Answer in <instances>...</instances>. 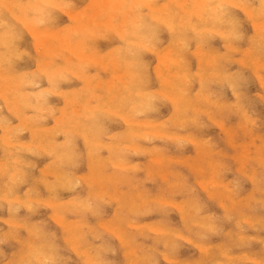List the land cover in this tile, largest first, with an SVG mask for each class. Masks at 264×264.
Returning <instances> with one entry per match:
<instances>
[{
    "label": "rangeland",
    "instance_id": "obj_1",
    "mask_svg": "<svg viewBox=\"0 0 264 264\" xmlns=\"http://www.w3.org/2000/svg\"><path fill=\"white\" fill-rule=\"evenodd\" d=\"M9 1V0H8ZM7 0L5 1V0H3L2 1V3L0 4V14H2L3 15V17H1L0 16V18H2V19H0V21L1 20H3V18H4V20L6 19V21L8 22V20H9V24H11V25H15L16 27L15 28H13L14 27V25L13 26H11L10 27V25L8 24L7 26H6V24H5V22L6 21H4L3 23L5 24V26L4 25H2L1 23V25H0V35L2 34V33H5L6 34V36L8 37V39L9 40H7V38L5 39L4 38V35H3V37H2V35H1V38H0V40L2 41L3 40V38L6 40V42L8 41H10V38H13V36H15V38L16 39H14L13 38V43H12V39H11V44H8V45H10V46H12V45H15V47H10L9 48V46H7V45H5L4 43H3V46H2V44H0L1 46H0V53H2V54H0V62L2 61L1 60V57L3 56V57H5L4 55H6V53L8 54V55H6V57L3 59V62L4 61H6L5 63H3V62H1L0 63V78H2V80L0 81V82H2V81H4V79L6 78V76H9L8 78H11V80L12 79H14L13 80V82H14V84H13V82H10V80L7 78V82H6V79H5V81H4V83H2V85H0V90H1V88L3 89L2 91H0V120H2V118H3V120L2 121H0V136L1 135H3V136H1L0 138H1V140L2 141H0V171L3 169L2 167H4L5 169L7 168L8 169V167H6L7 165L6 164H8V165H10V167H12L11 169L13 170H11V169H3L1 172H0V186L2 187V189L0 188V193L2 194H0V198H5V197H9L8 198V200H10L11 199V196L12 195H14V196H12V198L14 197V199H16V201H13L12 202V200H11V202L12 203H14L13 205H14V207H13V205H12V207H11V202H10V204H9V202H7V199H2L1 200V202H0V231L2 232V233H0V264H19L20 263V260H22L23 262H21L22 264L23 263H25V261H28V262H26V263H31V264H39L38 263V261L40 262V261H42L43 259H45V260H43L42 261V264H88V261H87V255L85 256V252H88V253H86V254H91V252H92V257H94L96 260H98V261H96V262H92V264H127V263H131L134 259H135V261L134 262H132L131 264H134V263H136V259H137V263L136 264H184V263H186V264H213V263H215L216 261H219V262H216V264H232V263H234L235 262V264H264V204H263V202L264 201H262V200H264V181H262V178H263V180H264V100L262 99V98H264V67L261 65V64H264V55H263V53H264V45H262V43H264V29L262 30H259L257 27H256V25H255V23L256 22H259L260 20V22H263L264 23V8H263V6H264V0H238V2H237V0H235V1H232V0H229V1H225V0H214V1H210V0H207V4L204 2V1H206V0H202V1H199V0H197V2H196V0H193V2H192V0H187V2H186V0L184 1V0H154V1H156L154 4L157 6L158 5V7H159V5L161 6V5H164L168 10H167V13H168V11H170V13H168L169 14V16H171L170 18H173V16H174V18L173 19H175L176 21H181V22H183V23H185L186 22V20H188V19H190V22H189V20L187 21V22H189L188 24L189 25H191L192 24V21H194L193 22V24L192 25H194V24H196V25H194V26H196V27H190V26H188V27H190V28H187L186 29V27H183V28H179L180 30H178V29H176V30H174L173 32H171L172 30L169 28V26H168V24H166L165 25V23H166V21H165V23H164V19L163 18H159V17H161L158 13H156V11L155 10H150V9H152L151 7H149V5L151 6V5H154L153 4V2L150 0L149 2L150 3H148V0H125V2H123L124 0H121L120 1V3H119V0H117V3H114L116 0H110V3L112 4H108V5H101V3H102V1L100 0V1H97V0H64L63 2L62 1H57L56 2V0H15V2H17V3H12V2H14V0H11L10 1V3L8 2ZM20 1V2H19ZM40 1L42 2V3H40ZM44 1V2H43ZM47 1H49V2H47ZM114 3V6H113V3ZM129 1V2H128ZM141 1H142V3H141ZM182 1H184V2H182ZM199 1V2H198ZM209 1H210V3H209ZM223 1V2H222ZM226 2V4H225V2ZM230 1H231V3L233 4V5H228V4H230ZM244 1V2H243ZM250 1V2H249ZM260 1H263V3L262 2H260ZM1 2V1H0ZM5 2V7H3L4 5H3V3ZM40 4H38V3ZM49 3L48 5H50L49 7H51L49 10L50 11H52L53 13H51L50 14V11L49 12H47L48 10H47V8H49V7H47V5H45L44 3ZM62 2V3H61ZM95 2V3H94ZM98 2V3H97ZM122 2V3H121ZM138 2H139V4H138ZM146 2H147V4H146ZM174 2H176L174 5H172ZM177 2H180V3H178L177 4ZM200 2H202L203 3V5H204V8H208V10L210 11H208L207 9H202V8H200V6H199V4H200ZM229 2V3H228ZM234 2H235V4H234ZM253 2V3H252ZM6 3H9V5L11 4V7H9V5L8 4H6ZM18 3H20V4H18ZM28 4V9H29V6H30V4H31V6H32V8H31V10H37V9H39V12L41 11L42 12V14H41V12L40 13H38L37 11H35V12H33V11H31L30 9H29V11H25L24 13H23V9H27V4ZM52 3V4H51ZM63 3L64 4H66V5H68V6H71L70 8L72 9L73 8V10H69V8L67 7V9L65 8L66 7V5H64V7H63ZM94 5V4H96V6L94 7L92 4ZM121 4V5H119V7H118V5L117 4ZM129 4V8H128V4ZM136 3L139 5H136ZM142 5H141V4ZM183 3H186V4H188V5H185V4H183ZM206 4V6H205V4ZM208 3H209V5H208ZM217 3H218V5H217ZM220 3V4H219ZM226 5V7L224 6V4ZM228 3V4H227ZM240 3V4H239ZM247 3H248V7H247ZM12 4H14L15 6H13ZM69 4H71V5H69ZM74 4L76 5L75 7H74ZM89 4V5H88ZM91 4V5H90ZM104 6V7H102L101 8V6ZM127 4V5H126ZM182 4V5H181ZM211 4V5H210ZM213 4H215V5H217V7L216 6H212ZM239 4V5H238ZM3 5V6H2ZM7 5V6H6ZM20 5V6H19ZM54 6V8H53V6ZM58 5H59V7H58ZM61 5H62V7H61ZM85 5H88L87 7L85 6ZM98 5V6H97ZM112 6V7H109V6ZM124 5V6H123ZM136 5V6H135ZM143 5H145L144 7H143ZM178 5V6H177ZM219 5H222V6H219ZM234 5H237L238 7H236V6H234ZM241 5V6H240ZM262 5V6H261ZM1 6H2V10L3 11H1ZM16 6H19L20 7V9H17L18 7H16ZM30 6V7H31ZM33 6H35V7H33ZM38 6V8H36ZM39 6H41V9H40V7ZM73 6V7H72ZM84 7V9H85V7H86V9H91V10H89V11H85L84 9H83V7ZM109 8H111V9H109V11L110 10H112L114 13H115V15H113L112 14V11L110 12V14H109V12H108V14H106V17H105V14H104V12L105 13H107V10H108V7ZM115 6H116V8H115ZM123 6V8H121ZM126 6V7H125ZM132 6V7H131ZM138 7V8H140V7H142V9L140 10H138V8L136 9V12H135V14L136 13H138V14H142V15H138V17H137V15H135L134 14V16H135V18H137L138 20H141L142 21V19H139L141 16H145L144 18H143V21L145 20V22H142V23H144V24H142L145 28H146V24H147V27H148V29L146 28H144V27H140V29L142 30V31H144V32H142L141 30L139 31V30H137V26L135 25V24H133V21L131 22V20L132 19H129V21L127 22V23H125V17L127 16V17H129V16H131L130 15V12H131V10L134 8V7ZM169 6V7H168ZM184 6H186V8L188 9V10H185L186 8L184 7ZM188 6V7H187ZM194 6V7H193ZM199 6V7H198ZM246 6V7H245ZM255 7L254 9H255V11H256V9H257V11H256V13L254 12V9L253 10H251L252 8L251 7ZM259 6L260 7H262V8H259ZM6 7H8V8H10V9H8V8H6ZM13 7V8H12ZM14 7H16V8H14ZM44 7L46 8V9H44ZM61 8L60 9V11H58V10H56V11H53L52 9H56V8ZM89 7V8H88ZM91 7H93V8H91ZM101 9H100V8ZM106 7V8H105ZM130 7L132 8L131 10H130ZM181 7H182V10H181ZM214 7H215V9H217L218 7H220V8H222V10H224L225 11V15L226 14H228V15H226V17L227 16H229V17H231V20H232V23H235V22H238V23H235L236 25H234V24H232L231 23V20H230V18L228 17V18H226L225 17V15H224V11L222 12V10H220V8H219V10L217 9V10H215L214 9ZM224 7V8H223ZM245 7V8H244ZM250 7V8H249ZM22 8V9H21ZM94 8H95V10H94ZM165 8V9H166ZM185 8V9H184ZM196 10H195V9ZM213 8V9H212ZM4 9L6 10V11H4ZM16 9V10H15ZM43 9H44V11H46V15H45V12L43 11ZM63 9H65V10H63ZM78 9V10H77ZM83 11V13L81 14V10ZM98 9H100V10H102L103 11V9H104V12L102 13L101 11V13H102V15H103V17H102V19H101V17H100V15H101V13L99 12V10ZM107 9V10H106ZM115 11H114V10ZM119 9V10H118ZM122 9H124L123 11H122ZM173 9V10H172ZM184 9V10H183ZM193 9V10H192ZM211 9V10H210ZM225 9H227V10H229V11H226ZM244 9H245V11H250L251 13H250V16H249V18H248V16L246 15L247 14V12L245 13V11H244ZM246 9H250V10H246ZM261 9V10H260ZM7 10H8V12H7ZM13 10L14 11H16V12H18L17 14H16V12H15V14H13L14 12H13ZM17 10H19V11H17ZM22 10V11H21ZM77 12H76V11ZM98 10V11H97ZM116 10H117V12H121V13H117L116 12ZM128 10V11H127ZM134 10V9H133ZM132 10V11H133ZM172 10V11H171ZM177 10H179V11H177ZM189 10H190V12H189ZM200 10H203V13L205 12L206 14L204 15L203 14V16H204V18L208 15V17L207 18H205V19H199L200 18V16H198L196 13L197 12H200ZM205 10V11H204ZM213 10V11H212ZM215 10V11H214ZM31 11V12H30ZM58 11V12H57ZM74 11V12H73ZM78 11H79V13H78ZM94 11V12H93ZM130 11V12H129ZM155 11V12H154ZM259 11H263L261 14H260V12ZM3 12V13H2ZM10 12V13H9ZM13 12V13H12ZM68 12L69 14H70V16H68V14H66V13ZM73 14V16H75V14H76V17L79 15V16H81V15H83L84 14V17L85 18H90V19H84V17L82 16V18H81V20L80 21H82V22H78L77 21V19H76V17H74V19H73V17H72V14ZM89 13V15L91 16V15H93L94 13V16H93V18L95 19H92L89 15H87L88 13ZM97 12H99V13H97ZM122 12H123V14H124V16H125V14H127V12H129L128 14L129 15H126L125 17L122 15ZM125 12V13H124ZM172 12V13H171ZM183 12L185 13V14H183ZM186 12H188V13H186ZM195 12V13H194ZM208 12H209V14H208ZM212 12V14L210 15V13ZM214 12H217V13H215L214 14ZM254 12V13H253ZM20 13V14H19ZM27 13V14H26ZM29 13V14H28ZM43 13H44V15H43ZM50 15H49V14ZM87 13V14H86ZM92 13V14H91ZM116 13H117V16H116ZM133 13V12H132ZM144 13H146V14H144ZM178 15H177V14ZM191 13V14H190ZM201 13V12H200ZM221 13V14H220ZM222 13H223V15L224 16H222ZM19 14V15H18ZM25 14V16H23ZM53 14V15H52ZM85 14H86V16H85ZM96 14H99V18H95V16H96ZM112 14V15H111ZM119 14V15H118ZM153 14H155L154 16H153ZM218 14H220V15H218ZM257 14V15H256ZM6 15V16H5ZM17 15V17H15ZM27 15V16H26ZM39 15V16H38ZM42 15V20H43V17L45 18L43 21L41 20H39L40 18V16ZM47 15H49V19L50 18H52L53 20H51L50 19V21H49V19H47L48 18V16ZM56 17H55V16ZM65 15V16H64ZM112 16V18L114 17V19H111L110 20V18H109V16ZM122 15V16H121ZM159 15V16H158ZM176 15V16H175ZM187 16V17H184V16ZM216 15H218L216 18H215V16ZM248 15H249V13H248ZM256 15V16H255ZM259 15H260V17H259ZM5 16V17H4ZM21 16V17H20ZM53 16H54V18H53ZM108 16V17H107ZM110 16V17H111ZM116 16V17H115ZM118 16H120V17H118ZM140 16V17H139ZM198 18H197V17ZM202 16V15H201ZM203 16L201 17V18H203ZM222 16V17H221ZM17 18V19H14V18ZM29 18V17H31V18H36V19H38V21L40 22H37V20H36V22L38 23H33L34 25L32 26V24H30L31 22H34L35 20L34 19H30L29 18V20H31V22L29 23L28 22V24L30 25V27H29V25L28 24H26V22H27V18ZM123 17V18H122ZM126 17V18H127ZM151 17H152V19H157L159 22H157V20L155 21H153L152 22V20H151ZM190 17V18H189ZM212 17V18H211ZM228 19L227 21H226V19ZM261 17H262V19H261ZM25 18V19H24ZM55 18H56V20H55ZM69 18H72V19H69ZM103 18H106V19H103ZM130 18V17H129ZM142 18V17H141ZM160 20H159V19ZM178 18V19H177ZM211 19L212 20V22H211V20L209 21V20H207V19ZM221 18L224 20H221ZM236 18V19H235ZM251 18L253 19V21L251 20ZM260 18V19H259ZM21 19H23V20H25V22L23 21H21V23H25L26 25H28L27 27H29V28H27V27H25V24L24 25H22L21 23V25L18 23V22H20V21H18V20H21ZM47 19V22H49V23H51V24H47V23H45V24H43L42 23V25H41V22H44L45 20ZM107 19H109V22H108V20ZM123 19V20H122ZM125 19V20H124ZM128 19V18H127ZM163 19V20H162ZM216 19L217 20H220V21H216ZM235 21H234V20ZM248 19H250V20H248ZM259 21H258V20ZM55 20V21H54ZM74 22H72V21ZM75 20V21H74ZM87 21V22H85V21ZM91 20V21H90ZM97 20H99V22L97 23L96 21ZM102 20H105V21H102ZM119 20V21H118ZM122 20V21H121ZM237 20V21H236ZM238 20H240V21H238ZM16 21H18L17 23L20 25H18L17 23H16ZM77 21V22H76ZM93 21V22H92ZM107 21V22H106ZM111 21H113V22H111ZM114 21H116V22H114ZM137 21V20H136ZM160 21H163V24L162 23H160ZM201 23H200V22ZM203 21V22H202ZM208 21V23H210V24H208V23H206ZM222 21V23H219V22H221ZM89 22V24H91L90 26H95V27H93V29L89 26V24H87ZM91 22V23H90ZM95 22H96V24H95ZM102 22H106L105 24H103ZM119 23V25H118V23ZM125 23V24H123V25H125V26H123V25H121L122 23ZM150 22V23H149ZM186 22V23H187ZM228 22V23H227ZM230 22V23H229ZM251 22V23H250ZM253 22V23H252ZM78 23H80V25L78 24V26H77V24ZM85 23V24H84ZM94 23V24H93ZM100 23H102V24H100ZM111 23H113V25L111 24ZM128 23H130V24H128ZM200 24V27H199V25H197V24ZM225 23H227V24H225ZM38 25V27H37V25ZM52 24H53V26L54 27H52ZM99 24V25H98ZM107 24H110V26L112 25V26H114L115 27V29L116 30H118V31H120V33L118 32V31H116L115 29H114V27L112 28V27H110L109 25L107 26ZM149 24V25H148ZM154 24V25H153ZM160 24V25H159ZM209 26H208V25ZM219 24H220V27L222 28V31H221V28L219 27ZM224 24V25H223ZM231 24V25H230ZM238 24H240L241 25V27H239L238 28V26H240V25H238ZM252 24L253 25H255V28H257V29H254V26H252ZM49 25V26H48ZM51 25V26H50ZM73 25V26H72ZM76 25V26H75ZM82 25V26H81ZM85 25V26H84ZM88 25V26H87ZM96 25H97V27H96ZM103 26L104 28L103 29H105V26H107V27H109V28H107L106 27V29H108V30H106V34H102V32L103 31H105V30H100V29H102V27L100 28V26ZM118 25V26H117ZM128 25H132V27H128ZM152 25H153V27H154V29L156 30H154L153 28H150V27H152ZM165 25V26H164ZM201 25H202V27H201ZM207 27V29L208 30H210L211 32L213 31V32H215V33H218V34H213V32L211 33L210 31H207V29H206V27ZM67 28H66V27ZM72 28H71V27ZM99 26V27H98ZM120 26H121V28H120ZM123 26V27H122ZM133 26H135L136 27V30H135V33H137L138 32V34H142L143 36H145L144 37V41H146V42H143V37H141V35H140V38H138V37H136V38H138V41H137V39L134 37V36H136V35H134V34H132L133 32H134V30L132 29V28H134ZM150 26V27H149ZM156 26V27H155ZM215 26H217V27H215ZM231 26H233V27H231ZM237 27L239 30H240V34L242 35V33H243V35H242V39H240L239 37H238V35L239 34H237L236 35V33H239V30H237V32H236V30H234L233 31V29H235V27ZM2 27V28H1ZM8 27L9 28H12L11 30H14V31H11V30H9L8 32H7V30L6 29H8ZM32 27L35 29H37V30H39V31H47L48 32V37H50V38H48L47 37V39H46V44H53L52 45V47H53V49H56V50H54L53 51V49H52V47L50 48L51 50V53H50V51H48L49 52V54L47 55V53H45L44 55H46L48 58L47 59H45L44 57L45 56H43V55H41V54H43L44 52L43 51H41V49H39L38 47H39V43L38 44H36V42L38 41V39L36 38L35 39V34L33 33V30L34 29H32ZM47 29V28H49V29H45V28ZM63 27H65V28H63ZM77 27V28H76ZM83 27V28H82ZM88 27H89V29H88ZM118 29H117V28ZM124 27H128L127 28V31H128V29L130 28V30H129V32L127 33L126 32V28H124ZM159 29H158V28ZM205 27V28H204ZM209 27H210V29H209ZM213 27H215V28H212ZM220 28V31H219V28ZM39 28V29H38ZM42 28H44V29H42ZM52 28V29H51ZM54 28V29H53ZM59 29V31H58V29ZM75 28V29H74ZM79 28V29H78ZM88 29V31L86 30V33L85 34H87V35H85L84 36V38H83V36H81V34H83L84 33V30L85 29ZM94 28H97L96 29V32L94 31ZM111 28H112V30L114 29V31H112L111 32ZM149 28L151 29V30H149ZM195 28H196V30L198 29V31H196L195 30ZM199 28H200V30H199ZM201 28H202V30H201ZM217 28H218V30H217ZM224 28V29H223ZM226 28V29H225ZM236 28V29H237ZM254 30H253V29ZM32 29V30H31ZM42 29V30H41ZM64 29H67V30H65V32H68V34H69V32L71 33V29H72V33L74 34V35H76V37H77V39H76V37H72V36H74L72 33L71 34H69V36H68V34L67 33H65L64 32ZM70 29V30H69ZM99 29V30H98ZM119 29H122V32H123V30H124V32L122 33L121 32V30H119ZM139 29V28H138ZM189 29L191 30V31H189ZM193 29V30H192ZM204 29V30H203ZM212 29V30H211ZM217 31H215V30ZM232 29V30H231ZM15 30H17L16 32H15ZM20 30H22L21 32H19ZM60 30L62 31L63 30V32L61 33V34H63V35H60ZM74 30V31H73ZM77 30V33L75 32ZM133 30V32H131ZM146 30V31H145ZM152 30H154V32L151 34L150 32H152ZM195 30V31H194ZM227 33L228 32V34H225L224 33V31ZM30 31H32V33L30 32ZM56 31H58L57 33H59V35L56 33ZM80 31V34L78 33ZM82 31V32H81ZM89 31L92 33V35L94 34V33H97L96 34V39L94 38V37H92L91 36V34L89 33ZM99 31H101V34L104 36V38H103V36H100V37H97V36H99V35H101V34H99L98 32ZM159 31V32H158ZM165 31V32H164ZM189 31V32H188ZM205 32V31H207V32H205V33H207L206 35H208V36H204V34L205 33H202L203 34V36H201L200 34H198L197 32ZM222 32L223 34H221V33H219V32ZM10 32H12V33H15V34H17L18 35V37H16V35L14 34L12 37H10L9 38V35L10 34H12V33H10ZM51 32V33H50ZM55 32V33H54ZM116 32V33H115ZM130 32H131V34H130ZM142 32V33H141ZM148 34H147V33ZM157 32V33H156ZM180 32L182 33V35H183V37H188L189 39H191L190 40V42H189V44H188V41H189V39L187 38V39H185V46H183V47H177V45L175 44V41H176V38L178 37V35L180 34ZM234 32V33H233ZM242 32V33H241ZM256 32H257V34H256ZM263 32V33H262ZM9 33V34H8ZM121 33L124 35V34H128L127 35V39H129L128 37H130V42L126 39V37H125V35H124V41H123V38H122V36H121ZM154 33H156V34H154ZM164 33V34H163ZM173 33V34H172ZM51 34H55V35H58L59 37H63L64 38V34H66L65 36L66 37H70V39H71V37H72V39H74V43H76L75 42V40L76 41H78V42H80V44L78 43V45L77 44H74L73 43V40L72 41H70L68 38H66V39H68V40H66V41H68V42H70V44L72 43L73 45H77V46H80L81 45V47L84 45V39H86L87 38V36H88V34L91 36V38H89V40L88 41H85L86 42V44H85V46H83L82 48H83V50H84V47H86L87 48V46H89L87 49L88 50H93V52L94 53H91L92 51L90 50V52L89 51H85L86 50V48H85V52H89V53H85L86 55H85V58H86V56H87V58L89 57V59L90 60H92V61H90L89 59H88V61L87 62H85V66H83V67H86V66H88V68L89 69H87L86 70V68L85 69H81V68H83L82 67V65H83V62H81V64L78 62V64H80L79 65V67H78V64L77 63H75L76 65H74L75 67H77V68H74L75 70H72L73 69V66L72 65H70V64H74V63H71V61L72 60H70L71 59V57L70 56H72V58H73V62H74V57L76 56L75 55V53H73V55H74V57H73V55L70 53V51L69 52H66V50H64L66 53H64V56H62L63 54V50H61L62 48H60L59 46L61 45L60 44V42H59V40H57L56 41V39L55 40H53V42L55 43V42H58V43H52V41H49L48 39H50V40H52L53 39V37L54 36H50ZM77 34H78V36H80L79 38H78V36H77ZM132 35V36H130V35ZM145 34V35H144ZM149 34H151V37L152 38H150L149 40L150 41H153L152 43V45L154 46V48H153V46H151V45H149V42H147V41H149L148 40V37H149ZM185 34V35H184ZM198 34V35H197ZM34 35V36H33ZM72 35V36H71ZM95 35V34H94ZM153 35V36H152ZM165 35V36H164ZM172 35V36H171ZM189 35V36H188ZM197 35V36H196ZM211 35H212V37H211ZM227 35H229L228 37H227ZM241 35H239V36H241ZM260 35V36H259ZM121 38H120V37ZM167 36V37H166ZM175 36V37H174ZM200 36V37H199ZM215 38H214V37ZM233 36V37H232ZM239 38H237V37ZM253 36V37H252ZM255 36V37H254ZM257 36V37H256ZM51 37H52V39H51ZM83 38L82 40V43H81V39L80 38ZM89 37V36H88ZM153 37H155V38H153ZM158 37V39L157 40H153V39H156ZM175 39H174V38ZM194 37V38H193ZM199 39H198V38ZM202 37H203V39H202ZM234 38L233 40H232V38ZM18 38V39H17ZM64 38V39H65ZM106 38H110V39H106ZM169 38V39H168ZM208 38V39H207ZM231 38V40H229V39ZM238 40H237V39ZM252 38V39H251ZM256 39V40H254V39ZM88 39V38H87ZM131 39L134 41V39H136V41H137V43H140V44H138V45H134V44H131L132 43V41H131ZM213 39V40H212ZM223 39V40H222ZM229 40V41H231V42H229L228 40L227 41H225V40ZM262 39V40H261ZM4 40V41H5ZM48 40V41H47ZM109 40V41H108ZM111 40V41H110ZM167 40V41H166ZM203 40H204V43L205 42H207L208 40H209V42L207 43V44H205L204 45V43H203ZM207 40V41H206ZM254 40V44H252V41ZM0 41V42H1ZM4 41H2V42H4ZM34 41V42H33ZM126 41V42H125ZM128 41V42H127ZM165 41V42H164ZM174 41V42H173ZM187 41V42H186ZM256 41V42H255ZM1 42V43H2ZM5 42V43H6ZM9 42V43H10ZM89 44H88V43ZM126 43V45L124 46V44ZM172 42H173V44H172ZM197 42H202L200 45H202V47H203V50H204V48L206 49L205 50V52H209L210 54H213V52H214V54H213V56H215L216 58L215 59H217L218 61H219V63L217 62V60H215V63L218 65V67L217 66H215V67H217V68H213V67H209L208 65H203V63H201V61L199 60L200 59V57L197 55L198 53H197V50H199V49H201L202 47H200V45L197 43ZM261 42V43H260ZM15 43V44H14ZM34 43L38 46L37 48L38 49H36V48H34ZM130 43V44H129ZM141 43H143V44H146L148 47L147 48H149L150 46L153 48V50H152V52H151V49H147L144 45V48L142 47V45H141ZM148 43V44H147ZM256 43H258V45L256 44ZM7 44V43H6ZM17 44V45H16ZM56 44H58V46L56 45ZM83 44V45H82ZM92 44L95 46V44H96V50L98 51V56H96L95 54L97 53V52H95V50L93 49L94 48V46L92 47ZM102 44V45H101ZM150 44H151V42H150ZM175 44V45H174ZM18 45H20L19 46V48H18ZM45 45V44H44ZM87 45V46H86ZM130 45V46H129ZM169 45H173V48L171 47L170 48V46ZM226 45H228V46H226ZM234 45H236V46H234ZM253 45V48L251 49V46ZM58 47V49L56 48V47ZM113 46V47H112ZM124 46L125 47V50L124 49H122V47ZM135 46H138L139 48H136L135 49V51H133V48ZM142 48H141V47ZM166 46H168V47H166ZM189 46V48H187ZM207 46V47H206ZM212 46H214L213 48H211ZM233 48V49H235V51H237L236 53L235 52H233L234 50L233 49H231V47ZM239 46V47H238ZM258 46V47H257ZM262 46V47H261ZM113 49H112V48ZM119 47H121V50H120V52H118L119 51ZM123 47V48H124ZM129 47H132L131 49L129 48ZM174 47H176V48H174ZM199 47V48H198ZM208 47H209V49H208ZM241 47V48H240ZM97 48H99V50L97 49ZM114 48H118V50L116 51V49L114 50ZM126 48H128V50L126 49ZM165 48V49H164ZM181 48V49H180ZM183 48V49H182ZM193 48H195L194 50H196V51H194L193 50ZM230 50H229V49ZM236 48H237V50H236ZM261 50H260V49ZM19 51H18V50ZM34 49H36V50H34ZM109 49V50H108ZM138 49H140V50H138ZM167 49H172V52H173V55L174 56H179L180 58H181V60H182V63H181V67H184L185 69H187L189 72H190V78H189V80H185L184 81V85L182 84V81L183 80H181L180 81V79L179 78H176V79H173V76L172 75H169L168 74V72L169 71H171V72H176L177 73V70H178V67L177 66H175V65H172L171 67V69L169 70V71H167L168 69H166L164 66H163V63H161L160 64V62L161 61H159L160 60V58H159V55H157V53L158 54H160V53H163L164 51H166ZM214 49V50H213ZM215 49H217L216 51H215ZM242 49V51H240ZM255 49V50H254ZM39 50V51H38ZM59 50H61V51H59ZM129 50H132V52L133 53H135V54H130L129 56H128V54L131 52V51H129ZM147 50H149L148 52H147ZM154 50H160V52H156V51H154ZM188 50V51H187ZM191 50L193 51V52H191ZM211 50V51H210ZM213 50V51H212ZM251 52H250V51ZM259 51V52H257V51ZM2 51V52H1ZM14 51V52H13ZM17 51V52H16ZM23 51V52H22ZM27 51H28V54H26L27 53ZM52 51L55 53V52H57L56 53V55H58V58H56V55L55 54H53L52 53ZM62 54H60L59 52ZM103 51V52H102ZM112 53H111V52ZM116 51V53H115V55H113L114 54V52ZM127 51H129V53L127 52ZM136 51H137V53H136ZM139 51H140V54L143 56H140L139 55ZM154 51V52H153ZM187 51V52H186ZM219 51V52H218ZM230 51V52H229ZM246 52V53H243V52ZM263 51V52H262ZM12 52V53H11ZM109 52H110V55H109ZM122 52V53H121ZM124 52H125V54H124ZM146 52V53H145ZM216 52H218L217 54H216ZM242 52V53H241ZM69 53V54H68ZM99 53H102L101 55H103V53H107L106 55H103V58H106V59H103V58H101L100 56V54ZM118 53H121L120 55H122L123 57H119L118 58V60H117V58L116 57H118L119 55H118ZM145 53V54H144ZM175 53H176V55H175ZM219 53H221L222 55H223V58H219V57H222ZM224 53V54H223ZM229 53H231V54H229ZM249 53V54H248ZM254 55H252V54ZM255 53V54H254ZM256 53H258L257 55H256ZM4 54V55H3ZM17 54V55H16ZM51 54H52V56H51ZM191 54H193V55H191ZM228 56H227V55ZM244 54V55H243ZM10 55V56H9ZM39 55H41V57L39 58ZM55 55V56H54ZM61 55V56H60ZM98 58V59H96V57ZM109 55V56H108ZM136 55H138V56H136ZM196 55V56H195ZM219 55V56H218ZM246 55H248L249 57H250V59H249V57L247 58L246 57ZM252 55V56H251ZM12 56V57H11ZM42 56H43V59H42ZM51 56V57H50ZM68 56V57H67ZM105 56V57H104ZM132 56L134 57L135 56V58H132ZM140 56V57H139ZM157 56H158V58H157ZM19 57H22V58H19ZM49 57H50V60H49ZM52 57H55L54 58V60L56 61H54V60H52L51 58ZM60 57V58H59ZM70 57V58H69ZM77 57V56H76ZM92 57V58H91ZM108 57L110 58V59H108ZM127 57H128V61L129 62H125V63H123L124 61H126L127 60ZM136 57H139V59H140V61H138L139 59L138 58H136ZM141 57H142V59H141ZM227 59H226V58ZM232 59H231V58ZM234 57V58H233ZM7 58V59H6ZM41 59V60H39V59ZM78 58L79 57H77L76 58V60H78ZM84 58V59H85ZM95 58V59H94ZM99 58H101V63L102 64H106L105 66L104 65H102L101 63H98V61L100 62V60H99ZM112 58V59H111ZM113 58H114V60H113ZM199 58V59H198ZM226 60H225V59ZM230 58V59H229ZM8 59H10V60H8ZM37 59L39 60L38 61V63H41L40 65H41V68L43 69V65H45V66H48V67H45L44 66V69L43 70H40L41 68H40V66L38 67V64H37V66H36V63H37ZM66 59V60H65ZM69 59V61H70V64H69V61H68V63H67V60ZM83 58H79V60L78 61H80V60H82ZM83 59V60H84ZM94 59V60H93ZM103 59V60H102ZM108 59V61H105V60H107ZM116 59V60H115ZM121 59H123V60H121V63H122V66H119V65H121V64H118V62L120 61ZM130 59H131V62H130ZM136 60V59H138L137 61H138V63L139 62H141V60H142V62L141 63H137V65L136 64H134V62L136 63V61H134V60ZM157 59H158V61H157ZM188 61H187V60ZM224 59V60H223ZM234 59L235 60H238V61H234ZM240 59H241V61H240ZM249 59V60H248ZM263 59V60H262ZM9 61V64H8V61ZM42 60H43V62L45 63H43L42 64ZM64 60V61H63ZM75 60V61H76ZM86 60V59H85ZM111 61V63H109L110 61ZM112 60H113V62H112ZM132 60H133V62H132ZM145 62H144V61ZM198 60H199V62H198ZM229 60V61H228ZM232 60H233V62H232ZM243 60L245 61V62H243ZM247 60V61H246ZM262 60V61H261ZM49 61H52V64H51V62H50V68H52L51 70L52 71H50L49 70V64H46V62L47 63H49ZM53 61L55 62V63H53ZM92 62V63H90V62ZM96 61V62H95ZM103 61V62H102ZM118 61V62H117ZM213 61V60H212ZM225 61H227V62H225ZM242 62V63H240V62ZM256 61H258V66H257V64L255 63ZM10 62H11V64H10ZM89 62V64H90V66H89V64H86V63H88ZM116 62V63H115ZM156 62V63H155ZM158 62V63H157ZM237 62V63H236ZM254 62V63H253ZM263 62V63H262ZM13 63V64H12ZM57 63V64H56ZM96 63V64H95ZM113 63V64H112ZM120 63V62H119ZM129 63H131V64H129ZM132 63L134 64V66L135 67H133V65H132ZM143 63V64H142ZM212 63V62H211ZM214 63V64H215ZM222 64V66H223V70L221 71V68H222V66H220L221 64ZM229 63V64H228ZM3 64H6V65H3ZM7 64L8 65H10L11 66V68H9L8 69V67H7ZM58 64H60V66L58 65ZM111 66L112 65V67H110L109 65ZM151 64V65H150ZM154 64V65H153ZM255 64V65H254ZM3 65V66H2ZM63 65V66H62ZM64 65H65V67H66V69H64L65 67H64ZM92 65V66H91ZM93 65H94V67H93ZM97 65H99V67L102 65V66H104V67H100V68H98V66ZM108 65V66H107ZM113 65H118V67H119V69H118V67L117 66H113ZM132 65V67H133V69L134 68H136V66H137V68H136V70H135V73L133 72V70L131 71V69L130 68H132V67H130ZM139 65V66H138ZM141 65H142V67L144 68H140L141 67ZM144 65H146V66H144ZM150 65V66H149ZM155 65H157V66H155ZM162 68H160L159 66ZM203 65V67H202V69L200 68V66H202ZM4 66H6V67H4ZM9 66V67H10ZM57 67V68H55V67ZM59 66V67H58ZM62 66V67H61ZM69 66H72V67H69ZM97 66V67H96ZM126 68H125V67ZM204 66L205 67H207L206 69L204 68ZM229 66V67H228ZM243 66V67H242ZM246 66V67H245ZM247 66H249V68L247 67ZM252 66V67H251ZM262 66V67H261ZM4 67V68H3ZM37 67V68H36ZM81 67V68H80ZM106 67H107V69H108V67H110V72H109V70H105L106 69ZM114 67H115V69H114ZM121 67H124V69L122 68L121 70H120V68ZM128 67H129V71L127 70L128 69ZM154 67V68H153ZM157 67H158V69H160L161 70V73L163 74H160L161 75V77L159 76V74L158 73H160V72H158L157 73ZM164 67V68H163ZM209 67V68H208ZM221 67V68H220ZM224 67H227V68H224ZM14 68V69H13ZM47 68H48V70H49V72L50 73H48V71H46V73L44 72L45 70H47ZM53 68H55L58 72L60 71V73H62V76L63 77H61V76H59L60 75V73L58 74L57 73V71L55 70L54 71V69ZM69 68H70V70H69ZM79 68V69H78ZM101 68H102V70H101ZM113 68V69H112ZM116 68H117V70H116ZM140 68V69H139ZM145 68H147V69H145ZM153 68V69H152ZM176 68V69H175ZM213 68V69H212ZM253 68V69H252ZM254 68H255V70H254ZM260 68V69H259ZM28 69H30L28 72L26 71V70H28ZM38 69H39V71H38ZM59 69V70H58ZM62 69H63V72H62ZM78 69V71H76ZM81 69V70H80ZM96 69V70H95ZM100 69V70H99ZM111 69L113 70L112 72H111ZM200 69V70H199ZM209 69H211V70H209ZM216 69V70H215ZM218 69V70H217ZM220 69V70H219ZM225 69V70H224ZM250 69V70H249ZM84 70H86L87 71V73L84 71ZM105 70V71H104ZM119 70V71H118ZM124 70V71H123ZM125 70H127V71H125ZM144 70V71H143ZM150 70V71H149ZM155 70V71H154ZM203 70H205V71H203ZM14 71H15V73H17V72H20V73H18V74H14ZM17 71V72H16ZM40 71H41V73H40ZM53 71H54V73H53ZM65 71H66V73H68L69 74V76L73 73V72H75V74H77L78 75V78H77V75H75L74 76V73L70 76V78H68V77H65L64 78V76H66V75H64L65 74ZM67 71H71V72H67ZM80 71V72H79ZM81 71H82V73H81ZM120 71H123L122 73L124 74H122ZM136 71H138L139 73H136ZM163 71V72H162ZM164 71L166 72L167 71V73H164ZM201 71V73L203 72V74H201L200 73V75H202V77H204V79H201V76L199 75V72ZM217 71V72H216ZM219 71V72H218ZM221 71V72H220ZM225 71V73L223 74V72ZM227 71H229V72H227ZM24 72H26V73H24ZM31 72H33L34 74H39V75H37L40 79H37L38 77H36V75L34 76ZM79 72V73H78ZM84 72V73H83ZM96 72H99L98 73V75L99 76H97L96 78L95 77H93L94 76V74L96 73ZM118 72V73H117ZM125 72L128 74V75H130L129 73H131V78L133 77V78H135V81H133L134 79L132 78H130V76H128V77H123V76H127V74H125ZM144 72V75H145V72H147V74L145 75V77H144V75L142 76L141 75V73H143ZM155 72H156V74H155ZM209 72H211V73H209ZM213 72H216V74L214 73L213 74ZM241 72V73H240ZM21 73H22V75L23 76H27V75H29L30 76V74H32L33 75V77H32V75H31V77H26L25 76V78H26V80H30V78L32 79V81L30 80V81H28V82H31V84H36V83H39V85L37 84V85H34L35 87H32L28 82V84H26V83H23L22 84V81L20 82L19 80H22L23 79V81L24 82H26V80H25V78H23V76L21 75ZM28 73V74H27ZM42 73H44L43 75H42ZM52 73L53 74H57L58 75V77H55V78H59V77H61V78H64V80L62 79L61 81H60V79H58L59 80V82H61V83H55L56 85H52V84H54V79L55 78H53L52 79V77L53 76H51L52 75ZM88 73H90V77H88ZM110 73V74H109ZM117 74V78H116V74ZM119 73H121V74H119ZM209 74H211L212 76H214V77H212V76H210V79L208 78V75ZM223 75H222V74ZM238 73H239V75H238ZM2 74H4V75H2ZM13 74V75H12ZM40 74H41V76H40ZM45 74H51L50 76L49 75H45ZM80 74H82L83 76H84V78L82 77V75H80ZM109 74V75H108ZM132 74L134 75V74H140L139 76L140 77H143V79H140V77H139V79H140V81L141 80H143V81H145V79H147L148 77V79H149V81H147V84L146 85H148V86H146V85H144L145 83H146V81H145V83L143 84V82H140L139 80H136V78L138 79V75L135 77V76H132ZM167 74L169 75L168 77H167ZM227 74H229V76H227L226 77V75ZM232 74H234L233 76H232ZM255 74H257V75H255ZM16 75H18V76H16ZM86 75H87V77H88V79L86 80L87 82H88V80H90L92 77L94 78V81L92 82V81H90L91 83H92V85H91V83L90 82H86L85 81V78H86ZM96 75H97V73H96ZM95 75V76H96ZM112 75H113V77H112ZM120 75V76H119ZM158 77H160V78H158ZM193 75V78L191 79V76ZM195 75H199L198 77L197 76H195ZM222 75V76H221ZM225 75V76H224ZM245 76V78H244V76ZM3 76L5 77L4 79H3ZM13 76H15V78L13 77ZM48 76L50 77V79L48 78ZM81 76V77H80ZM165 76H166V78H165ZM224 76V77H223ZM237 76V77H236ZM241 76H243V77H241ZM258 76V77H257ZM79 77L80 78H82L81 80L79 79ZM120 77H121V80L122 79H125L124 81L126 82H128V80L130 81V83L129 84H122L121 85V83H123V80H122V82H121V80L120 81H117V79H120ZM151 77H153V78H151ZM163 77V78H162ZM218 77V78H217ZM220 77H222V78H220ZM19 78V79H18ZM22 78V79H21ZM35 79V82H34V79ZM151 78V79H150ZM168 78V79H167ZM170 78H172V80H169ZM175 78V77H174ZM199 78H200V80H199ZM213 78H214V80H213ZM218 80H220V81H218V83L219 84H217V79ZM226 78V79H225ZM230 78V79H229ZM236 78V79H235ZM238 78V79H237ZM241 78H243V79H245L243 82H241L242 80H240ZM15 79H17V81L15 80ZM57 79L55 80V82L57 81ZM84 79V80H83ZM99 79H101L102 80V83L100 82V80ZM161 80L162 79V81L160 82L159 80ZM167 79V80H166ZM195 79V80H194ZM227 79H229V80H231V79H234V80H231L232 82H230L229 80H227ZM261 79H262V81H261ZM39 80V81H38ZM68 80V81H67ZM69 80H71V81H69ZM92 80V79H91ZM103 80H104V83H103ZM111 80V81H110ZM174 80V81H173ZM213 80V81H212ZM216 80V81H215ZM222 80H224V81H222ZM236 80V81H235ZM237 80H238V82H237ZM9 81V82H8ZM50 81H52V82H50ZM84 81L87 83V84H85L84 83ZM112 81H117V82H115V85H117L118 83L120 84V85H117L115 88L117 89V91H118V89H121L120 90V92H122L121 94H123V97H122V95L120 96L119 95V91L117 92V91H115L116 93H118V94H116L115 92H111L112 90L114 91V90H116L113 86H111V85H114V84H112V83H114V82H112ZM137 81V82H136ZM165 81H168V82H170V83H172V81H173V83L174 82H176L177 81V84L176 83H174V86L176 87H172V89H171V86H173V85H170L168 82H166V84H169L168 86H166V89H165V87H163L164 86V82ZM181 83H180V82ZM202 81L205 83V85H204V83H202ZM211 81V82H210ZM215 81V82H214ZM222 81V82H221ZM18 82H20V83H18ZM58 82V81H57ZM109 82H111V83H109ZM124 82V83H125ZM132 82H134V83H132ZM141 84H140V83ZM179 82V83H178ZM185 82H187V84L185 83ZM194 82V83H193ZM210 82V83H209ZM214 82V83H213ZM226 84H225V83ZM227 82L230 84V86H229V84H227ZM9 83H12L13 84V86L14 85H16V84H19V85H16L15 87H17V86H19L21 89H19L18 88V90L17 91H15V90H13L12 91V89L13 88H11L10 87V89H9V85H7L6 86V84H9ZM93 83H94V85H95V87H96V85L99 83V87H98V89L97 88H95L94 86H93ZM96 83V84H95ZM101 83V84H100ZM117 83V84H116ZM152 84V86H151V84ZM192 83V84H191ZM202 83V84H201ZM217 85H216V84ZM233 83V84H232ZM234 83H235V85H234ZM236 83H238V85L236 84ZM12 84H10L11 86H12ZM20 84H22V85H20ZM108 84H111L110 85V87L108 86ZM130 84H131V87H130ZM133 84H135V86H136V84H138L139 86H141V87H135V86H133L134 88H132V85ZM186 84V85H185ZM244 84V85H243ZM59 85V86H58ZM82 85H83V87H82ZM87 85V86H86ZM89 85H90V88H89ZM100 85H105V89L102 87V86H100ZM123 85H124V87L125 88H119V87H123ZM143 85H144V87H143ZM183 85V86H182ZM191 85H192V87H191ZM205 86V88H204V86ZM4 86H6V88H7V91L5 92V94L6 93H8L9 95H7V96H9L10 98H8V99H10V100H8L7 99V96L5 97L4 96V94L2 95V93H4V91H5V89H4ZM12 86V87H13ZM129 86V87H128ZM149 86H151V87H149ZM241 86V87H240ZM15 87H14V89H15ZM40 87H42V88H45L46 87V89H43V91H41V89L42 88H40ZM55 87H56V89H55ZM58 87V88H57ZM91 87H93V89H91ZM100 87H102V89L100 88ZM107 87H109V89L110 88H112V89H110L111 91H108L109 89L107 88ZM147 87V88H146ZM163 87V88H162ZM186 87H187V89H186ZM215 87V88H214ZM227 87V88H226ZM85 88H87V89H85ZM99 88H100V90H99ZM135 89L136 88V92H135V90H132V89ZM155 88V89H154ZM156 88H158V89H156ZM162 88V89H161ZM174 88H175V90H176V92H177V90L180 92V93H182V92H186L184 95H186V96H188V98L190 99L189 101L191 102V105H192V107H193V109H192V107L191 108H187L186 110H184V109H181L180 110V112L179 111H177L176 110V107H175V105L176 104H173V103H175V102H173L174 101V99H172V94L175 92L174 91ZM49 91H48V90ZM52 89H54V90H52ZM69 89V90H68ZM73 89H75V91L73 90ZM80 89V90H79ZM86 91H85V90ZM92 90L91 92H90V90ZM97 89V90H96ZM104 89V90H103ZM108 89V90H107ZM128 89V90H127ZM131 89V90H130ZM164 89L165 90H167V92L166 91H164ZM185 89V90H184ZM190 89V90H189ZM216 89V90H215ZM222 89V90H221ZM26 91L24 94H26V95H21L22 93L20 92V91ZM50 90H52V93H50L51 91ZM61 92H59V91ZM64 90H66L65 91V94L63 93V91ZM68 90V91H67ZM82 90H84V91H82ZM125 92H123V91ZM146 90V91H148L149 90V92L151 93V91H152V93L154 92L155 94H156V96H155V99L154 98H152V96L154 97V94L152 95V94H150L149 92V94L150 95H148L147 94V92H144V91ZM155 90H160L159 92H155ZM161 90H162V92L163 93H165V95L162 93V95H161ZM168 90H169V92H168ZM171 90V91H170ZM27 91H30V93H28ZM33 91V92H32ZM37 92V94H36V96H34L35 94V92ZM47 91H48V93L49 94H47ZM58 93H57V92ZM75 93H74V92ZM80 91H82V93L80 92ZM128 91H130V92H132L131 94H130V92H128ZM190 91V92H189ZM191 91H192V93H191ZM203 91V92H202ZM227 91V92H226ZM2 92V93H1ZM19 93V95H17L18 93ZM40 92H41V94H40ZM44 94H43V93ZM53 92H56V94H54ZM70 92H73V93H71V95L70 94H68V93H70ZM86 92V93H85ZM128 92V93H127ZM171 92V93H170ZM178 92V94H180ZM240 92H242V93H240ZM17 93V94H16ZM27 93H28V95H27ZM64 95H67L66 96V98L67 97H69V96H72V95H77V93H78V95H79V93H81V96H76V98L74 99L73 98V96H72V98H67L68 100H69V103H70V101L71 100H73V102H74V105L72 104V103H70V105L72 104L74 107L76 106V107H78L77 109H76V107L74 108L73 106H70V108H69V106L67 107V105L69 104V103H67V105H66V102H68V100L67 99H65V97L64 96H62L63 94ZM109 93H111V94H109ZM126 93H127V95H126ZM136 93V94H135ZM140 93V94H139ZM142 93H143V95H145L146 97H147V95H148V97L150 98V99H148V98H145V96H143L142 95ZM146 93V94H145ZM168 93H170V94H168ZM228 93V94H227ZM236 93V94H235ZM11 94H12V96H11ZM43 94V95H42ZM59 94H60V96H59ZM93 94V95H92ZM95 94V95H94ZM129 94V95H128ZM139 94V95H138ZM157 94H159L158 96H157ZM166 94H167V97H168V95H170L169 97H171V99L173 100V101H171L170 100V98L168 97V99L166 98ZM191 94V95H190ZM202 94V95H201ZM205 94H207V95H205ZM230 94V95H229ZM242 94H245V95H242ZM30 95V96H29ZM43 97H42V96ZM48 95V96H47ZM111 95V97H107V96H110ZM124 95H126L125 97H124ZM143 96V98H142V96ZM163 95H164V98H163ZM193 95H194V97H193ZM198 95V96H197ZM210 95V96H209ZM225 95V96H224ZM240 95V96H239ZM15 96V97H14ZM20 96V98H19V100L21 99V101H19L18 100V97ZM21 96L23 97L24 96V99L23 98H21ZM27 96H29L30 98L32 97V100L30 99V101H29V104L31 103V105H33L32 107H35L36 105L38 106V107H36V109L34 110V108H32V109H30L29 108V106L31 107V105H29L28 106V108H27V106L26 105H28V104H26L25 105V103H28V98L26 99V97ZM46 96V98L48 99L47 101H45L46 103H45V105H44V103H41L42 101H44V100H42V99H44V97ZM114 96H116V97H114ZM131 96V97H130ZM135 96V97H134ZM138 96V97H137ZM159 96H162L161 98L159 97ZM200 96H202L201 98H200ZM203 96H204V98H203ZM232 96V97H231ZM234 96V97H233ZM244 96V97H243ZM246 96V97H245ZM261 96V97H260ZM263 96V97H262ZM39 97H41L40 99H39ZM75 97V96H74ZM81 97V98H80ZM119 97V98H118ZM160 98V99H156V98ZM191 97V98H190ZM206 97V98H205ZM240 99H239V98ZM241 97H243V98H241ZM46 98H45V100H46ZM80 99V101L82 100V102H78V100ZM83 98V99H82ZM84 98H85V100H84ZM104 98V99H103ZM122 98V99H121ZM132 98V99H131ZM137 98V99H136ZM163 98V99H162ZM204 100L203 102L200 100ZM203 98V99H202ZM229 98V99H228ZM237 98V99H236ZM6 99L9 101H6ZM66 101H65V100ZM103 99V100H102ZM114 99V100H113ZM117 99V100H116ZM118 99L121 101L120 102V104L118 103L119 101H118ZM146 99V100H145ZM161 99H162V102H161ZM197 99V100H196ZM213 99H216V100H212ZM11 100H13V101H11ZM14 100H17V101H14ZM24 100H25V102H24ZM42 100V101H41ZM84 100V101H83ZM105 100V101H104ZM111 100V101H110ZM129 102H128V101ZM148 100H151L150 102H151V104H153V105H151V104H149V101ZM153 100V101H152ZM196 100V101H195ZM212 101V103H211V101ZM76 101H77V103H80V104H77L76 103ZM107 101V102H106ZM110 101V102H109ZM118 101V102H117ZM124 101H126V104H125V102ZM148 102L147 104H149L150 105V107L148 106V105H146L147 107H149L148 109L146 108L145 109V107H143L142 105H144L145 106V103L144 102ZM164 101V102H163ZM201 101V102H200ZM216 101V103H215V105H214V102ZM222 101V102H221ZM242 101L243 103V105L240 103V102ZM7 102H8V105H7ZM14 103V102H16L15 103V105H18V103L19 102H21V104L20 105H22V106H17V107H21L22 109H18V110H20L21 112H22V110H23V112H22V114L21 113H19V116L18 117H16V114L17 113H15V111L17 110L16 109V107H15V105L13 104V105H11V104H9V103ZM23 102V103H22ZM104 102V103H103ZM115 102H117V103H115ZM123 102V103H122ZM128 102V103H127ZM141 102H142V104H141ZM167 102V103H166ZM192 102H193V104H192ZM38 103V104H37ZM106 103V104H105ZM110 103L112 104V108H111V106H109L110 105ZM130 103V105H128ZM166 103V104H165ZM171 103V104H170ZM195 103V104H194ZM228 103V104H227ZM236 103H238V104H236ZM40 104H42L41 106L43 107H39L40 106ZM77 104V105H76ZM109 104V105H108ZM115 104V105H114ZM118 104V107L116 106ZM137 104H139L138 106H137ZM9 105H11V106H9ZM56 105V106H55ZM60 105V106H59ZM79 105V106H78ZM93 106V107H91V106ZM120 105V106H119ZM157 105V106H156ZM171 105V106H170ZM194 105H195V108H194ZM198 105V106H197ZM201 105V106H200ZM235 105H236V107H235ZM237 105H239V107L237 106ZM14 107V108H11V107ZM47 106V107H46ZM57 106H59V107H57ZM81 106V108H79ZM83 106V107H82ZM100 107V108H98L99 110H101V111H99V110H97V108L96 107ZM115 106V107H114ZM122 106V107H121ZM139 106H141L142 108H140ZM152 106H154V107H152ZM155 106H156V108H158V109H156L155 108ZM206 106V107H205ZM27 109H26V108ZM53 107V108H52ZM62 107V108H61ZM65 107H67L70 111H68V112H66V110L67 109H65ZM94 107H95V109L97 110V111H95L94 113H97V114H95V116H94V114L92 113L93 111H92V109H94ZM101 107H103V108H101ZM105 107V108H104ZM107 107V108H106ZM126 107V108H125ZM135 107H136V110H135ZM137 107L138 108H140V109H137ZM151 107L152 108H155V110H152L151 109ZM160 107V108H159ZM197 107V108H196ZM244 107V108H243ZM25 108V109H24ZM37 108H39V110L37 109ZM40 108H42V109H40ZM46 108H47V110H46ZM50 110H52L53 111V113L55 114H51V112L52 111H50ZM52 108V109H51ZM71 108H73L72 110H71ZM86 108V109H85ZM123 108V109H122ZM144 108V109H143ZM209 108V109H208ZM12 109V110H11ZM46 110L45 112H44V110ZM65 109V110H64ZM74 109H75V111H79V113L78 112H75L74 111ZM84 109V110H83ZM104 109V111H105V109H107V111H108V114H112L113 113V111L114 112H116L117 113V115L114 113V115H111V116H109V117H107V111H105V112H103L102 110ZM109 109V110H108ZM112 110V113H111V110ZM118 109H120L121 111H117ZM125 109V110H124ZM132 109V111H130ZM141 109H143V110H145V111H140L141 112V114L139 115L138 114V116L136 115H134L133 113H134V111H135V114H137L136 113V111L137 110H141ZM195 109H196V111H195ZM203 109V110H202ZM11 110V111H10ZM14 110V113L12 112ZM16 111V112H19V111ZM37 110V111H36ZM43 110V111H42ZM62 110V111H61ZM89 110V113H88V115H87V111ZM129 110V111H128ZM134 110V111H133ZM146 110H147V112H146ZM152 112H151V111ZM157 110V111H156ZM193 110V111H192ZM201 110V111H200ZM206 111L207 110V112H203V111ZM243 110H245L244 112H243ZM72 111V112H71ZM82 111H83V113H82ZM90 111H91V113H90ZM123 111H124V113H129V112H131L132 114H133V118L131 117V116H127L126 117V115L123 117V115H124V113H123ZM126 111H128V112H126ZM175 111V112H174ZM182 111V112H181ZM242 111V112H241ZM12 112V113H11ZM42 112H44V113H42ZM47 112V113H46ZM63 112H64V114H63ZM75 114H74V113ZM81 112V113H80ZM86 113V116L89 118V119H87V118H85L84 116H82L83 114H85ZM138 112V111H137ZM146 112V113H145ZM174 112V113H173ZM242 114H241V113ZM247 112V113H246ZM47 114V116L45 117L44 116V118L42 117L43 116V114ZM50 113V114H49ZM69 113V114H68ZM71 113L72 114H74V115H76V116H71ZM76 113H78V115L80 114V116H78L77 117V114ZM99 113V114H98ZM107 114L106 116H103V118H101L102 116H101V114ZM130 113V114H131ZM139 113V112H138ZM142 113H143V115H142ZM169 113V114H168ZM175 113H176V117H175ZM187 113H190V114H188L187 115ZM249 113V114H248ZM41 115V117L42 118H40L39 117V115ZM82 114V115H81ZM92 114V115H91ZM121 114V116L123 117H119V115ZM130 114H128V115H130ZM131 114V115H132ZM197 114H198V116H197ZM209 116H208V115ZM246 114H248V115H246ZM6 117H5V116ZM18 115V114H17ZM22 115H25L26 116V118H25V116H22ZM32 115H33V117H34V115L37 117L38 116V119L39 120H37L36 119V117H34L37 121H40V122H37V124H36V120L32 117ZM64 115H66V117L68 118L69 117V121H67V122H64V121H66V117L64 116ZM68 115V116H67ZM89 115H90V117H91V119H90V117H89ZM155 115H157V116H155ZM178 115H180L181 117L182 116H186V117H182V121H181V123L179 122L180 121V119H181V117L180 116H178ZM194 115V116H193ZM240 115V116H239ZM23 117V118H21V117ZM58 116H59V118H58ZM64 116V117H63ZM113 116V117H112ZM154 116H155V118H154ZM192 116V117H191ZM207 116V117H206ZM211 116V117H210ZM245 116V117H244ZM250 116V117H249ZM4 117H5V119H4ZM22 119H20V118ZM65 118V120L64 121H62V119L61 118ZM75 117H77V118H75ZM137 118L136 119V121L138 120H141L142 119V123H144V121L146 122V124L148 123V124H151V126L150 127H152L155 131L154 132H152L151 131V133H147V137L148 138H146V135L144 134V132L145 131H147V130H145L144 131V129H142L143 130V132H142V130H139V127L137 126L138 124V122L136 123V122H134L133 120H134V118ZM165 117V118H164ZM174 117V118H173ZM196 117V118H195ZM212 117L215 119V121H217L218 123H217V125H216V123H215V121H214V119H212ZM25 118V119H24ZM31 118H32V120H31ZM72 118V119H71ZM85 118V119H84ZM95 118V119H94ZM96 118H97V120H96ZM124 118H125V120L127 121V122H125L124 121ZM128 118V119H127ZM130 118H132V119H130ZM172 118V119H171ZM176 118V120H174ZM188 118H189V120H188ZM204 118H205V120H206V122H204ZM211 119V120H209V119ZM220 118V119H219ZM255 118H256V120H255ZM58 119H60V120H58ZM71 119V120H70ZM146 119H148V120H150V121H148V120H146ZM151 119H152V122H151ZM163 120V122H162V120ZM222 119V120H221ZM237 119V120H236ZM5 120V121H4ZM25 120V121H24ZM28 120L30 121V122H28ZM100 120V121H99ZM115 120V121H114ZM131 120L133 123H131V121H130V124H129V121ZM159 120H161V121H159ZM165 120V121H164ZM178 120V121H177ZM213 120V121H212ZM219 120V121H218ZM234 120H236V121H234ZM241 120V121H240ZM255 122H254V121ZM25 122L26 124H24V123H22V124H20V127H21V129L18 127L19 126V123H21V122ZM33 121H35L34 122V124H32L33 123ZM57 121H59V122H57ZM62 121V122H61ZM74 121L76 122L77 121V123H79V121H80V123H82V125H80V123L79 124H75L74 123ZM98 121V122H97ZM119 121V122H118ZM174 121V122H173ZM177 121V122H176ZM208 121V122H207ZM250 121V122H249ZM4 122V123H3ZM8 122H9V126H8ZM17 122H18V125H17ZM76 125V129L78 130V132H77V130L75 129V125L73 124V123ZM84 122L86 123V124H84ZM92 122V123H91ZM95 122H97V125H96V123ZM114 122H116V123H114ZM121 122V123H120ZM141 122H139V124L141 123ZM160 122H162V123H160ZM167 122V123H166ZM195 122V123H194ZM225 122V123H224ZM243 124H241V123ZM252 122H253V124H252ZM11 123H14V125H17V126H14L13 124H11ZM33 126H31L30 124ZM54 123V124H53ZM61 123H62V126H61ZM90 123H91V126H90ZM163 123H165V124H163ZM174 123V124H173ZM203 124V126H202V124ZM66 124H68V125H66ZM83 124L85 125V126H83ZM147 124V125H148ZM158 124V125H157ZM167 124V125H166ZM210 124H212V125H210ZM214 124V125H213ZM228 124V125H227ZM233 124V125H232ZM258 124V125H257ZM1 125H4L5 127L4 128H2L3 126H1ZM12 125V126H11ZM21 125H23V126H21ZM26 125V126H25ZM37 125V126H36ZM54 125L56 126V125H60L59 127H60V129L57 127H55L54 128ZM94 125L97 127V128H99V130H96L97 128L96 127H94ZM105 125V126H104ZM192 125H196V129H195V127L194 126H192ZM232 125V126H231ZM240 125V126H239ZM242 125V126H241ZM246 125V126H245ZM15 127V129H14V127ZM29 126H30V128H29ZM41 127V129L39 128V127ZM43 126H50L49 128L47 127V128H44ZM51 126L53 127V129H54V131H52L51 133H53V135L51 134V133H49V131L48 130H50V129H52L51 128ZM66 126V127H65ZM77 126H78V128H77ZM80 126V127H79ZM85 127L84 129H86L85 131L84 130H82L83 129V127ZM93 129H91L90 127ZM94 128H93V127ZM104 126V127H103ZM131 126V127H130ZM181 126H183V127H181ZM211 128H210V127ZM219 126H221V127H219ZM223 126L224 127H226V129L227 128H229V129H231L232 131H233V135H234V137H232V136H230L231 134H232V132H229L228 131V129L225 131V129L223 128ZM229 126V127H228ZM249 126V127H248ZM8 127V128H7ZM12 127H13V129L15 130V132L16 133H18L17 135L15 134L14 135V130L12 129ZM17 127V128H16ZM22 127L23 128H25L26 129V127H28L29 129H22ZM32 127V128H31ZM39 128V130H38V128ZM43 127V128H42ZM62 127H65L64 128V130L62 131ZM68 127V128H67ZM72 127V132L70 131V128ZM73 127H74V129H73ZM81 127H82V129H81ZM87 127V128H86ZM109 127V128H108ZM130 127V128H129ZM134 127H135V129H134ZM189 127V128H188ZM241 127V128H240ZM37 128V129H36ZM89 128V129H88ZM103 128V129H102ZM133 129V130H135V132L136 131H141L140 133H139V135L136 133L135 135H132L131 134V132H129L130 131V129ZM164 128H165V130H164ZM209 129V130H207V129ZM219 128H221V129H219ZM236 128V129H235ZM240 128V129H239ZM253 130H252V129ZM32 129H33V131H32ZM46 129L47 130V132L49 133V135H50V138H49V136H48V134H47V132H46V130H45V132H44V130ZM52 129V130H53ZM56 129V130H55ZM81 129V130H80ZM93 131V133H92V131ZM151 129V128H150ZM152 129V130H153ZM162 129V131H165L166 132V134H165V132H164V134L162 133V131H160ZM176 129H178L177 131H176ZM185 129V130H184ZM202 129V130H201ZM234 129H235V131H234ZM245 129V130H244ZM8 132H7V131ZM10 130H12V131H10ZM36 130H37V133H41V135L39 134V136H37V137H35V139L33 138L34 136H36V134H34V131H35V133H36ZM57 130H58V132H57ZM65 130L67 131L66 133H65ZM74 130V131H73ZM76 130V131H75ZM88 130H89V132H88ZM94 130H95V132L96 131H98V132H100V133H98V132H94ZM101 130H103V131H101ZM124 130H125V132L127 133V134H125V132H124ZM158 130V131H157ZM180 130V131H179ZM181 130H183V131H181ZM199 130H201V131H199ZM220 130V131H219ZM20 131L22 132L21 134H20ZM160 131V132H159ZM168 131V132H167ZM179 131V132H178ZM6 132V133H5ZM12 132V133H11ZM77 132V133H76ZM83 132H87L88 134H85V135H83ZM170 132H171V134L172 133H174V134H178L177 136L176 135H171L170 134ZM193 132V133H192ZM195 132H197V133H195ZM228 132V133H227ZM9 133H11L10 135H9ZM55 133V134H54ZM73 134V136H72V134ZM79 133V134H78ZM81 133V134H80ZM95 133V134H94ZM98 133V134H97ZM128 133L129 134H131L130 136L132 137H129V135H128ZM142 133V134H141ZM155 133H156V135H155ZM170 135H169V134ZM192 133V134H191ZM219 133V134H218ZM247 133V134H246ZM45 134H47V135H45ZM90 134V136L89 137H87L88 135ZM92 134H94L95 135V139H94V141H93V139H92V136L94 137V135H92ZM110 134V136H108ZM114 134V135H113ZM115 134H116V136H115ZM141 134V135H140ZM144 134V135H143ZM161 134V135H160ZM179 134L181 135V134H184V137H186V135H187V137H190L189 139L191 140H194L195 138L197 139V140H199V141H203V142H205V145H206V148L210 151V156L209 157H203V156H200V154H199V150L197 149L198 147H197V145L194 143V145H193V142L194 141H190V140H187V137H186V139H184L183 140V135H182V138H181V136H179ZM191 134V135H190ZM197 134V135H196ZM215 136V138H214V136ZM38 135V134H37ZM57 135V136H56ZM70 135V136H69ZM80 135L81 136H83V137H80ZM87 135V136H86ZM92 135V136H91ZM158 135V136H157ZM167 135H169V136H171V138H169V136H166ZM189 135V136H188ZM219 135V136H218ZM224 135V136H223ZM254 135V136H253ZM32 136V137H31ZM56 136V137H55ZM79 136V137H78ZM112 136H114V137H112ZM140 136H142V137H140ZM172 136L174 137V138H172ZM193 136V137H192ZM229 136V137H228ZM253 136V137H252ZM45 137V138H44ZM90 137H91V139L92 140H90ZM121 137V138H120ZM175 137H177V138H181L180 140L179 139H175ZM200 137V138H199ZM217 137H219V138H217ZM222 139H221V138ZM5 138V139H4ZM32 138H33V140H32ZM38 138H39V140H38ZM70 138H73L74 140H75V142H74V140L72 139V140H70V141H73V144H72V142L71 143H69L70 141H69V139ZM88 138V139H87ZM159 138H161V140H158ZM164 138V139H163ZM194 138V139H193ZM202 138V139H201ZM203 138H205V139H203ZM253 138H254V141L252 142V140H253ZM15 139H17V141H18V139H19V141L17 142V141H14ZM64 139V140H63ZM85 139H87L88 140V142L86 143V141L87 140H85ZM97 139H99L100 141H98ZM195 139V140H196ZM212 139V140H211ZM218 139V140H217ZM46 140V141H45ZM48 140V141H47ZM49 140H50V142H49ZM52 140V141H51ZM104 141V143L106 144V146H105V144L102 146V145H99L98 143H103V141ZM167 140V141H166ZM229 140V141H228ZM30 141L32 142V144H30V147H29V143H30ZM42 141V142H41ZM54 141V142H53ZM67 142V144L69 143V147L67 146V144L66 145H64L63 143H61V142ZM69 141V142H68ZM120 141V142H119ZM169 141V142H168ZM180 141V142H179ZM183 141V142H182ZM185 141V142H184ZM2 142H4V145L2 144ZM35 142V143H34ZM47 142H48V144H47ZM51 142H53V144H55V145H53ZM60 142V143H59ZM89 142H91V145H92V147H94V148H92V149H96L95 151L96 152H94V151H92V149L90 150L89 149V147H91V146H86V144H88ZM96 142V143H95ZM112 142V143H111ZM117 142H119V143H117ZM190 142H192V143H190ZM248 143V142H250L251 143V145H250V148H249V151H250V154H251V157H250V160H248V162H247V164H245L244 166L241 164V161L239 160V159H237L238 158V156H239V152H240V146H242V145H244L245 143ZM17 143V144H16ZM36 143H37V145L39 144H41L40 145V149L38 148V147H36ZM43 143H45V144H43ZM77 143V144H76ZM100 143V144H101ZM109 143V144H108ZM184 144L185 146H182V144ZM186 143V144H185ZM209 143V144H208ZM233 143V144H232ZM3 146H2V145ZM6 144H8V145H10V146H7ZM12 144V145H11ZM13 144H16V145H14L13 146ZM25 144H26V147H25ZM27 144H28V146H27ZM50 144H52L51 146H50ZM95 144V145H94ZM96 144H98L97 146H96ZM118 144V145H117ZM120 144V145H119ZM127 144H129V145H127ZM146 145V146H144V148H143V145ZM152 144V145H151ZM22 145V146H21ZM63 145V147H61ZM71 145H73V148H72V146ZM75 145V146H74ZM90 145V144H89ZM116 145V146H115ZM135 145V150H134V147L133 146ZM139 145H141V146H139ZM48 146V148L49 147H51V148H53V149H47L46 150V147ZM65 146H67L66 148L67 149H65L64 147ZM96 146V147H95ZM106 148H105V147ZM109 148H108V147ZM113 146V147H112ZM122 146V147H121ZM126 146V147H125ZM176 146H178V147H176ZM221 146V147H220ZM16 147H17V149H16ZM75 147V148H74ZM80 147V148H79ZM120 147V148H119ZM131 147V148H130ZM141 147H142V149H141ZM158 147V148H157ZM163 147V148H162ZM165 147V148H164ZM180 147V148H179ZM10 148V149H9ZM19 148V149H18ZM27 148V149H26ZM32 148V149H31ZM35 148H37V150L35 149ZM42 148H44V149H42ZM62 148H64V149H62ZM115 148V149H114ZM133 148V149H132ZM137 148H139L138 150H137ZM149 148V149H148ZM151 148V149H150ZM154 149V151H152L153 149ZM184 148V149H183ZM260 148V149H259ZM25 149H26V151H25ZM70 151H69V150ZM74 150V152H71L72 150ZM107 149V150H106ZM111 149V150H110ZM130 149V150H129ZM148 149V150H147ZM162 149V150H161ZM15 150V151H14ZM19 150V151H18ZM21 150V151H20ZM28 150V151H27ZM30 150H32V151H30ZM35 150V151H34ZM64 151V150H67L68 152H71L70 153V155H68V152H67V154H66V152H61V151ZM81 150H83V151H81ZM108 150H110V151H108ZM133 150V151H132ZM161 150V151H160ZM167 150V151H166ZM169 150V151H168ZM182 150V151H181ZM195 150V151H194ZM216 150V151H215ZM13 151V152H12ZM58 151V154L60 155L61 154V156H58V154H56L57 156L56 157H54L55 156V153ZM90 151H92L93 152V155L96 153H99V152H103L102 153V155H101V153H99V156L98 155H96V156H98L97 158L95 157V156H93L91 153L92 152H90ZM150 151V152H149ZM165 151V152H164ZM178 151H180V154H178L179 152ZM12 152V154H10ZM32 152H34V154L32 153ZM45 152V153H44ZM55 152V153H54ZM86 152V153H85ZM88 152H90V154L88 153ZM104 152H105V155H104ZM126 152V153H125ZM155 154H154V153ZM156 152H159V154L162 156L163 155V157H164V160H158V161H160V162H158V161H155V155H156ZM195 152V153H194ZM8 153V154H7ZM50 153V154H49ZM65 155H64V154ZM112 153V154H111ZM162 153H165V154H162ZM185 153V154H184ZM35 154H37V155H35ZM86 154V155H85ZM111 154V155H110ZM127 154V155H126ZM169 154V155H168ZM172 154V155H171ZM175 154V155H174ZM15 155V156H14ZM45 155V156H44ZM84 155V156H83ZM92 156V158L91 157H89V156ZM103 155H104V157L106 158V159H104V157H103ZM108 155L110 156V159H111V161L109 160V157H108ZM166 155H167V157H166ZM190 155V156H189ZM195 155V156H194ZM253 155V156H252ZM6 156H7V158L8 159H6ZM49 156V157H48ZM51 156V157H50ZM63 156H65L64 158H62ZM70 156V157H69ZM83 156V157H82ZM88 156V157H87ZM102 158H101V157ZM169 156V157H168ZM185 157V161L183 160L182 161V159H184V158H182V157ZM194 156V157H193ZM58 157V158H57ZM85 157H87V158H85ZM101 159H103V160H101ZM171 157V159H169ZM172 157H173V159H172ZM175 157H177V158H175ZM187 157H188V160H190V161H188L187 160ZM200 157V158H199ZM237 157V158H236ZM18 158L21 160L22 159V162L20 161V160H18ZM60 158H62V159H60ZM72 158V159H71ZM75 158V159H74ZM89 158V159H88ZM92 160H91V159ZM107 158H108V160H107ZM112 158H114L113 160H112ZM154 158V159H153ZM166 158V159H165ZM179 158H181V160L180 161H178L179 160ZM5 159L6 160H11V162L10 161H5ZM15 159V160H14ZM17 159V160H16ZM83 159H85V160H83ZM96 159H99L98 161L96 160V162H95V160ZM121 159V160H120ZM174 159H175V161H176V159H177V162H175L174 161ZM252 159V160H251ZM53 160V161H52ZM68 160V161H67ZM105 160V161H104ZM114 160H115V162H117L116 164L114 163ZM118 160V161H117ZM171 160V161H170ZM217 160V161H216ZM253 160H255V161H253ZM2 161L3 162H6V163H2ZM14 161H16V162H14ZM17 161H19V162H17ZM27 161V162H26ZM29 161V162H28ZM33 161V162H32ZM57 161V162H56ZM70 161H72V163H70ZM79 161V162H78ZM90 161V162H89ZM93 163H92V162ZM102 161H103V163H102ZM123 161V162H122ZM143 161V162H142ZM195 161V162H194ZM198 161V162H197ZM209 161H213L214 163H215V165H216V168H217V171H218V178L222 181V182H224V184H226V185H228V188H230L229 190H226L224 187H216V188H214V187H209L208 189H210V190H207L206 191V188L204 187V186H202L203 184H201L202 182H201V180H202V178H201V176H203V175H201L199 172H198V170H196L195 169V165L194 164H196V165H198V164H202L203 165V167L205 168V171L207 172V175L209 174V172H210V167H209ZM252 162V164L254 165L255 163V165L253 166V165H251V163L250 162ZM21 162V164H19ZM32 162V163H31ZM39 162V163H38ZM55 162V164H57L58 166H57V170L54 168L55 167V164H54V166H51L53 163ZM61 162V163H60ZM64 162V163H63ZM87 162H89V163H87ZM128 162V163H127ZM137 162V163H136ZM180 162V163H179ZM185 162H187L186 164H184ZM190 162V163H189ZM238 162V163H237ZM13 163V164H12ZM28 163V164H27ZM81 163V164H80ZM93 165H92V164ZM95 163H96V165H95ZM111 163V164H110ZM121 163H122V165H126V163L128 164L127 166H126V168H125V166L123 167V166H119V165H121ZM132 163V166H130V164ZM134 163H136V164H134ZM158 165H157V164ZM171 163V164H170ZM174 163V164H173ZM19 164V165H18ZM32 164V165H31ZM49 164V165H48ZM51 164V165H50ZM119 164V165H118ZM134 164V165H133ZM189 164V165H188ZM191 164H193V165H191ZM221 166H220V165ZM240 166H243V168L245 169V172H244V170H243V168H241L240 167V171L238 170L239 169V165ZM249 164V165H248ZM258 164V165H257ZM3 165V166H2ZM12 165V166H11ZM65 165H67V166H65ZM116 165H118V166H116ZM185 165H187L188 167V170H187V168H186V166ZM2 166V167H1ZM37 166V167H36ZM46 166H48V167H46ZM70 166V168L68 169V167ZM78 166V167H77ZM92 166V167H91ZM96 166V168L94 169L93 167H95ZM114 166V167H113ZM134 166L136 167V168H134ZM170 166V167H169ZM179 166V167H178ZM238 166V167H237ZM249 166H250V168H249ZM258 166V167H257ZM20 167V168H19ZM41 167V168H40ZM45 167H46V169H45ZM51 167V168H50ZM131 167V168H130ZM159 167H160V169H159ZM172 167V168H171ZM176 167V168H175ZM22 168V170H23V174H19V169H21ZM31 168V169H30ZM35 170H34V169ZM61 169L60 171H59V169ZM63 168H66L67 170H68V172H67V170L66 169H63ZM92 168H93V171H92ZM249 168V169H248ZM17 169V171H18V174H19V176H20V179H18V177H15V178H17V179H14V176H18V174H17V171H15ZM30 169V170H29ZM45 169V172L47 171V169H50L49 171H47L46 173L48 174H46L45 172H43V170ZM52 169V170H51ZM86 169H88L89 171H90V173H88L89 171H87ZM100 169V170H99ZM110 169H112V170H110ZM170 169V170H169ZM192 169H194L193 171H192ZM229 169H232V170H229ZM247 169V170H246ZM11 170V171H10ZM21 170V171H22ZM41 170V171H40ZM63 170V171H62ZM66 170V172H64ZM69 170H71V171H69ZM98 170V171H97ZM149 172H148V171ZM156 170V171H155ZM168 170H169V173H168ZM196 170V171H195ZM228 170V171H227ZM3 171H5L4 173H2ZM15 171V172H14ZM34 171V172H33ZM58 171H59V173H58ZM64 172V173H62V172ZM74 171V172H73ZM96 172V175H94L95 174V172ZM110 171V172H109ZM167 171V172H166ZM172 171V172H171ZM184 172V174H185V176L184 175H182L183 174V172ZM242 171H243V173H244V176H243V173H242ZM255 171V172H254ZM12 172H14V173H16V175L13 173V175H12ZM26 172V173H25ZM42 172V173H41ZM62 174H61V173ZM70 172V173H69ZM94 172V173H93ZM97 172H98V176H97ZM106 172H108V173H106ZM122 172H124V173H122ZM158 172H160L159 174H157ZM163 172H165V174H162ZM239 172V173H238ZM257 172H259V173H257ZM2 173V174H1ZM56 174V175H52V176H50L51 174ZM58 173V174H57ZM65 173H67L66 175H63V174H65ZM93 174L94 175V177H98V180H97V177H96V179L94 180V181H92L94 178H90V176L88 175V174ZM111 173H112V175H111ZM136 173V174H135ZM149 173V174H148ZM191 173V174H190ZM245 173H246V175H245ZM255 173H257V174H255ZM7 174V175H6ZM25 174V175H24ZM34 174V175H33ZM42 174V175H41ZM44 174V175H43ZM68 174H70L69 176H71V175H73L72 177H75V178H73L74 180H75V182L77 183L76 184V186L74 185V181H73V179L71 178V177H69L68 176ZM76 176H75V175ZM78 174V175H77ZM81 174H84V175H81ZM86 174H87V176H86ZM106 174L108 175L107 177H106ZM189 174V175H188ZM238 174H242V175H238ZM12 177H11V176ZM22 175H23V177H22ZM32 177H31V176ZM47 175V176H46ZM59 175H61V178H59ZM103 175V176H102ZM111 175V176H110ZM114 175V176H113ZM139 175V176H138ZM142 175V176H141ZM148 175V176H147ZM150 175V176H149ZM179 175V176H178ZM187 175V176H186ZM193 175V176H192ZM235 175H236V177H235ZM248 175V176H247ZM250 175V176H249ZM253 175H256V176H258V177H256V176H254V178H253ZM24 176H25V178H24ZM49 176V177H48ZM65 176V178L62 180L63 182H60V179H62L63 177ZM67 176V177H66ZM78 176V177H77ZM82 176V177H81ZM84 176H85V178H84ZM89 176V177H88ZM146 176H147V178H146ZM182 176V177H181ZM9 177H11L12 178V180L13 181H15L16 182V180H17V182L16 183H20V184H17L18 186H12L13 185V183H15V182H13L12 180H11V178H9ZM54 177V178H53ZM55 177L57 178H59V180H58V178L57 179H55ZM71 178V180L69 179V178ZM100 177H101V179H100ZM106 177V178H105ZM117 177V178H116ZM161 177H166L165 179H163V178H161ZM229 178V179H227V178ZM243 177V178H242ZM250 177H252L253 179H251ZM23 178V179H22ZM32 178V179H31ZM34 178V179H33ZM46 178V179H45ZM82 178L84 179V180H82ZM92 179V180H90V179ZM109 178L111 179V180H109ZM159 178V179H158ZM179 178V179H178ZM195 178H196V180H195ZM201 178V179H200ZM232 178V179H231ZM5 179V180H4ZM8 180V183H9V181L11 182L12 181V184L11 183H9V184H6L7 183V180ZM22 179V180H21ZM42 179H43V181H42ZM48 179H49V181H51L52 182V180H55V182H52V183H54V190L52 191V187H53V184L52 183H49V181H48ZM50 179H52V180H50ZM66 179H68L69 180V184L68 185H70V188H69V186H63V185H61V184H64V183H66L67 184V182H68V180L67 181H65ZM79 181H78V180ZM162 179V180H161ZM238 180V181H236V180ZM256 179V180H255ZM2 180H3V183H2ZM19 180V181H18ZM21 180V181H20ZM38 182H37V181ZM56 180H58L57 182H56ZM86 180H87V182H86ZM97 180V181H96ZM199 182H198V181ZM226 180V181H225ZM252 180V181H251ZM42 181V182H41ZM229 183H228V182ZM232 181H233V183H232ZM256 181V182H255ZM33 182V183H32ZM43 182H44V184H43ZM71 182H73V184H70ZM84 182V183H83ZM88 182H89V185H88ZM135 182V183H134ZM152 182V183H151ZM169 182H171V183H169ZM193 182V183H192ZM199 184H198V183ZM252 182V183H251ZM254 182V183H253ZM98 183H100V184H98ZM136 183H138L137 185H135ZM176 183V184H175ZM261 183H263V185L261 184ZM47 184V185H46ZM49 184H52L51 186L52 187H50L49 186ZM58 184V185H57ZM65 184V185H66ZM101 184H103V185H101ZM145 184V185H144ZM170 184H172V185H170ZM240 186H239V185ZM242 184V185H241ZM253 184H255V186L253 185ZM7 185L8 186H10L11 188V190H12V193L13 192H16V190H17V192L15 193V194H12L11 193V190H9V189H7L8 187H7ZM14 185H16V184H14ZM37 185V186H36ZM57 187H56V186ZM73 185V186H72ZM100 185V186H99ZM116 187H115V186ZM135 185V186H134ZM147 185V186H146ZM174 185H176V186H174ZM235 185V186H234ZM3 186H4V188H3ZM5 186L7 187L6 189H7V191H5ZM32 186V187H31ZM36 186V187H35ZM71 186H72V188H74V189H72L71 188ZM197 186V187H196ZM203 188H202V187ZM254 186V187H253ZM20 187V188H19ZM38 187V188H37ZM92 189H91V188ZM121 187V188H120ZM127 187H129V188H127ZM148 187V188H147ZM151 187V188H150ZM193 187V188H192ZM19 188V189H18ZM36 188V189H35ZM89 188H90V190H89ZM241 188H243V189H241ZM39 189H40V191H42V194H40V191H39ZM68 189H69V191H68ZM93 189H95V190H93ZM106 189V190H105ZM114 189V191H112ZM115 189H117V190H115ZM126 189V190H125ZM194 189V190H193ZM199 189V190H198ZM213 189V190H212ZM237 189V190H236ZM253 190V192H252V190ZM255 189H257V190H255ZM261 189V190H260ZM1 190H2V192H1ZM60 192H59V191ZM64 190V191H63ZM104 190V191H103ZM138 190V191H137ZM140 190V191H139ZM202 190V191H201ZM215 190V191H214ZM221 190V191H220ZM241 190V191H240ZM246 190V191H245ZM57 191V192H56ZM93 193H92V192ZM96 191H98L97 192V194L95 193ZM99 191H101V192H99ZM104 193H103V192ZM108 191V192H107ZM137 191V192H136ZM200 191V192H199ZM209 191H211V192H209ZM213 191V192H212ZM223 191V192H222ZM226 191H228L229 193H227L226 194ZM239 191H240V193H239ZM6 192V193H5ZM29 192V193H28ZM71 192H74V193H72L71 194ZM85 192V193H84ZM110 192V193H109ZM113 192V193H112ZM120 192H122V193H120ZM142 192V193H141ZM200 194H199V193ZM249 192L251 193V194H249ZM9 195H8V194ZM11 193V194H10ZM22 193H23V195H22ZM28 193V194H27ZM31 193V194H30ZM53 193V194H52ZM54 193H55V195H54ZM99 193H101V194H99ZM109 194V195H106V194ZM138 193V194H137ZM212 195H211V194ZM19 194V195H18ZM33 194V195H32ZM92 195V196H90L91 198H89L88 197V195ZM94 194V195H93ZM96 194V195H95ZM103 194H105V195H103ZM113 194V196L111 197V195ZM135 196H134V195ZM142 194V195H141ZM161 194V195H160ZM249 194V196H247ZM254 194V195H253ZM7 195V196H6ZM27 195H28V198H29V200L28 199H26L27 198ZM31 195H32V197H31ZM41 195V196H40ZM51 195H53V198L55 199V201H54V199H52L51 200V198H52V196ZM100 195V196H99ZM103 195V196H102ZM176 195V196H175ZM184 195V196H183ZM209 195H211L210 196V198H209ZM230 195V196H229ZM244 195V196H243ZM16 196V197H15ZM18 196V197H17ZM19 196L21 197L20 198V202H22V200L21 199H23V197H24V199H23V202L25 201V200H28V201H26V203L27 202H29V201H31V199H33V197H34V199L31 201V202H29L28 204H30L29 205V207L31 206V208L29 209V210H27V208H28V205L24 202V204L26 205H24L23 203L21 204V203H19L18 201V198H19ZM23 196V197H22ZM35 196H36V200H35ZM44 196V197H43ZM59 196H61V197H59ZM81 196V197H80ZM101 196H102V198H101ZM108 196H110V197H108ZM116 197V196H119L118 198L116 197L115 199H113V197ZM142 196V197H141ZM154 196H156V197H154ZM160 197V198H158V197ZM177 196L179 197V198H177ZM229 196V197H228ZM240 196V197H239ZM241 196H243V197H241ZM247 196V197H246ZM31 197V198H30ZM37 197H38V199H39V203H38V199H37ZM141 197V198H140ZM152 198V199H148V198ZM164 197V198H163ZM168 197H169V199H172V200H169L168 199ZM192 197V198H191ZM40 198H43V199H41V200H45V204H44V201L43 202H40L41 200H40ZM75 198V199H74ZM127 198V199H126ZM130 198V199H129ZM134 198V199H133ZM154 198H156V200H157V198L158 199H162V200H155ZM189 198H191V199H189ZM219 198V199H218ZM236 198H238V199H236ZM251 198H252V200H251ZM13 199V200H14ZM71 200V199H73V200H71V201H69V200ZM144 199V200H143ZM165 199H166V201H169L170 203H172L173 204V202H176L177 200L178 201H180V203L178 204L177 202H176V205H175V203H174V205H171L170 203H168V202H163V201H165ZM168 199V200H167ZM176 199V200H175ZM218 199V200H217ZM221 199V200H220ZM18 200V201H17ZM35 200V201H34ZM47 200H48V202H47ZM50 200V201H49ZM61 200H62V203H61ZM65 200H66V202H67V200H68V202H71L72 204H70V203H66L65 205H64V203H65ZM135 200V201H134ZM155 200V201H154ZM174 200V201H173ZM183 200V202H181ZM233 200V201H232ZM239 200V201H238ZM37 201V202H36ZM51 201H54L53 203H55V205H52V204H50V205H48V203L49 202H51ZM57 201H60V203L59 202H57ZM76 201H77V203H76ZM81 201V203H79ZM129 201V202H128ZM137 201H138V203H139V205H137L138 203H137ZM162 201V203H159V202H161ZM219 201V202H218ZM249 201V202H248ZM256 201V202H255ZM262 201V202H261ZM83 202V203H82ZM89 202V203H88ZM114 202V203H113ZM120 202V203H119ZM126 202H127V204H126ZM142 202V203H141ZM212 202V203H211ZM223 202V203H222ZM32 203V204H31ZM42 203V204H41ZM57 203V204H56ZM74 203H76L75 205H74ZM132 203H134L135 205H133ZM141 203V204H140ZM144 203V204H143ZM146 203V204H145ZM167 203V204H166ZM221 203V204H220ZM9 204V205H8ZM37 204V205H36ZM68 204V205H67ZM90 205V206H88V205ZM112 204V205H111ZM143 204V205H142ZM178 204V205H177ZM214 204V205H213ZM224 206H223V205ZM262 204H263V207H262ZM53 207H52V206ZM72 205V206H71ZM133 205V206H132ZM147 207H146V206ZM211 207H210V206ZM232 205V206H231ZM8 206H9V208H11L12 209V211H11V209H9L8 208ZM46 206V207H45ZM51 206V207H50ZM55 206V207H54ZM59 206V207H58ZM75 206V207H74ZM129 206L130 207H132L130 210H129ZM136 206H138V207H136ZM143 206V207H142ZM168 206V207H167ZM175 206H176V208H175ZM177 206H178V208H177ZM189 206H191L190 208H189ZM196 206V207H195ZM17 207V208H16ZM27 207V208H26ZM41 207V208H40ZM63 207V208H62ZM80 207V208H79ZM83 207V208H82ZM93 209H92V208ZM127 207V208H126ZM136 207V208H135ZM180 207V208H179ZM182 207V208H181ZM210 207V208H209ZM230 207V208H229ZM35 208V209H34ZM40 208V209H39ZM53 208V209H52ZM61 208V209H60ZM90 208V209H89ZM109 208V209H108ZM122 208V209H121ZM171 210H169V209ZM3 209V210H2ZM20 209V210H19ZM39 209V210H38ZM125 209V210H124ZM133 209V210H132ZM139 209V210H138ZM167 209H168V211H167ZM180 211H179V210ZM182 209V210H181ZM209 209V210H208ZM16 210V211H15ZM36 210V212H34ZM61 210V211H60ZM62 210H64V211H62ZM114 210V211H113ZM117 210V211H116ZM178 210V211H177ZM184 210L186 211V212H184ZM4 211H6V212H4ZM19 211V212H18ZM27 211L29 212V213H27ZM66 211H67V213H66ZM109 211V212H108ZM117 212V214H115ZM143 212V213H142ZM182 212V213H181ZM188 212H190V213H188ZM208 212V213H207ZM215 214H214V213ZM217 212V213H216ZM223 212V213H222ZM92 213V214H91ZM151 213V214H150ZM169 213V214H168ZM184 213V214H183ZM188 213V214H187ZM204 213H207V214H205V216H204ZM183 216H182V215ZM202 214V215H201ZM209 214H211V215H209ZM224 214V215H223ZM2 215V216H1ZM9 215V216H8ZM10 215H12L13 216V218L12 217H10ZM24 215V216H23ZM28 215V216H27ZM29 215H30V217H29ZM132 215V216H131ZM162 217H161V216ZM17 216V220L18 221H20V223L19 222H17V220H16V217ZM20 216V217H19ZM50 216V217H49ZM54 216V218L55 219H53L52 217ZM56 216H58L57 217V219H56ZM68 216V217H67ZM123 216V217H122ZM134 216V217H133ZM139 216V217H138ZM142 216V217H141ZM181 216V217H180ZM199 216V217H198ZM219 216V217H218ZM7 217V218H6ZM12 218V219H10V218ZM61 217H62V219H61ZM63 217H65L67 220H65V218H63ZM158 217V218H157ZM184 219H183V218ZM197 217V218H196ZM202 217V218H201ZM205 217H206V219H205ZM247 217V218H246ZM15 218V220L16 221H14L13 219ZM81 218V219H80ZM111 218V219H110ZM137 218V219H136ZM242 218H246V219H248V220H244V219H242ZM7 219V220H6ZM8 219H10V220H8ZM61 219V222L63 223L64 222V220H65V222L62 224L61 222V224L59 223V220ZM80 219V220H79ZM104 221H103V220ZM109 219V220H108ZM132 219V220H131ZM134 219V220H133ZM139 219H141V220H139ZM183 219V220H182ZM196 219H197V221H196ZM204 219V220H203ZM11 220H13V222L11 221ZM76 220V221H75ZM81 220L82 221H84V222H81ZM94 220V221H93ZM108 220V221H107ZM115 220V221H114ZM125 220L127 221V222H125ZM132 222H131V221ZM139 220V221H138ZM181 220V221H180ZM190 220H192L191 222H190ZM201 220V221H200ZM237 220L240 222H237ZM7 221H11V225L9 224L8 225V222ZM43 221V222H42ZM45 221V222H44ZM47 221V222H46ZM66 221H68V222H66ZM75 221V222H74ZM81 223H80V222ZM111 221V222H110ZM130 223H129V222ZM148 221V222H147ZM173 221H174V223H173ZM193 221H195V222H193ZM235 221V222H234ZM246 221H248V222H246ZM252 221V222H251ZM6 222V223H5ZM17 222V223H16ZM31 222V223H30ZM58 222V223H57ZM72 222V223H71ZM73 222H74V224L77 226V224H82L81 226L80 225H78L77 227L75 226V227H73L74 225H73ZM103 222V223H102ZM105 222H106V224H105ZM113 222V223H112ZM141 222H144L145 224H146V226H144L143 225V223H141ZM149 222H151L152 223V225L149 223ZM214 222V223H213ZM224 222V223H223ZM16 223V226L14 225ZM19 223V224H18ZM21 223H23V224H21ZM33 223V224H32ZM36 223H38V224H36ZM68 223H70V225L72 224V227L70 226V225H67ZM87 223V224H86ZM92 223V224H91ZM110 225H109V224ZM111 223H112V225H111ZM115 223H117V224H115ZM127 223H128V225H127ZM131 223H133L134 225L132 226V224ZM135 223H139L140 224V226L142 225V227H140L139 225H138V227H136V224ZM150 224L149 225V227H147V225L148 224ZM154 223V224H153ZM184 223V224H183ZM198 223H199V225H198ZM202 223V224H201ZM204 223H206V225L204 224ZM208 223V224H207ZM212 223V224H211ZM223 223V224H222ZM234 223H236V224H234ZM14 226H13V225ZM17 224H18V226H17ZM21 224V225H20ZM32 224V225H31ZM34 224H36L35 226H34V228L35 229H37L36 231H38V233L35 231V233H37L38 234V237L36 236L35 237V234H31V232H34V229H33V225ZM60 224V225H59ZM64 224H66L67 226H65ZM100 224V225H99ZM103 224V225H102ZM107 224H108V226L110 227V229H109V227L107 228ZM119 224V225H118ZM131 224V225H130ZM177 226H176V225ZM214 224V225H213ZM4 225V226H3ZM23 225H25V226H23ZM28 225V226H27ZM31 225V226H30ZM87 225V226H86ZM92 225V226H91ZM104 225H106V227L104 226ZM125 225V226H124ZM182 225V226H181ZM212 225H213V228L211 229L210 227H212ZM217 225V226H216ZM237 225H239V226H237ZM12 226V227H11ZM30 226V227H29ZM65 226V227H64ZM83 226V227H82ZM100 226H102V227H100ZM111 226H115V228H119V226L122 228H120L121 230H119V229H115V228H113V229H115V231L111 228ZM131 226V227H130ZM152 226H154V227H157V226H159L160 228H162L163 229V231H165V230H168V232L166 231V233H164L163 231L162 232H159V231H157L156 232V230H154V232H153V230L151 229V230H149L150 228H154V227H152ZM208 226V227H207ZM228 226H230V227H228ZM3 227V228H2ZM13 227H16V228H14L13 229ZM25 227V228H24ZM26 227H27V229H26ZM28 227L31 229V231H30V229L28 230ZM37 227V228H36ZM47 227V228H46ZM60 227V228H59ZM64 227V228H63ZM69 227V228H68ZM92 227V228H91ZM104 227V228H103ZM135 227H136V229H135ZM144 227V228H143ZM165 227V228H164ZM187 227V228H186ZM12 228V229H11ZM52 229V231H50L51 229ZM55 228V229H54ZM71 228H76V230H74L73 232L71 231V230H73V229H71ZM94 228V229H93ZM132 228V229H131ZM149 228V229H148ZM168 228V229H167ZM47 229V230H46ZM65 229V230H64ZM71 229V230H70ZM228 229V230H227ZM44 230H46L45 231V233H44ZM63 230V231H62ZM66 230L67 231H69L68 233L69 234H67V236H66V234L65 233H67L66 232ZM79 230V231H78ZM96 230V231H95ZM111 230V231H110ZM4 231V232H3ZM25 231H26V233H25ZM29 231V232H28ZM77 231V232H76ZM88 231V232H87ZM110 231V232H109ZM114 231V232H113ZM119 231L121 232V233H124V234H119ZM123 231V232H122ZM127 231V232H126ZM180 231V233L182 234V236L184 235H186L184 238H186V239H184L183 237H181V234H179L178 232ZM182 231V232H181ZM227 231V232H226ZM7 232H13L12 233V235H9ZM41 232L43 233V235L41 234ZM56 232V233H55ZM78 232H80L79 234H81V232H82V235L81 236H79V235H77L78 234ZM85 232V233H84ZM94 232H95V234H94ZM129 232V233H128ZM173 232H177L176 234L174 233L173 234ZM186 232V233H185ZM5 233H7L8 235V237L7 236H5L6 234ZM31 235H30V234ZM62 233V234H61ZM71 233V234H70ZM84 233V234H83ZM91 233V234H90ZM115 233V234H114ZM116 233H118L117 235H116ZM158 233V234H157ZM164 233V234H163ZM185 233V234H184ZM3 234H5L4 236V238H3ZM46 234V235H45ZM126 234V235H125ZM155 234V235H154ZM177 234H179L180 235V237L179 236H177ZM240 234L242 235L241 237H240ZM261 234V235H260ZM26 235H28V237L26 236ZM30 235V236H29ZM72 237V238H70V236ZM77 237V239H79V241H80V244L82 243V241H83V243H82V245H80L79 247H77L78 245H79V241L75 244V241H77L76 240V237ZM91 235H92V237H91ZM95 235H97V236H95ZM117 236V238H116V236ZM121 236L122 238H123V240H125L124 241V243H126L127 241H130L129 243L127 242L126 244H124L123 242H121L120 243V241H122V238H120L119 236ZM123 235V236H122ZM190 235V236H189ZM192 235V236H191ZM195 235V236H194ZM217 235V236H216ZM32 236H34L33 238L34 239H32V238H30V237H32ZM46 236V237H45ZM63 236V237H62ZM88 236V237H87ZM95 236V237H94ZM115 236V237H114ZM188 236L190 237V238H188ZM14 237V238H13ZM17 237V238H16ZM20 238V240H19V238ZM26 237V238H25ZM65 237V238H64ZM75 237V238H74ZM106 237H108V238H106ZM112 239H111V238ZM118 237H119V239H118ZM128 237V238H127ZM165 237V238H164ZM169 237V238H168ZM192 237V238H191ZM195 237V238H194ZM210 237H211V241L209 240L210 239ZM60 238V239H59ZM70 238V239H69ZM125 238V239H124ZM167 238H168V240H167ZM222 238V239H221ZM242 238V239H241ZM64 239H66V240H64ZM67 239H69V240H67ZM73 239V244H75V246L72 244V242H71V240ZM80 239H82V240H80ZM117 239H118V241H117ZM128 239V240H127ZM143 239V240H142ZM145 239V240H144ZM163 239H165V240H163ZM187 239H189V240H187ZM191 239V240H190ZM221 239V240H220ZM25 240V241H24ZM30 240V242L28 243V241ZM32 240H34V243H33V241ZM41 240H43V242L41 241ZM141 240V241H140ZM183 242H182V241ZM184 240H185V242H184ZM39 242V244L37 245L38 247H40V248H37V246H36V244ZM61 241V242H60ZM64 241V242H63ZM101 241V242H100ZM113 241V242H112ZM138 241L140 242V243H138ZM152 241H153V243H152ZM165 241V242H164ZM168 241V242H167ZM188 241V242H187ZM190 241V242H189ZM219 241V242H218ZM257 241V242H256ZM23 242V243H22ZM24 242H25V244H24ZM42 242V243H41ZM68 244H67V243ZM96 242V243H95ZM136 242V243H135ZM193 242V243H192ZM197 242V244H194V243H196ZM210 242V243H209ZM2 243H3V245H2ZM33 243V244H32ZM45 243H46V248H45ZM51 243H52V245H51ZM65 243V244H64ZM115 245H114V244ZM198 243H200V244H198ZM218 243V244H217ZM253 243V244H252ZM24 244V245H23ZM30 244H32V246L30 245ZM64 244V245H63ZM78 244V245H77ZM90 244V245H89ZM93 244V245H92ZM98 244V245H97ZM102 244H104V245H102ZM165 244V245H164ZM190 244V245H189ZM194 244V245H193ZM201 244H205V248L203 247L204 245H201ZM258 244V245H257ZM262 246H261V245ZM44 247H43V246ZM60 245V246H59ZM74 246V248H75V250H79L80 252H82V254L79 252V251H75L76 253L78 252L79 253V256H78V253L77 254H74L75 252L73 251V246ZM85 245V246H84ZM97 245V246H96ZM110 245H111V248H110ZM134 245V246H133ZM154 245V247H152ZM161 245V246H160ZM183 245L185 246V247H183ZM199 245V246H198ZM201 245V246H200ZM209 245V246H208ZM210 245H212V246H210ZM252 245V246H251ZM4 246H6V247H4ZM30 246V247H29ZM35 246H36V248H37V250H35L36 248H35ZM48 246V247H47ZM84 246V248H81V247H83ZM95 246V247H94ZM100 246V247H99ZM101 246L103 247L102 249H101ZM132 246V247H131ZM136 246V247H135ZM149 246V247H148ZM192 246V247H191ZM230 246V247H229ZM250 246H251V248H250ZM15 247V248H14ZM66 247V248H65ZM89 247H90V249H89ZM92 247V248H91ZM99 247V248H98ZM125 247V248H124ZM130 247V251H129V248ZM134 247V248H133ZM148 247V248H147ZM160 247V248H159ZM188 247V248H187ZM194 247H196V248H194ZM201 247V248H200ZM202 247L204 248V249H206L207 248V250H203L202 249ZM209 247V248H208ZM249 249H248V248ZM253 247V248H252ZM258 247V248H257ZM5 248V249H4ZM35 248V249H34ZM43 248V249H42ZM52 248H53V250H52ZM58 248H60V249H58ZM68 248V249H67ZM76 248H78V249H76ZM95 248V249H94ZM123 248V249H122ZM126 248H127V250H128V253H127V250H126ZM131 248L133 249V251H134V249H135V251L133 252V254H132V250H131ZM180 248V249H179ZM198 248H200V249H198ZM236 248V249H235ZM262 248V249H261ZM34 249V250H33ZM39 249V250H38ZM41 249V250H40ZM83 249H84V251H83ZM85 249H89V250H85ZM120 249V250H119ZM165 249V250H164ZM203 251H202V250ZM231 249V250H230ZM6 252H5V251ZM32 250H33V252H32ZM43 250V251H42ZM44 250H46V252H44ZM52 250V251H51ZM68 250V251H67ZM82 250V251H81ZM197 252H196V251ZM200 250H201V253H200ZM209 250V251H208ZM229 250V251H228ZM254 250V251H253ZM34 251L36 252V251H38V252H36V253H34ZM42 251V253L40 254V252ZM49 251H51V252H48ZM53 251H54V254H52L53 253ZM91 251V252H90ZM160 251V252H159ZM162 251L164 252V251H166V252H164L165 254L167 253V256H168V258L166 257L165 258V254L164 255H162ZM188 251L190 252V253H188ZM193 251V252H192ZM206 251V252H205ZM221 252V254H220V252ZM9 252V253H8ZM23 252V253H22ZM44 252V253H43ZM60 254H59V253ZM90 252V253H89ZM111 252V253H110ZM118 252V253H117ZM130 252H131V254H130ZM138 252H140L139 253V255H138ZM179 252V253H178ZM203 252V253H202ZM208 252V253H207ZM223 252H226V253H228L229 255H232V256H235V258L233 259V262H232V260H231V262L229 261V260H227V258L224 256V255H222L223 254ZM244 252H245V254H244ZM248 252V253H247ZM6 253H8V254H6ZM16 253V254H15ZM20 253V254H19ZM31 253H34V256L31 254ZM46 253V254H45ZM48 253V254H47ZM51 253V254H50ZM109 255H108V254ZM127 253V254H126ZM135 253H137L135 256H136V258H135V256H134V254ZM146 257H142L141 255L142 254ZM188 253V254H187ZM196 253V254H195ZM258 253V254H257ZM31 254V256H29ZM39 254V255H38ZM44 254V255H43ZM58 254V255H57ZM95 254V255H94ZM194 254V255H193ZM235 254V255H234ZM252 254H254V255H252ZM5 255L7 256V257H5ZM26 255V256H25ZM40 255H42V256H40ZM46 255H51L50 257H47L46 258ZM63 255H66V256H63ZM68 255V256H67ZM84 255V256H83ZM126 255V256H125ZM131 256V257H129V256ZM153 255H154V257H153ZM185 255H187V256H185ZM196 255V256H195ZM27 256H29V260H27ZM32 256L33 257H38L37 259H34V258H32ZM43 256H44V258H43ZM53 256H55V257H53ZM128 256V257H127ZM134 257V259H133V257ZM140 257V258H138V257ZM179 256H180V258H179ZM184 256V257H183ZM240 256H241V258L242 259H239L240 258ZM243 256V257H242ZM251 256L254 258V256H256L254 259L253 258H251ZM23 257H24V260H23ZM30 257H31V259H30ZM39 257L41 258V260L39 259ZM67 257V258H66ZM86 259V261H85V259ZM164 259H163V258ZM250 257V258H249ZM4 258V259H3ZM12 258H13V260H12ZM43 258V259H42ZM49 258V259H48ZM51 258L53 259V260H51ZM71 258V259H70ZM83 258V259H82ZM98 258V259H97ZM145 258V259H144ZM238 258V259H237ZM248 258V259H247ZM259 258L262 260V261H259ZM9 259V260H8ZM47 259V260H46ZM79 259V260H78ZM83 261H82V260ZM117 261H116V260ZM130 259H132V261L130 260ZM170 259V260H169ZM177 259V260H176ZM253 259V260H252ZM257 259H258V261H257ZM8 260V261H7ZM12 260V261H11ZM51 260V261H50ZM69 260V261H68ZM99 260H100V262H99ZM125 260H126V262H125ZM128 260H130V262H128ZM163 260V261H162ZM167 260V261H166ZM176 260V261H175ZM196 260V261H195ZM200 260V261H199ZM221 260V261H220ZM235 260V261H234ZM252 260V261H251ZM5 261H7V262H5ZM11 261V262H10ZM33 261V262H32ZM67 261H68V263H67ZM78 261V262H77ZM85 261V262H84ZM125 263H124V262ZM186 261V262H185ZM191 261V262H190ZM227 261V262H226ZM254 261H256V262H254ZM60 262V263H59ZM63 262V263H62ZM87 262V263H86ZM184 262V263H183ZM197 262V263H196ZM222 262V263H221ZM258 262V263H257ZM263 262V263H262ZM20 263V264H21ZM89 264H91L90 262H89Z\"/></svg>",
    "mask_w": 264,
    "mask_h": 264
},
{
    "label": "bare ground",
    "instance_id": "obj_2",
    "mask_svg": "<svg viewBox=\"0 0 264 264\" xmlns=\"http://www.w3.org/2000/svg\"><path fill=\"white\" fill-rule=\"evenodd\" d=\"M0 1H1V2H0V4H1L3 0H0ZM5 1H6V0H5ZM7 1H8V0H7ZM10 1H11V0H9L8 2L10 3ZM20 1H21V0H20ZM20 1H19V2H20ZM28 1H29V0H28ZM30 1H31V0H30ZM57 1H58V0H56V2H57ZM59 1H62V2H63L64 0H59ZM97 1H100V0H97ZM101 1H102L101 5H103V4H104V5H108V4L110 3V0H101ZM120 1H121V0H119V3H120ZM126 1H127V0H126ZM138 1H139V0H138ZM142 1H143V0H142ZM142 1H141V3H142ZM149 1H150V0H148V3H150ZM151 1H152L153 4H154L157 0H156V1L151 0ZM176 1H177V0H176ZM184 1H185V0H184ZM184 1H182V2H184ZM199 1H202V0H199ZM199 1H198V2H199ZM210 1H211V0H210ZM210 1H209V3H210ZM212 1H214V0H212ZM219 1H220V0H219ZM225 1H226V0H225ZM225 1H224V2H225ZM227 1H229V0H227ZM232 1H235V0H232ZM43 2H44V1H43ZM47 2H49V1H47ZM62 2H61V3H62ZM111 2H112V1H111ZM123 2H125V0H124ZM128 2H129V1H128ZM186 2H187V0H186ZM192 2H193V0H192ZM196 2H197V0H196ZM204 2L206 3L207 0L204 1ZM220 2H221V1H220ZM222 2H223V1H222ZM235 2H236V1H235ZM235 2H234V4H235ZM237 2H238V0H237ZM243 2H244V1H243ZM249 2H250V1H249ZM260 2L263 3V1H260ZM9 3H6V4L9 5ZM12 3L15 4V3H17V2H15V0H14V2H12ZM37 3H38V2H37ZM40 3H42V2L40 1ZM94 3H95V2H94ZM97 3H98V2H97ZM97 3H96V4H97ZM112 3H113V2H112ZM114 3H117V0H116ZM114 3H113V6H114ZM119 3L117 4L118 7H119V5H121V4H119ZM121 3H122V2H121ZM141 3H140V4H141ZM175 3H176V2H174L172 5H174ZM178 3H180V2H177V4H178ZM205 3H204V4H205ZM209 3H208V5H209ZM228 3H229V2H228ZM228 3H227V4H228ZM252 3H253V2H252ZM4 4H5V2L3 3V5H4ZM14 4H12V5L15 6ZM18 4H20V3H18ZM26 4H27V3H26ZM38 4H39V3H38ZM44 4L47 5V7L50 6V5H48L49 3L47 4V3L45 2ZM51 4H52V3H51ZM91 4H92V3H91ZM91 4H90V5H91ZM96 4H94V5L92 4V5L95 7ZM110 4H111V3H110ZM127 4H128V3H127ZM127 4H126V5H127ZM129 4H130V3H129ZM129 4H128V8H129ZM138 4H139V2H138ZM138 4L136 3V5H138ZM142 4H143V3H142ZM142 4H141V5H142ZM146 4H147V2H146ZM183 4L188 5V4H186V3H183ZM206 4H207V3H206ZM206 4H205V6H206ZM219 4H220V3H219ZM223 4H224V3H223ZM225 4H226V2H225ZM225 4H224V6L226 7ZM239 4H240V3H239ZM239 4H238V5H239ZM3 5H2V6H3ZM39 5H40V4H39ZM64 5H66V4L63 3V7H64ZM69 5H71V4H69ZM88 5H89V4H88ZM88 5H85V6L87 7ZM99 5H100V4H99ZM101 5H100V6H101ZM111 5H112V4H111ZM111 5H110L109 7H112ZM136 5H135V6H136ZM181 5H182V4H181ZM210 5H211V4H210ZM217 5H218V3H217ZM217 5L213 4L212 6H216V7H217ZM228 5H233V4H232L231 1H230V4H228ZM2 6H1V11H3V10H2V9H3ZM6 6H7V5H6ZM19 6H20V5H19ZM19 6H16V7H18L17 9H20ZM30 6H31V4H30ZM30 6H29V9L31 10L32 6H31V7H30ZM52 6H53V5H52ZM75 6H76V5L74 4V7H75ZM97 6H98V5H97ZM123 6H124V5H123ZM123 6H122L121 8H123ZM138 6H139V5H138ZM144 6H145V5H143V7H144ZM177 6H178V5H177ZM199 6H200V8H202V9L204 8V5H203L202 2H200ZM199 6H198V7H199ZM219 6H222V5H219ZM234 6L238 7L237 5H234ZM240 6H241V5H240ZM261 6H262V5H261ZM3 7H5V5H4ZM9 7H11V4L9 5ZM16 7H14V8H16ZM26 7H27V9H23V10H24L23 13H24L25 11H29V9H28V4H27ZM33 7H35V6H33ZM39 7H40V9H41V6H39ZM58 7H59V5H58ZM61 7H62V5H61ZM63 7H62V8H63ZM67 7L69 8V10H73V8H72V9L70 8L71 6L66 5L65 8L67 9ZM72 7H73V6H72ZM82 7H83V6H82ZM86 7H85V9H84V7H83V9H84L85 11H86V10H87V11L91 10V9H89V10L86 9ZM102 7H104V6H101V8H102ZM107 7H108V6H107ZM109 7H108V10L106 9V10H107V13H105L106 11L104 12V9H103V11L100 10V9H101L100 7H99L100 9H98V10H99V12H100V11H101L102 13L104 12L105 17H106V14H108V12H109V14H110V12L112 11V10L109 11V9H111V8H109ZM125 7H126V6H125ZM131 7H132V6H131ZM131 7H130V10L132 9ZM133 7H134V6H133ZM149 7L152 8V9H150V10H155L156 13H158V14L161 16V17H159V18H163V19H164V20L162 19V20L164 21V23H165V21H166L165 25L168 24L169 28L172 30L171 32H173V31L176 30V29L180 30L179 28L186 27L187 25L190 26V27H192V28H193V27H196V26H194V25H196V24L192 25L194 21H192V24H191V25L188 24V23L190 22V19H188L189 22H187L188 20H186L187 23H186V22L183 23V22H181V21H176L175 19H173L174 16H173V18H170L172 15L169 16L168 13H170V11H168V13H167V10H168V9H167L164 5H161V6L159 5V7H158V5L156 6V5L154 4V5H151V6L149 5ZM168 7H169V6H168ZM184 7L186 8V6H184ZM187 7H188V6H187ZM193 7H194V6H193ZM245 7H246V6H245ZM245 7H244V8H245ZM247 7H248V3H247ZM255 7H256V6H255ZM255 7L252 6V7H251V8H252L251 10H253ZM6 8H8V7H6ZM12 8H13V7H12ZM36 8H38V6H37ZM50 8H51V7L47 8L48 11H47V10H46V11L49 12V11L51 10ZM53 8H54V6H53ZM55 8H56V7H55ZM88 8H89V7H88ZM91 8H93V7H91ZM105 8H106V7H105ZM115 8H116V6H115ZM135 8H136V7L133 8L134 10L132 9L133 11H132V10H131V12L129 11V12H130V15H131V16H129L130 18L126 16V15H129V14H128L129 12H127V14H125V16H126L128 19L124 16L123 12H122V15H123V16L125 17V19H126V20L124 19V20H125V23H127V22L129 21V19H132L131 22L133 21V24H135L136 26L138 25V26H137V30L140 31V30H141L140 27H144V26L142 25V24H144V23H142V22H145L146 19L143 21V18H144L145 16H144V17L141 16L142 18L139 16V17H140L139 19H142V21H141V20H138L137 18H135L134 14H135L136 9H137L138 7H137L136 9H135ZM165 8H166V9H165ZM185 8H184V9H185ZM219 8H220V7H218L217 9L219 10ZM223 8H224V7H223ZM249 8H250V7H249ZM259 8H262V7L259 6ZM263 8H264V6H263ZM263 8H262V9H263ZM8 9H10V8H8ZM21 9H22V8H21ZM44 9H46V8L44 7ZM44 9H43V11H44ZM49 9H50V10H49ZM60 9H61V8H56L55 10H54V9H52V10H53V11H56V10L60 11ZM139 9L141 10L142 7L138 8V10H139ZM184 9H183V10H184ZM194 9H195V8H194ZM204 9H207V10H208V8H204ZM212 9H213V8H212ZM214 9H215V7H214ZM217 9H215V10H217ZM15 10H16V9H15ZM63 10H65V9H63ZM77 10H78V9H77ZM80 10H81V9H80ZM84 10H83V11H84ZM94 10H95V8H94ZM98 10H97V11H98ZM113 10H114V9H113ZM118 10H119V9H118ZM123 10H124V9H122V11H123ZM172 10H173V9H172ZM172 10H171V11H172ZM181 10H182V7H181ZM185 10H188V9L186 8ZM192 10H193V9H192ZM195 10H196V9H195ZM210 10H211V9H210ZM215 10H214V11H215ZM220 10H222V8H220ZM220 10H219V11H220ZM225 10H226V11H229V10H227V9H225ZM246 10H250V9H246ZM260 10H261V9H260ZM4 11H6V10L4 9ZM17 11H19V10H17ZM21 11H22V10H21ZM31 11H33V10H31ZM31 11H30V12H31ZM35 11H37L38 13L41 12V11L39 12V9H37V10L35 9L33 12H35ZM46 11H44V12H45V15H46ZM58 11H57V12H58ZM65 11H66V10H65ZM75 11H76V10H75ZM83 11L81 10V14L83 13ZM91 11H92V10H91ZM114 11H115V10H114ZM124 11H125V10H124ZM127 11H128V10H127ZM134 11H135V12H134ZM155 11H154V12H155ZM177 11H179V10H177ZM204 11H205V10H204ZM208 11H209V10H208ZM212 11H213V10H212ZM223 11H224V10H222V12H223ZM244 11H245V9H244ZM256 11H257V9H256ZM256 11H255V9H254V12H255V13H256ZM7 12H8V10H7ZM13 12H14V13H13ZM13 12H12V13L15 14L16 11L13 10ZM73 12H74V11H73ZM76 12H77V11H76ZM93 12H94V11H93ZM99 12H97V13H99ZM101 12H100V13H101ZM116 12H117V10H116ZM132 12H133V13H132ZM189 12H190V10H189ZM200 12H201V13H200ZM200 12H197V13H196L198 16H200L199 19H205V18L208 17V15H207V16L204 18L203 14L205 15L206 13H205V12L203 13V10H200ZM209 12H210V11H209ZM209 12H208V14H209ZM229 12H230V11H229ZM246 12H247V11H245V13H246ZM254 12H253V13H254ZM259 12H260V14H261L263 11H262V12L259 11ZM2 13H3V12H2ZM9 13H10V12H9ZM17 13H18V12H16V14H17ZM51 13H53V12L50 11V14H51ZM65 13H66V12H65ZM70 13H71V12H70ZM78 13H79V11H78ZM87 13H88V12H87ZM87 13H86V14H87ZM100 13H99V14H100ZM102 13H101L100 17H101V16L103 17ZM113 13H114V12L112 11V14H113ZM117 13H121V12L119 11V12H117ZM117 13H116V16H117ZM124 13H125V12H124ZM171 13H172V12H171ZM186 13H188V12H186ZM194 13H195V12H194ZM215 13H217V12H214V14H215ZM248 13H249V15H248ZM250 13H251V12L248 11L247 14H246V15L248 16V18H249V16H250ZM263 13H264V12H263ZM19 14H20V13H19ZM19 14H18V15H19ZM26 14H27V13H26ZM28 14H29V13H28ZM41 14H42V12H41ZM48 14H49V13H48ZM50 14H49V15H50ZM53 14H54V13H53ZM53 14H52V15H53ZM66 14H68V16H70V14H69L68 12H67ZM71 14H72V13H71ZM79 14H80V13H79ZM86 14H85V16H86ZM91 14H92V13H91ZM94 14H95V13H94ZM94 14L91 15L92 17L89 15V13H88L87 15H89L92 19H94V18H93ZM99 14H96L95 18H99V17H98ZM112 14H111V15H112ZM137 14H138V13H136L135 15H137ZM142 14H143V13H142ZM142 14H138V15H142ZM144 14H146V13H144ZM176 14H177V13H176ZM183 14H185V13L183 12ZM188 14H189V13H188ZM190 14H191V13H190ZM211 14H212V12L210 13V15H211ZM220 14H221V13H220ZM220 14H218V15H220ZM43 15H44V13H43ZM45 15H44V16H45ZM49 15H47V16H48L47 19H49ZM97 15H98V16H97ZM111 15H110V16H111ZM113 15H115V13H114ZM118 15H119V14H118ZM122 15H121V16H122ZM138 15H137V17H138ZM154 15H155V14H153V16H154ZM159 15H158V16H159ZM177 15H178V14H177ZM201 15L203 16V18H201V17H202ZM218 15H216L215 18H216ZM224 15H225V11H224ZM224 15H223V13H222V16H224ZM226 15H228V14H226ZM226 15H225V17H226ZM256 15H257V14H256ZM256 15H255V16H256ZM261 15H262V14H261ZM0 16L3 17L2 14H0ZM5 16H6V15H5ZM5 16H4V17H5ZM23 16H25V14H24ZM26 16H27V15H26ZM38 16H39V15H38ZM54 16H55V15H54ZM54 16H53V18H54ZM64 16H65V15H64ZM82 16L84 17V14L81 15V16L78 15L77 17H76V14H75V16H73V14H72L73 19H74V17H76V19H77L78 22L81 20ZM110 16H109L110 20H111V19H114V17L112 18V16H111V17H110ZM116 16H115V17H116ZM155 16H156V15H155ZM155 16H154V17H155ZM175 16H176V15H175ZM187 16H188V15H187ZM187 16L185 15L184 17H187ZM222 16H221V17H222ZM15 17H17V15H16ZM20 17H21V16H20ZM55 17H56V16H55ZM86 17H87V16H86ZM102 17H101V19H102ZM107 17H108V16H107ZM118 17H120V16H118ZM196 17H197V16H196ZM225 17H224V18H225ZM228 17H229V16H227L226 18H228ZM259 17H260V15H259ZM13 18H14V17H13ZM26 18H27V17H26ZM29 18H30L31 20L34 19V18H31V17H29ZM29 18H27V22H26V24H28V22H29V23L31 22V20H29ZM39 18H40L39 20L41 21V20H42V19H41V18H42V15H41ZM87 18H88V17H87ZM87 18L84 17V19H87ZM122 18H123V17H122ZM159 18H158V19H159ZM189 18H190V17H189ZM197 18H198V17H197ZM211 18H212V17H211ZM226 18H225V19H226ZM229 18H230V20H231V17H229ZM0 19H2V18H0ZM14 19H17V18H14ZM24 19H25V18H24ZM35 19H36V18H35ZM35 19H34V20H35ZM44 19H45V18L43 17V20H44ZM47 19H46L44 22H41V25H42V23H43V24H45V23L48 24L49 22H47ZM50 19L53 20L52 18H50ZM50 19H49V21H50ZM69 19H72V18H69ZM73 19H72V20H73ZM88 19H90V18H88ZM103 19H106V18H103ZM177 19H178V18H177ZM225 19H224V20H225ZM235 19H236V18H235ZM259 19H260V18H259ZM261 19H262V17H261ZM3 20H4V18H3ZM3 20L0 21L1 24H2L4 21H6V19H5L4 21H3ZM36 20H37V22H39L38 19H36ZM36 20H35L34 22H31L30 24H32V26H33V25H34L33 23H35ZM43 20H42V21H43ZM55 20H56V18H55ZM55 20H54V21H55ZM72 20H71V21H72ZM94 20H95V19H94ZM107 20H108V22H109V19H107ZM122 20H123V19H122ZM122 20H121V21H122ZM127 20H128V21H127ZM136 20H137V21H136ZM151 20H152V22H153L154 20L156 21L157 19H152V17H151ZM159 20H160V19H159ZM205 20H206V19H205ZM207 20L210 21L211 19L209 18V19H207ZM221 20H223V19L221 18ZM224 20H223V21H224ZM227 20H228V19H226V21H227ZM233 20H234V19H233ZM248 20H250V19H248ZM251 20L253 21L252 18H251ZM251 20H250V21H251ZM257 20H258V19H257ZM263 20H264V19H263ZM18 21H20V22H18ZM18 21H16V23L18 22L19 24L21 23V21H22V22H23V21L25 22V20H23V19L18 20ZM74 21H75V20H74ZM77 21H76V22H77ZM84 21H85V20H84ZM87 21H88V20H87ZM87 21H85V22H87ZM90 21H91V20H90ZM102 21H105V20H102ZM118 21H119V20H118ZM126 21H127V22H126ZM163 21H160V23L163 24ZM216 21L218 22V21H220V20H217V19H216ZM228 21H229V20H228ZM234 21H235V20H234ZM236 21H237V20H236ZM238 21H240V20H238ZM258 21H259V20H258ZM260 21H261V20H260ZM260 21H259V22H256L255 25H256V27H257L259 30H261V29L263 30V29H264V23H263V22H260ZM8 22H9V20H8ZM8 22H7V21L5 22L6 26L9 24ZM37 22H36V23H37ZM72 22H73V21H72ZM80 22H82V21H80ZM92 22H93V21H92ZM96 22L98 23L99 20H97ZM96 22H95V24H96ZM106 22H107V21H106ZM106 22H105V23H106ZM111 22H113V21H111ZM114 22H116V21H114ZM157 22H159V21L157 20ZM199 22H200V21H199ZM202 22H203V21H202ZM211 22H212V20H211ZM211 22H210V23H211ZM7 23H8V24H7ZM18 23H17V24H18ZM39 23H40V22H39ZM73 23H74V22H73ZM90 23H91V22H90ZM102 23L105 24L104 22H102ZM102 23H100V24H102ZM117 23H118V22H117ZM125 23L123 22L121 25H123V24H125ZM149 23H150V22H149ZM200 23H201V22H200ZM206 23H208V21H207ZM210 23H208V24H210ZM219 23H222V21L219 22ZM227 23H228V22H227ZM227 23H225V24H227ZM229 23H230V22H229ZM231 23H232V20H231ZM235 23H238V22H235ZM235 23H232V24L236 25ZM250 23H251V22H250ZM252 23H253V22H252ZM1 24H0V25H1ZM5 24L3 23L2 25L5 26ZM19 24H18V25H19ZM21 24L24 25L25 23H24V24L21 23ZM21 24H20V25H21ZM26 24H25V27H27V26L29 25V24H28V25H26ZM37 24H38V23H37ZM37 24H36V25H37ZM49 24H51V23H49ZM76 24H77V23H76ZM78 24L80 25V23H78ZM78 24H77V26H78ZM84 24H85V23H84ZM87 24H89V22H88ZM93 24H94V23H93ZM111 24L113 25V23H111ZM128 24H130V23H128ZM208 24H207V25H208ZM9 25H10V27H11V26H13L14 24H13V25L9 24ZM20 25H19V26H20ZM45 25H46V24H45ZM90 25H91V24H89V26H90ZM98 25H99V24H98ZM108 25L110 26V24H107V26H108ZM112 25H111L110 27L113 28L115 25H114V26H112ZM118 25H119V23H118ZM118 25H117V26H118ZM125 25H126V24H125ZM125 25H123V26H125ZM144 25H145V24H144ZM148 25H149V24H148ZM153 25H154V24H153ZM153 25H152V27H150V26H149V27L154 29ZM159 25H160V24H159ZM165 25H164V26H165ZM197 25H199V27H200V24H199V23H198ZM223 25H224V24H223ZM230 25H231V24H230ZM238 25H240V24H238ZM255 25L252 24V26H254V29H257V28H255ZM6 26H5V27H6ZM48 26H49V25H48ZM50 26H51V25H50ZM72 26H73V25H72ZM75 26H76V25H75ZM81 26H82V25H81ZM84 26H85V25H84ZM87 26H88V25H87ZM107 26H105V29H103L104 27H103L102 25L100 26V28L102 27V29H100V30H102V31L105 30V31L102 32V34H103V33H104V34L107 33V32H106V30H108V29H106ZM123 26H122V27H123ZM129 26L132 27V25H128V27H129ZM188 26L186 27V29H187V28H190V27H188ZM204 26H205V25H204ZM208 26H209V25H208ZM15 27H16V26L14 25L13 28H15ZM29 27H30V25H29ZM29 27H27V28H29ZM37 27H38V25H37ZM52 27H54L53 24H52ZM65 27H66V26H65ZM65 27H63V28H65ZM70 27H71V26H70ZM90 27L93 29V27H95V26L92 25V26H90ZM96 27H97V25H96ZM98 27H99V26H98ZM128 27H127V28H128ZM133 27H134V28H132V29L134 30V32H133V30H132V31H131V32H133L132 34H134V33H135V30H136V27H135V26H133ZM155 27H156V26H155ZM201 27H202V25H201ZM205 27H206V26H205ZM205 27H204V28H205ZM215 27H217V26H215ZM215 27H213V28H215ZM219 27H220V24H219ZM219 27H218V28H219ZM231 27H233V26H231ZM234 27H235V26H234ZM239 27H241V25L238 26V28H239ZM1 28H2V27H1ZM44 28H45V27H44ZM44 28H42V29H44ZM49 28H50V27H49ZM49 28H47V29H49ZM66 28H67V27H66ZM71 28H72V27H71ZM76 28H77V27H76ZM82 28H83V27H82ZM107 28H109V27H107ZM112 28H111V32L114 31L115 27H114L113 30H112ZM116 28H117V27H116ZM118 28H119V27H118ZM118 28H117V29H118ZM120 28H121V26H120ZM124 28H126V27H124ZM127 28H126L125 30H126V32L128 33L129 30H130V28L128 29V31H127ZM138 28H139V29H138ZM144 28H145V27H144ZM146 28L148 29L147 24H146ZM146 28H145V29H146ZM150 28H149V30H151ZM157 28H158V27H157ZM196 28H197V27H196ZM196 28H195V30H196ZM202 28H203V27H202ZM202 28H201V30H202ZM211 28H212V27H211ZM213 28H212V29H213ZM218 28H217V30H218ZM220 28H221V27H220ZM220 28H219V31H220ZM236 28H237V27H235V29H233V31L236 30V32H237V30H239L238 28H237V29H236ZM11 29H12V28H9V27H8V29H6V30H7V32H8V31L11 30ZM32 29H34V28L32 27ZM32 29H31V30H32ZM38 29H39V28H38ZM42 29H41V30H42ZM45 29H46V28H45ZM47 29H46V30H47ZM51 29H52V28H51ZM53 29H54V28H53ZM57 29H58V28H57ZM59 29H60V28H59ZM59 29H58V31H59ZM74 29H75V28H74ZM78 29H79V28H78ZM88 29H89V27H88ZM88 29L86 28V29L84 30V33L81 34V36H83V38H84L85 35H87V34H85V33H86V30L88 31ZM96 29H97V28H94V31H95V32H96ZM158 29H159V28H158ZM190 29H191V28H190ZM190 29H189V31H191ZM206 29H207V27H206ZM209 29H210V27H209ZM212 29H211V30H212ZM223 29H224V28H223ZM225 29H226V28H225ZM252 29H253V28H252ZM254 29H253V30H254ZM65 30H67V29H64V32H65ZM69 30H70V29H69ZM89 30H90V29H89ZM98 30H99V29H98ZM115 30H116V29H115ZM119 30H121V32H122V29H119ZM154 30H155V29H154ZM154 30H152V32H150V33L152 34V33L154 32ZM192 30H193V29H192ZM195 30H194V31H195ZM199 30H200V28H199ZM203 30H204V29H203ZM214 30H215V29H214ZM231 30H232V29H231ZM11 31H14V30H11ZM16 31H17V30H15V32H16ZM21 31H22V30H20L19 32H21ZM47 31H48V30H47ZM47 31H42V32H41V31L37 30L36 28L33 30V33L35 34V39H36V38L38 39V41L36 42V44L39 43V44H38L39 47L34 43V48H36V49H38V48L41 49V51L44 52V53L41 54V55L45 56V57H44L45 59H47L48 57H47L46 55H44V54L47 53L48 51H50V50H51L50 48H51L52 45H53V44H49V43L46 44V43H45V42H46V39H47V37H48V32H47ZM58 31H56V33H57ZM70 31H71V33H72V29H71ZM73 31H74V30H73ZM116 31H118V30H116ZM141 31H142V30H141ZM145 31H146V30H145ZM155 31H156V30H155ZM176 31H177V30H176ZM189 31H188V32H189ZM196 31H198V29H197ZM207 31H210V30L207 29ZM207 31H205V32H207ZM215 31H216V30H215ZM219 31H218V32H219ZM221 31H222V28H221ZM223 31H224V30H223ZM30 32L32 33V31H30ZM62 32H63V30H62V31L60 30V35H63V34H61ZM75 32L77 33V30H76ZM81 32H82V31H81ZM91 32H92V31H91ZM91 32L89 31V33L91 34V36L95 38L97 33H94L95 35H94V34L92 35ZM118 32L120 33V31H118ZM123 32H124V30H123ZM123 32H122V33H123ZM131 32H130V34H131ZM142 32H144V31H142ZM142 32H141V33H142ZM158 32H159V31H158ZM164 32H165V31H164ZM205 32L202 31V32H200V33H199V32H197V33L200 34L201 36H203L202 33H205ZM210 32H211V31H210ZM212 32H213V31H212ZM212 32H211V33H212ZM216 32H217V31H216ZM263 32H264V31H263ZM263 32H262V33H263ZM10 33H12V32H10ZM50 33H51V32H50ZM54 33H55V32H54ZM65 33L68 34V32H65ZM71 33L69 32V34H71ZM78 33L80 34V31H79ZM98 33L101 34V31H99ZM115 33H116V32H115ZM122 33H121V36H122L123 41H124V35H125V37H126V39H127V35H128V34L126 33V34L123 35ZM146 33H147V32H146ZM156 33H157V32H156ZM156 33H154V34H156ZM214 33H215V32H213V34H214ZM219 33L223 34L222 32H219ZM224 33H225V34H228V32L226 33L225 31H224ZM233 33H234V32H233ZM241 33H242V32H241ZM4 34H5V33H2V34H1L2 37H3ZM8 34H9V33H8ZM14 34H15V33L10 34V35H9V38L12 37ZM57 34L59 35V33H57ZM69 34H68V36H69ZM72 34H73V33H72ZM74 34H75V33H74ZM74 34H73V35H74ZM84 34H85V35H84ZM102 34L99 35V36H97V37L103 36ZM130 34H129V35H130ZM147 34H148V33H147ZM151 34H149L148 40H149L150 38H152V37H151ZM163 34H164V33H163ZM172 34H173V33H172ZM198 34H197V35H198ZM206 34H207V33H205L204 36H205ZM215 34H218V33H215ZM215 34H214V35H215ZM237 34L241 35V34H240V30H239V33H236V35H237ZM256 34H257V32H256ZM1 35H0V38H1ZM15 35H16V37H18L17 34H15ZM49 35H50V34H49ZM58 35H55V34L53 35V34H51L50 36H54V37H53V39H52V37H51L52 40H50V39H48V40H49V41H52V43H54L53 40H55V39H56V41L59 40V42H60V44H61L59 47L62 48L61 50H63V53H62L63 55L59 52V51H61V50H59L58 52H59L62 56H64V53L70 51V53L72 52V53H71L72 55H73V53H75V55H76L77 57H79L80 59H81V58L84 59V58H85V55H86L85 53H89L90 50H91V49L88 50V49H89L88 47H89L90 45H89V46L86 45L88 49H87L86 47H84V50H85V48H86L85 51H89V52H85V51L83 50V48H82V47L85 46V44H86L85 41H88L89 38H91V36H90L89 34H88L89 37L87 36L88 39H87V38L84 39V45L82 44V45H83L82 47H81V45H80V46H77L78 43L80 44V42H78V41L75 40L76 43H74V39H72V37L74 38V37H76V35H74V36L71 35L72 37H71V39H70V37L68 38V37L65 36L66 34H64V38L66 37V38H68L70 41L73 40V43H74V44H77L76 46L73 45L72 43L70 44V42L66 41V40H68V39H66V38L64 39L63 37H59ZM134 35H136V36H134L135 38H136V37L140 38V35H141V37H143V42H146V41H144V37H145V36H143L142 34H138V32H137V33H135ZM144 35H145V34H144ZM184 35H185V34H184ZM197 35H196V36H197ZM239 35H238V37H239L240 39H242L241 37H242L243 33H242L241 36H239ZM7 36H8V35H7ZM7 36H6V34H5V35H4V38H5V39L7 38V40H9ZM33 36H34V35H33ZM77 36H78V34H77ZM104 36H105V35H104ZM104 36H103V38H104ZM130 36H132V35H130ZM152 36H153V35H152ZM164 36H165V35H164ZM171 36H172V35H171ZM188 36H189V35H188ZM204 36H203V37H204ZM206 36H208V35H206ZM228 36H229V35H227V37H228ZM259 36H260V35H259ZM79 37H80V36H78V38H79ZM119 37H120V36H119ZM166 37H167V36H166ZM174 37H175V36H174ZM174 37H173V38H174ZM199 37H200V36H199ZM203 37H202V39H203ZM211 37H212V35H211ZM213 37H214V36H213ZM229 37H230V36H229ZM232 37H233V36H232ZM232 37H231V38H232ZM236 37H237V36H236ZM238 37H237V38H238ZM252 37H253V36H252ZM254 37H255V36H254ZM256 37H257V36H256ZM4 38H3L2 41L5 40ZM13 38L16 39L15 36H13ZM13 38H10V41H11V39H12V43H13ZM48 38H50V37H48ZM83 38H82V37L80 38V39H81V40H80L81 43H82V41H83V40H82ZM120 38H121V37H120ZM128 38H129V39H127V40L130 42V37H128ZM138 38H136L137 41H138ZM145 38H146V37H145ZM153 38H155V37H153ZM184 38H185V37H183L182 33L180 32V34L178 35V37L176 38V41H175V44L177 45V47H183V46L186 45V44H185V39H187L188 37H186L185 39H184ZM193 38H194V37H193ZM197 38H198V37H197ZM214 38H215V37H214ZM231 38H230V39L228 38V39L231 40ZM237 38H236V39H237ZM239 38H238V39H239ZM17 39H18V38H17ZM76 39H77V37H76ZM95 39H96V38H95ZM106 39H110V38H106ZM136 39H134V41L131 39V41H132L131 44H134V45H135V44H136V45L140 44V43H137ZM157 39H158V37H157L156 39H153V40H157ZM168 39H169V38H168ZM174 39H175V38H174ZM188 39H189V38H188ZM191 39H192V38H191ZM191 39H189L188 44H189V42H190ZM198 39H199V38H198ZM207 39H208V38H207ZM228 39H227V40H228ZM233 39H234V38H232V40H233ZM238 39H237V40H238ZM251 39H252V38H251ZM253 39H254V38H253ZM263 39H264V38H263ZM48 40H47V41H48ZM77 40H78V39H77ZM150 40H151V39H150ZM150 40L147 41V42H149V45L153 46L152 44H153L154 42H153V41H150ZM212 40H213V39H212ZM222 40H223V39H222ZM224 40H225V39H224ZM227 40H225V41H227ZM229 40H228V41H229ZM254 40H256V39H254ZM254 40L252 41V44H254V43H253ZM261 40H262V39H261ZM0 41H1V40H0ZM2 41H1V42H2ZM10 41H9V42H10ZM108 41H109V40H108ZM110 41H111V40H110ZM128 41H127V42H128ZM166 41H167V40H166ZM206 41H207V40H206ZM1 42H0V44H2V46H3V43H4L5 45L9 46V48L12 47V46L15 47V45H12V46L8 45V44H11V42H10V43H9L8 41L6 42V40H5L4 42H2V43H1ZM5 42H6L7 44H6ZM33 42H34V41H33ZM77 42H78V43H77ZM125 42H126V41H125ZM125 42H124V43H125ZM150 42H151V44H150ZM152 42H153V43H152ZM164 42H165V41H164ZM173 42H174V41H173ZM173 42H172V44H173ZM186 42H187V41H186ZM208 42H209V40H208L207 42L204 43V40H203L204 45L207 44ZM229 42H231V41H229ZM255 42H256V41H255ZM55 43H58V42H55ZM55 43H54V44H55ZM87 43H88V42H87ZM89 43H90V42H89ZM89 43H88V44H89ZM197 43H198V44H199V43L201 44L202 42H197ZM203 43H202V44H203ZM260 43H261V42H260ZM14 44H15V43H14ZM44 44H45V45H44ZM90 44H91V43H90ZM129 44H130V43H129ZM147 44H148V43H147ZM175 44H174V45H175ZM184 44H185V45H184ZM200 44H199V45H200ZM256 44L258 45V43H256ZM16 45H17V44H16ZM56 45L58 46V44H56ZM101 45H102V44H101ZM125 45H126V43L124 44V46H125ZM141 45H142V47L144 48V46H145L146 44L141 43ZM143 45H144V46H143ZM262 45H264V43H262ZM0 46H1V45H0ZM19 46H20V45H18V48H19ZM93 46H94V45L92 44V47H93ZM124 46H123V47H124ZM126 46H127V45H126ZM129 46H130V45H129ZM151 46H150V47H151ZM169 46H170V48H171V47L173 48V45H172V46L169 45ZM226 46H228V45H226ZM234 46H236V45H234ZM37 47H38V48H37ZM55 47H56V46H55ZM95 47H96V44H95V46H94L93 49L95 50V52H97L95 55L98 56V55H97V54H98V51L96 50ZM112 47H113V46H112ZM112 47H111V48H112ZM121 47H122V46H121ZM121 47H119L120 49H119L118 52H120ZM123 47H122V49L125 50V47H124V48H123ZM133 47H134V46H133ZM135 47H136V48H139L138 46H135ZM135 47L133 48V51H135V49H136ZM140 47H141V46H140ZM142 47H141V48H142ZM145 47L147 48L148 46L146 45ZM150 47L147 48V49H151V48H152V47H151V48H150ZM166 47H168V46H166ZM200 47H202V45H200ZM206 47H207V46H206ZM213 47H214V46H212L211 48H213ZM230 47H231V46H230ZM232 47H233V46H232ZM232 47H231V49H233ZM238 47H239V46H238ZM257 47H258V46H257ZM261 47H262V46H261ZM56 48L58 49V47H56ZM129 48L131 49L132 47H129ZM153 48H154V46H153ZM153 48L151 49V52H152ZM174 48H176V47H174ZM183 48H184V47H183ZM183 48H182V49H183ZM187 48H189V46H188ZM198 48H199V47H198ZM240 48H241V47H240ZM252 48H253V45L251 46V49H252ZM36 49H34V50H36ZM52 49H53V47H52ZM97 49L99 50V48H97ZM112 49H113V48H112ZM115 49H116V48H114V50H115ZM126 49L128 50V48H126ZM144 49H145V48H144ZM164 49H165V48H164ZM180 49H181V48H180ZM194 49H195V48H193V50H194ZM208 49H209V47H208ZM228 49H229V48H228ZM259 49H260V48H259ZM17 50H18V49H17ZM54 50H56V49H53V51H54ZM64 50H66V52H65ZM68 50H69V51H68ZM108 50H109V49H108ZM117 50H118V48L116 49V51H117ZM138 50H140V49H138ZM205 50H206L205 48H204V50H203V47H202L201 49L197 50V53H198L197 55L200 57V59H199V58H198V59L201 61V63H203V65L205 64V65H208L209 67L211 66V67H213V68H214L215 66L218 67L217 64L219 63V61H218L217 59H215V58H216L215 56H213L214 52H213V54H210L209 52H208V53L205 52ZM213 50H214V49H213ZM213 50H212V51H213ZM216 50H217V49H215V51H216ZM229 50H230V49H229ZM233 50H234L233 52H235V53L237 52V51H235V49H233ZM236 50H237V48H236ZM254 50H255V49H254ZM260 50H261V49H260ZM263 50H264V49H263ZM18 51H19V50H18ZM38 51H39V50H38ZM53 51H52V53L56 55L57 52L54 53ZM91 51H92L91 53H94L93 50H91ZM116 51L114 52L113 55H115ZM129 51H131V52L129 53ZM129 51H127V52L129 53L128 56H129L130 54L133 53L132 50H129ZM148 51H149V50H147V52H148ZM154 51H156V50H154ZM154 51H153V52H154ZM157 51H158V50H157ZM157 51H156V52H157ZM187 51H188V50H187ZM187 51H186V52H187ZM194 51H196V50H194ZM210 51H211V50H210ZM240 51H242V49H241ZM249 51H250V50H249ZM256 51H257V50H256ZM1 52H2V51H1ZM13 52H14V51H13ZM16 52H17V51H16ZM22 52H23V51H22ZM61 52H62V51H61ZM102 52H103V51H102ZM110 52H111V51H110ZM110 52H109V55H110ZM158 52H160V50H159ZM191 52H193V51L191 50ZM218 52H219V51H218ZM218 52H216V54H217ZM229 52H230V51H229ZM250 52H251V51H250ZM257 52H259V51H257ZM262 52H263V51H262ZM7 53H8V52H7ZM7 53H6V55H8ZM11 53H12V52H11ZM50 53H51V51H50ZM111 53H112V52H111ZM121 53H122V52H121ZM121 53H118L119 56L116 57L117 60H118L119 57H120V58L123 57L122 55H120ZM136 53H137V51H136ZM145 53H146V52H145ZM145 53H144V54H145ZM237 53H238V52H237ZM241 53H242V52H241ZM243 53H246V52L244 51ZM0 54H2V53H0ZM26 54H28V51H27ZM48 54H49V52L47 53V55H48ZM68 54H69V53H68ZM99 54L101 55L102 53H99ZM106 54H107V53H103V55H106ZM124 54H125V52H124ZM133 54H135V53H133ZM141 54H142V53H141ZM141 54H140V51H139V55H140V56H142ZM219 54L222 56V57H219V58H223V55H222L221 53H219ZM223 54H224V53H223ZM229 54H231V53H229ZM238 54H239V53H238ZM246 54H247V53H246ZM248 54H249V53H248ZM251 54H252V53H251ZM254 54H255V53H254ZM257 54H258V53H256V55H257ZM3 55H4V54H3ZM6 55H4V56L6 57ZM16 55H17V54H16ZM41 55H39V58L41 57ZM55 55H54V56H55ZM58 55H59V54H58ZM58 55H56V58H58ZM61 55H60V56H61ZM95 55H94V56H95ZM103 55H101L100 57L103 58ZM109 55H108V56H109ZM157 55H159V58H160L159 61H161L160 64L163 63V66H164L166 69H168L167 71H169V70L172 68V67H171L172 65H175V66L178 67L177 73H176L175 71H174V72H171V71L168 72L169 75H172V76H173V79L179 78L180 81L183 80V81H182V84L184 83L185 80H186V81L189 80V78H190V72H189L187 69H185L184 67H181V66H182V65H181L182 60H181V58H180L179 56H174V55H173L172 49H167V50L164 51L163 53H160V54L157 53ZM175 55H176V53H175ZM191 55H193V54H191ZM226 55H227V54H226ZM243 55H244V54H243ZM252 55H253V54H252ZM252 55H251V56H252ZM263 55H264V53H263ZM9 56H10V55H9ZM43 56H42V59H43ZM51 56H52V54H51ZM51 56H50V57H51ZM76 56L74 57V55H73V57L75 58V59H74V62H73V58H72V56H70V57H71L70 60H72L71 63H74V64H70L69 59L67 60V63H68V61H69V64L73 66V69H72V70H75L74 68H77V67L74 66V65H76L75 63L78 64V62H79V63L81 64V62L84 61V62H83V65H82V67H83V66H85V62H87L88 59H89V57L87 58V56H86V58H85L86 60H85V59H84V60L82 59V60L78 61L79 58H78V60H76V58H77ZM96 56H95V57H96ZM136 56H138V55H136ZM140 56H139V57H140ZM193 56H194V55H193ZM195 56H196V55H195ZM218 56H219V55H218ZM227 56H228V55H227ZM247 56H248V55H246V57H247ZM253 56H254V55H253ZM5 57H3V56L1 57V60H2L1 62H3V59H4ZM11 57H12V56H11ZM50 57H49V60H50ZM64 57H65V56H64ZM67 57H68V56H67ZM70 57H69V58H70ZM104 57H105V56H104ZM139 57H136V58L139 59ZM142 57H143V56H142ZM142 57H141V59H142ZM248 57H249V56H248ZM248 57H247V58H248ZM19 58H22V57H19ZM39 58H38V59H39ZM54 58H55V57H52L51 59L54 60ZM59 58H60V57H59ZM91 58H92V57H91ZM101 58H99L100 62L98 61V63H101ZM106 58H107V57H106ZM106 58H103V59H106ZM123 58H124V57H123ZM125 58H126V57H125ZM125 58H124V59H125ZM132 58H135V56H134V57L132 56ZM157 58H158V56H157ZM225 58H226V57H225ZM225 58H224V59H225ZM230 58H231V57H230ZM230 58H229V59H230ZM233 58H234V57H233ZM6 59H7V58H6ZM38 59H37L36 66H37V64H38V67L40 66V68H41V65H40L41 63H38V61L41 60V59H39V60H38ZM94 59H95V58H94ZM94 59H93V60H94ZM96 59H98V58L96 57ZM103 59H102V60H103ZM108 59H110V58L108 57ZM108 59L105 60V61H108ZM111 59H112V58H111ZM138 59H136V60L133 59L134 61H136V63L134 62V64L137 65L138 61H140V59H139V60H138ZM224 59H223V60H224ZM226 59H227V58H226ZM226 59H225V60H226ZM231 59H232V58H231ZM249 59H250V57H249ZM249 59H248V60H249ZM8 60H10V59H8ZM8 60H7V61H8ZM43 60H44V59H43ZM43 60H42V64L45 62V61L43 62ZM65 60H66V59H65ZM75 60H76V61H75ZM89 60H90V59H89ZM113 60H114V58H113ZM113 60H112V62H113ZM115 60H116V59H115ZM119 60H120V59H119ZM121 60H123V59H121ZM121 60L119 61L120 63L117 61L118 64H121V65H119V66H122ZM133 60H132V62H133ZM137 60H138V61H137ZM186 60H187V59H186ZM199 60H198V62H199ZM212 60H213V61H212ZM215 60H217V62H218L217 64L215 63ZM262 60H263V59H262ZM262 60H261V61H262ZM54 61H55V60H54ZM54 61H53V63L56 62V61H55V62H54ZM63 61H64V60H63ZM90 61H92V60H90ZM90 61H89V62H90ZM109 61H110V60H109ZM143 61H144V60H143ZM157 61H158V59H157ZM187 61H188V60H187ZM228 61H229V60H228ZM234 61H238V60H235V59H234ZM240 61H241V59H240ZM240 61H239V62H240ZM246 61H247V60H246ZM1 62H0V63H1ZM5 62H6V61H4L3 63H5ZM50 62H51V64H52V61H49V63L46 62V64H49V70L52 71V70H51L52 68H50V67L52 66V65L50 66ZM89 62L86 63V64H89ZM95 62H96V61H95ZM102 62H103V61H102ZM125 62H129V61H128V57H127V60L124 61L123 63H125ZM130 62H131V59H130ZM141 62H142V60H141ZM141 62H139V63H141ZM144 62H145V61H144ZM211 62H212V63H211ZM225 62H227V61H225ZM232 62H233V60H232ZM243 62H245V61L243 60ZM90 63H92V62H90ZM109 63H111V61H110ZM115 63H116V62H115ZM139 63H138V64H139ZM155 63H156V62H155ZM157 63H158V62H157ZM199 63H200V62H199ZM214 63H215V64H214ZM236 63H237V62H236ZM240 63H242V62H240ZM253 63H254V62H253ZM255 63H256L257 66H258V64H259L258 61H256ZM262 63H263V62H262ZM1 64H2V63H1ZM8 64H9V61H8ZM8 64H7V67H8V69H9V68H11V66L8 65ZM10 64H11V62H10ZM12 64H13V63H12ZM44 64H45V63H44ZM56 64H57V63H56ZM80 64H78V67H79ZM92 64H93V63H92ZM95 64H96V63H95ZM101 64H102V63H101ZM112 64H113V63H112ZM129 64H131V63H129ZM134 64L132 63L133 67H135ZM142 64H143V63H142ZM220 64H221V63H220ZM228 64H229V63H228ZM3 65H6V64H3ZM3 65H2V66H3ZM58 65L60 66V64H58ZM102 65H104V64H102ZM102 65H101V66H102ZM105 65H106V64H105ZM105 65H104V66H105ZM108 65H109V64H108ZM108 65H107V66H108ZM132 65H131L130 67H132ZM150 65H151V64H150ZM150 65H149V66H150ZM153 65H154V64H153ZM180 65H181V66H180ZM203 65L200 66L201 69H202ZM214 65H215V66H214ZM224 65H225V64H224ZM224 65H223V66H224ZM254 65H255V64H254ZM261 65L264 67V64H261ZM9 66H10V67H9ZM44 66H45V65H43V69H44ZM59 66H58V67H59ZM62 66H63V65H62ZM62 66H61V67H62ZM72 66H69V67H72ZM80 66H81V65H80ZM89 66H90V64H89ZM91 66H92V65H91ZM97 66H98V68L101 67V66L99 67V65H97ZM97 66H96V67H97ZM104 66H102V67H104ZM109 66H110V65H109ZM113 66H117V67H118V65H113ZM138 66H139V65H138ZM144 66H146V65H144ZM155 66H157V65H155ZM158 66H159V65H158ZM220 66H222V64H221ZM223 66H222V68L220 67V68H221V71L223 70ZM262 66H261V67H262ZM4 67H6V66H4ZM4 67H3V68H4ZM45 67H48V66H45ZM54 67H55V66H54ZM64 67H65V65H64ZM93 67H94V65H93ZM110 67H112V65H111ZM110 67H108V69H107V67H106L105 70H106V71L109 70ZM124 67H125V66H124ZM124 67H121L120 70H121L122 68L124 69ZM133 67L130 68V69H131V71L133 70V72L135 73V70H136L137 66H136V68H134V69H133ZM159 67H160V66H159ZM164 67H163V68H164ZM209 67H208V68H209ZM217 67H215V68H217ZM228 67H229V66H228ZM242 67H243V66H242ZM245 67H246V66H245ZM247 67L249 68V66H247ZM251 67H252V66H251ZM258 67H259V66H258ZM36 68H37V67H36ZM55 68H57V67H55ZM55 68H53L54 71L56 70ZM80 68H81V67H80ZM85 68H86V70L89 69L88 66L83 67V68H81V69H85ZM125 68H126V67H125ZM140 68H143L142 65H141ZM140 68H139V69H140ZM153 68H154V67H153ZM153 68H152V69H153ZM160 68H161V67H160ZM204 68L206 69L207 67L204 66ZM213 68H212V69H213ZM224 68H227V67H224ZM13 69H14V68H13ZM43 69L41 68L40 70H43ZM64 69H66V67H65ZM78 69H79V68H78ZM78 69H77L76 71H78ZM81 69H80V70H81ZM112 69H113V68H112ZM112 69H111V72L113 71ZM114 69H115V67H114ZM118 69H119V67H118ZM143 69H144V68H143ZM145 69H147V68H145ZM157 69H158V67H157ZM161 69H162V68H161ZM175 69H176V68H175ZM252 69H253V68H252ZM259 69H260V68H259ZM29 70H30V69H28V70H26V71L28 72ZM49 70H48V68H47V70H45L44 72L46 73V71H48V73H50ZM58 70H59V69H58ZM69 70H70V68H69ZM86 70H84V71L87 73ZM95 70H96V69H95ZM99 70H100V69H99ZM101 70H102V68H101ZM105 70H104V71H105ZM116 70H117V68H116ZM127 70L129 71V67H128ZM127 70H125V71H127ZM199 70H200V69H199ZM206 70H207V69H206ZM209 70H211V69H209ZM215 70H216V69H215ZM217 70H218V69H217ZM219 70H220V69H219ZM224 70H225V69H224ZM249 70H250V69H249ZM254 70H255V68H254ZM38 71H39V69H38ZM54 71H53V73H54ZM56 71H57V70H56ZM118 71H119V70H118ZM123 71H124V70H123ZM123 71H120V72L122 73ZM143 71H144V70H143ZM149 71H150V70H149ZM154 71H155V70H154ZM167 71H166V72L164 71V73H167ZM203 71H205V70H203ZM221 71H220V72H221ZM263 71H264V70H263ZM0 72H1V71H0ZM16 72H17V71H16ZM62 72H63V69H62ZM67 72H71V71H67ZM79 72H80V71H79ZM79 72H78V73H79ZM109 72H110V70H109ZM129 72H130V71H129ZM158 72H160V73H158ZM162 72H163V71H162ZM216 72H217V71H216ZM216 72H213V74H214V73L216 74ZM218 72H219V71H218ZM227 72H229V71H227ZM18 73H20V72L15 73V71H14V74H18ZM24 73H26V72H24ZM31 73H32L34 76L36 75V77H38L37 75H39L38 73H37V74H34L33 72H31ZM40 73H41V71H40ZM53 73H52V75L50 74L51 76H53L52 79L55 78V77H58L57 74L55 75V74H53ZM57 73L59 74L60 71H59V72L57 71ZM73 73H74V76L77 75V74H75V72H73ZM73 73H72V74H73ZM81 73H82V71H81ZM83 73H84V72H83ZM96 73H97V75H96ZM96 73H95L94 76H93V77H95V78H96L97 76H99V75H98L99 72H96ZM117 73H118V72H117ZM121 73H119V74H121ZM136 73H139V72L136 71ZM157 73H158L159 76L161 77L160 74H162V73H161V70H160V69L157 70ZM200 73H201V71L199 72V75H200ZM209 73H211V72H209ZM224 73H225V71L223 72V74H224ZM240 73H241V72H240ZM27 74H28V73H27ZM32 74H30V76H29V75H27V76H28V77H31ZM43 74H44V73H42V75H43ZM66 74H67V75H66ZM72 74H71V75H72ZM109 74H110V73H109ZM109 74H108V75H109ZM115 74H116V73H115ZM122 74H123V73H122ZM125 74H127V73L125 72ZM129 74L131 75V73H129ZM142 74L144 75V72L141 73V75H142ZM146 74H147V72H145V75H146ZM155 74H156V72H155ZM168 74H167V77L169 76ZM201 74H203V72H202ZM206 74H207V73H206ZM217 74H218V73H217ZM217 74H216V75H217ZM221 74H222V73H221ZM223 74H222V75H223ZM2 75H4V74H2ZM12 75H13V74H12ZM18 75H19V74H18ZM18 75H16V76H18ZM21 75H22V73H21ZM33 75H32V77H33ZM45 75H49V74H45ZM50 75H49V76H50ZM64 75H66V76H64V78L69 76V74L66 73V71H65V74H64ZM71 75H70V76H71ZM80 75H82V74H80ZM89 75H90V73H88V77H90ZM95 75H96V76H95ZM123 75H124V74H123ZM130 75L127 74V76L125 75V76H123V77H128V76H130ZM135 75L137 76L138 74H134V75L132 74V76H135ZM139 75H140V74H139ZM139 75L137 76L138 79L136 78V80H139V81H140V79H143V77H140ZM143 75H142V76H143ZM145 75H144V77H145ZM162 75H163V74H162ZM199 75H198V76H199ZM207 75H208V74H207ZM209 75L212 76L211 74H209ZM209 75H208V78L210 79V76H209ZM222 75H221V76H222ZM233 75H234V74H232V76H233ZM238 75H239V73H238ZM255 75H257V74H255ZM4 76H5V75H4ZM4 76H3V79L5 78ZM22 76H23V75H22ZM25 76H26V75H25ZM25 76H23V78H25ZM27 76H26V77H27ZM40 76H41V74H40ZM49 76H48V78L50 79L51 76H50V77H49ZM54 76H55V77H54ZM59 76L63 77V76H62V73H60ZM70 76H69L68 78H70ZM119 76H120V75H119ZM136 76H135V77H136ZM156 76H157V75H156ZM195 76H197V75H195ZM198 76H197V77H198ZM200 76H201V79H204V77H205V76L202 77V75H200ZM224 76H225V75H224ZM224 76H223V77H224ZM227 76H229V74H227L226 77H227ZM243 76H244V75H243ZM243 76H241V77H243ZM8 77H9V76H6V78H5V79H6V82H7V78H8ZM13 77L15 78V76H13ZM28 77H27V78H28ZM61 77H59L58 79H60ZM80 77H81V76H80ZM80 77H79V79L81 80L82 78H80ZM82 77L84 78L83 75H82ZM88 77H87V75H86L85 81L88 79ZM93 77L91 78L92 80L90 79V80H88V82H90V81L93 82V81H94V78H93ZM112 77H113V75H112ZM117 77H118V76H117V74H116V78H117ZM139 77H140V79H139ZM157 77H158V76H157ZM160 77H158V78H160ZM174 77H175V78H174ZM212 77H214V76H212ZM236 77H237V76H236ZM257 77H258V76H257ZM64 78H61L60 81H61L62 79L64 80ZM77 78H78V75H77ZM97 78H98V77H97ZM130 78H131V76H130ZM132 78H133V77H132ZM132 78H131V79H132ZM148 78H149V77H148ZM148 78H147V79H148ZM151 78H153V77H151ZM151 78H150V79H151ZM162 78H163V77H162ZM165 78H166V76H165ZM192 78H193V75L191 76V79H192ZM217 78H218V77H217ZM217 78H216V79H217ZM220 78H222V77H220ZM227 78H228V77H227ZM244 78H245V76H244ZM5 79H4V81H5ZM8 79L10 80V82H13V80H14V79L11 80V78H8ZM18 79H19V78H18ZM21 79H22V78H21ZM33 79H34V78H33ZM37 79H40V78L38 77ZM56 79H57V78L54 79V84H52V85H56L57 83H61V82H59L58 79H57L58 82H57V81L55 82ZM133 79H134L133 81H135V78H133ZM147 79H145V81H146ZM167 79H168V78H167ZM167 79H166V80H167ZM211 79H212V78H211ZM211 79H210V80H211ZM225 79H226V78H225ZM229 79H230V78H229ZM229 79H227V80H229ZM235 79H236V78H235ZM237 79H238V78H237ZM239 79H240V78H239ZM242 79H243V78H241L240 80H242ZM1 80H2V78H0V81H1ZM15 80L17 81V79H15ZM25 80H26V78H25ZM30 80L32 81L31 78H30ZM30 80H26V82H24L23 79H22V80H19V81H20V82L22 81V84H23V83H26V84L29 83L32 87H35L34 85H37V84L39 85V83H36L37 81L35 82V79H34V82H35L36 84H34V85L31 84V82H28V81H30ZM50 80H51V79H50ZM83 80H84V79H83ZM99 80H100V82L102 83V80H101V79H99ZM120 80H121V77H120V79H117V81H120ZM122 80H123V83H121V85H122V84H126V83L129 84L130 81H131V80H130V81L128 80V82H129V83H128L127 81H126V82L124 81L125 79H122ZM122 80H121V82H122ZM158 80H159V79H158ZM169 80H172V78H170ZM194 80H195V79H194ZM199 80H200V78H199ZM213 80H214V78H213ZM213 80H212V81H213ZM220 80H221V79H220ZM220 80L217 79V81H216V80H215V81L217 82V84H219L218 81H220ZM231 80H234V79H231ZM231 80H229V81L232 82ZM244 80H245V79H243L241 82H243ZM4 81L0 82V85H2V83H4ZM38 81H39V80H38ZM67 81H68V80H67ZM69 81H71V80H69ZM81 81H82V80H81ZM85 81H84V83L87 84L88 82L86 81V82H87V83H86ZM110 81H111V80H110ZM117 81H112V82H114V83H112V84H114V85L108 84V86L110 87V85H111V86H113V87L115 88L117 85H120L119 83H118V84L116 83L117 85H115V82H117ZM145 81L141 80L140 82H143V84H144ZM147 81H149V79H148ZM147 81H146V83H145L144 85L147 84ZM159 81L161 82L162 79L159 80ZM173 81H174V80H173ZM173 81H172V83H170L171 81H170V82L165 81V82H164L165 84H164L163 87H165V89H166V86H168V85L170 84V85H173V86H171V89H172V87H175V86H174V83L177 84V81L174 82V83H173ZM180 81H179V82H180ZM215 81H214V82H215ZM222 81H224V80H222ZM222 81H221V82H222ZM235 81H236V80H235ZM261 81H262V79H261ZM8 82H9V81H8ZM20 82H18V83H20ZM27 82H28V83H27ZM32 82H33V81H32ZM50 82H52V81H50ZM124 82H125V83H124ZM136 82H137V81H136ZM140 82H139V83H140ZM166 82H168L169 84H166ZM179 82H178V83H179ZM210 82H211V81H210ZM210 82H209V83H210ZM214 82H213V83H214ZM237 82H238V80H237ZM55 83H56V84H55ZM90 83H91V82H90ZM101 83H100V84H101ZM103 83H104V80H103ZM109 83H111V82H109ZM132 83H134V82H132ZM180 83H181V82H180ZM185 83L187 84V82H185ZM193 83H194V82H193ZM202 83H204V82L202 81ZM202 83H201V84H202ZM224 83H225V82H224ZM4 84H5V83H4ZM10 84H12V83L6 84V86L9 85V86H8L9 89H10V87L13 88L12 91H13V90L17 91L18 88L21 89L19 86L15 87L16 85H19V84H16V85L13 86V84H14V82H13V84H12L13 87H12ZM22 84H20V85H22ZM88 84H89V83H88ZM95 84H96V83H95ZM140 84H141V83H140ZM150 84H151V83H150ZM186 84H185V85H186ZM191 84H192V83H191ZM215 84H216V83H215ZM217 84H216V85H217ZM225 84H226V83H225ZM227 84H229V83L227 82ZM230 84H231V83H230ZM230 84H229V86H230ZM232 84H233V83H232ZM236 84L238 85V83H236ZM91 85H92V83H91ZM144 85H143V87H144ZM165 85H166V86H165ZM170 85H169V86H170ZM183 85H184V84H183ZM183 85H182V86H183ZM204 85H205V83H204ZM204 85H203V86H204ZM234 85H235V83H234ZM243 85H244V84H243ZM6 86H4V89L6 88ZM58 86H59V85H58ZM86 86H87V85H86ZM93 86L95 87L94 83H93ZM97 86L99 87V83H98V84L96 85V87H95V88L98 89ZM100 86H102V85H100ZM133 86H135V84L132 85V88H134ZM146 86H148V85H146ZM151 86H152V84H151ZM151 86H149V87H151ZM14 87H15V89H14ZM82 87H83V85H82ZM102 87L105 89V85H103ZM102 87H100V88L102 89ZM109 87H107V88L109 89ZM125 87H126V86H125ZM125 87H124V85H123V87H119V88H125ZM128 87H129V86H128ZM130 87H131V84H130ZM135 87H141V86H139L138 84H136ZM163 87H162V88H163ZM191 87H192V85H191ZM240 87H241V86H240ZM2 88H3V87H2ZM2 88H1L0 91L3 90ZM40 88H42V87H40ZM57 88H58V87H57ZM89 88H90V85H89ZM100 88H99V90H100ZM132 88H131V89H132ZM144 88H145V87H144ZM146 88H147V87H146ZM162 88H161V89H162ZM175 88H176V87H175ZM175 88H174V91H175V92L172 94V99H174V101L171 99V97H169V96L171 95V94H170L171 92L168 93V94H170V95H168V97L170 98L171 101L175 102V103H173V104H176V105H175L176 110L180 112L181 109L186 110L187 108H191L192 105H191V102L189 101L190 99L188 98V96H186L187 94L184 95L186 92H182V93H180L178 90H177V92H176ZM204 88H205V86H204ZM214 88H215V87H214ZM226 88H227V87H226ZM43 89H46V87H45V88H42L41 91H43ZM55 89H56V87H55ZM85 89H87V88H85ZM85 89H84V90H85ZM91 89H93V87H91ZM97 89H96V90H97ZM104 89H103V90H104ZM108 89H107V90H108ZM110 89H112V88H110ZM110 89H109L108 91H111ZM115 89H116V88H115ZM131 89H130V90H131ZM154 89H155V88H154ZM156 89H158V88H156ZM165 89H164V91L167 92V90H165ZM186 89H187V87H186ZM263 89H264V88H263ZM47 90H48V89H47ZM52 90H54V89H52ZM52 90H50V91H51L50 93H52ZM68 90H69V89H68ZM68 90H67V91H68ZM73 90L75 91V89H73ZM79 90H80V89H79ZM84 90H82V91H84ZM89 90H90V89H89ZM105 90H106V89H105ZM120 90H121V89H118V91H119V92H118L117 89H116V90H114V91L112 90L111 92L113 93V92L117 91V92L119 93V95H120V94L122 93V92H120ZM127 90H128V89H127ZM132 90H135V92H136V88H135V89H132ZM172 90H173V89H172ZM184 90H185V89H184ZM189 90H190V89H189ZM215 90H216V89H215ZM221 90H222V89H221ZM6 91H7V88L5 89L4 93L1 92L2 95H3V94H4V96H5L6 94L9 95L8 93L5 94ZM19 91H20V90H19ZM48 91H49V90H48ZM48 91H47V94H49ZM54 91H55V90H54ZM58 91H59V90H58ZM62 91H63V90H62ZM65 91H66V90L63 91L64 94H65ZM74 91H73V92H74ZM76 91H77V90H76ZM76 91H75V92H76ZM82 91H80V92L82 93ZM85 91H86V90H85ZM91 91H92V90H90V92H91ZM122 91H123V90H122ZM143 91H144V90H143ZM159 91H160V90H155V92H159ZM170 91H171V90H170ZM20 92L22 93L21 95H23L26 91H25V92H24V91H20ZM23 92H24V93H23ZM27 92L30 93V91H27ZM32 92H33V91H32ZM34 92H35V91H34ZM56 92H57V91H56ZM56 92H53V93L56 94ZM59 92H60V91H59ZM73 92H70V93H68V94L71 95V93H73ZM75 92H74V93H75ZM77 92H78V91H77ZM123 92H124V91H123ZM128 92H130V91H128ZM128 92H127V93H128ZM144 92H147L148 95H150V94L153 95V94H154V97L152 96V98L155 99L156 94H155L154 92L152 93V91H151V93H150L149 90H148V91L145 90ZM148 92H149L150 94H149ZM168 92H169V90H168ZM178 92H179L180 94H178ZM189 92H190V91H189ZM202 92H203V91H202ZM226 92H227V91H226ZM17 93H18V92H17ZM17 93H16V94H17ZM28 93H27V95H28ZM42 93H43V92H42ZM44 93H45V92H44ZM44 93H43V94H44ZM57 93H58V92H57ZM60 93H61V92H60ZM63 93H62V94H63ZM74 93H73V94H74ZM81 93H79V95H78V93H77V95H78V96H81ZM85 93H86V92H85ZM115 93H116V92H115ZM118 93H116V94H118ZM124 93H125V92H124ZM127 93H126V95H127ZM131 93H132V92H130V94H131ZM159 93H160V92H159ZM162 93H163V92H162V90H161V95H162ZM183 93H184V94H183ZM191 93H192V91H191ZM240 93H242V92H240ZM30 94H31V93H30ZM34 94H35L34 96H36L37 92H35ZM40 94H41V92H40ZM43 94H42V95H43ZM64 94H63L62 96H64L65 99H67V98H69V97L72 98V96H73V98L75 99L76 96H77V95L75 94V95H72V96H69V97L66 98V96H67L68 94H67V95H64ZM109 94H111V93H109ZM132 94H133V93H132ZM132 94H131V95H132ZM135 94H136V93H135ZM139 94H140V93H139ZM139 94H138V95H139ZM145 94H146V93H145ZM163 94L165 95V93H163ZM227 94H228V93H227ZM235 94H236V93H235ZM7 95H6V96H7ZM17 95H19V93H18ZM24 95H26V94H24ZM37 95H38V94H37ZM42 95H41V96H42ZM92 95H93V94H92ZM94 95H95V94H94ZM121 95H122V97H123V94H121ZM121 95H120V96H121ZM126 95H124V97H125ZM128 95H129V94H128ZM133 95H134V94H133ZM142 95H143V93H142ZM142 95H141V96H142ZM148 95H147V97H146L145 95H143V96H145V98L150 99V98L148 97ZM158 95H159V94H157V96H158ZM164 95H163V98H164ZM190 95H191V94H190ZM201 95H202V94H201ZM205 95H207V94H205ZM229 95H230V94H229ZM242 95H245V94H242ZM6 96H5V97H6ZM9 96H10V95H9ZM9 96H7V99L10 98ZM11 96H12V94H11ZM29 96H30V95H29ZM29 96L26 97V99L28 98V100H27L28 103H25V105L28 104V105H26L27 108H28L29 105H31V103L29 104L30 99L32 100V97L30 98ZM47 96H48V95H47ZM59 96H60V94H59ZM74 96H75V97H74ZM78 96H77V97H78ZM143 96H142V98H143ZM197 96H198V95H197ZM209 96H210V95H209ZM224 96H225V95H224ZM239 96H240V95H239ZM14 97H15V96H14ZM42 97H43V96H42ZM107 97L109 98V97H111V95H110V96H107ZM114 97H116V96H114ZM130 97H131V96H130ZM134 97H135V96H134ZM137 97H138V96H137ZM159 97L161 98L162 96H159ZM168 97H167V94H166V98H167V99H168ZM193 97H194V95H193ZM201 97H202V96H200V98H201ZM231 97H232V96H231ZM233 97H234V96H233ZM243 97H244V96H243ZM243 97H241V98H243ZM245 97H246V96H245ZM260 97H261V96H260ZM262 97H263V96H262ZM19 98H20V96L18 97V100H19ZM21 98L24 99V96H23V97L21 96ZM40 98H41V97H39V99H40ZM45 98H46V96L44 97V99H42V100H44V101L41 100V101H42L41 103H44V105H45V103H46L45 101L48 100L47 98H46V100H45ZM80 98H81V97H80ZM118 98H119V97H118ZM160 98L157 97L156 99H160ZM163 98H162V99H163ZM190 98H191V97H190ZM200 98H199V99H200ZM203 98H204V96H203ZM203 98H202V99H203ZM205 98H206V97H205ZM238 98H239V97H238ZM7 99H6V101L10 100V99H8V100H7ZM65 99H64V100H65ZM78 99H79V98H78ZM82 99H83V98H82ZM103 99H104V98H103ZM103 99H102V100H103ZM121 99H122V98H121ZM131 99H132V98H131ZM136 99H137V98H136ZM143 99H144V98H143ZM162 99H161V102H162ZM228 99H229V98H228ZM236 99H237V98H236ZM239 99H240V98H239ZM262 99L264 100V98H262ZM67 100H68V99H67ZM84 100H85V98H84ZM84 100H83V101H84ZM113 100H114V99H113ZM116 100H117V99H116ZM145 100H146V99H145ZM196 100H197V99H196ZM196 100H195V101H196ZM200 100H201V99H200ZM204 100H205V99H204ZM204 100H201V101L203 102ZM206 100H207V99H206ZM206 100H205V101H206ZM211 100H212V99H211ZM211 100H210V101H211ZM213 100H216V99H213ZM213 100H212V101H213ZM11 101H13V100H11ZM14 101H17V100H14ZM19 101H21V99H20ZM65 101H66V100H65ZM79 101H80V99L78 100V102H79ZM104 101H105V100H104ZM110 101H111V100H110ZM110 101H109V102H110ZM118 101H119V102H118ZM118 101H117V102L120 104L121 101H120L119 99H118ZM127 101H128V100H127ZM148 101H149V104H151V102H150L151 100H148ZM152 101H153V100H152ZM201 101H200V102H201ZM207 101H208V100H207ZM212 101H211V103H212ZM8 102H9V101H8ZM8 102H7V105H8ZM24 102H25V100H24ZM80 102H82V100H81ZM106 102H107V101H106ZM117 102H115V103H117ZM124 102H125V104H126V101H124ZM128 102H129V101H128ZM128 102H127V103H128ZM163 102H164V101H163ZM221 102H222V101H221ZM239 102H240V101H239ZM15 103H16V102H14L13 104L15 105ZM22 103H23V102H22ZM67 103H69V100H68V102H66V105H67ZM70 103H72V104L74 105L73 100H71ZM70 103L67 105V107L70 105ZM76 103H77V101H76ZM103 103H104V102H103ZM122 103H123V102H122ZM144 103H145V106H144V105H142V106L145 107V109H146V108L148 109V108L150 107V105L147 104L148 102H146V101H145ZM166 103H167V102H166ZM166 103H165V104H166ZM215 103H216V101L214 102V105H215ZM240 103L242 104L243 102L241 101ZM9 104L13 105L11 102H10ZM16 104H17V103H16ZM20 104H21V102H19L18 105H19V106H22V105H20ZM37 104H38V103H37ZM72 104H71L70 106H73ZM77 104H80V103H77ZM77 104H76V105H77ZM105 104H106V103H105ZM141 104H142V102H141ZM170 104H171V103H170ZM192 104H193V102H192ZM194 104H195V103H194ZM227 104H228V103H227ZM236 104H238V103H236ZM11 105H9V106H11ZM18 105H15L16 109H17V108H18V109H19V108L22 109L21 107H17ZM33 105H34V104H33ZM33 105H31V107L29 106V108H30V109L34 108V110H35L36 107H38V106L36 105L35 107H32ZM41 105H42V104H40L39 107H42V106H43V105H42V106H41ZM108 105H109V104H108ZM114 105H115V104H114ZM128 105H130V103H129ZM138 105H139V104H137V106H138ZM146 105H148L149 107H147ZM151 105H153V104H151ZM242 105H243V104H242ZM55 106H56V105H55ZM59 106H60V105H59ZM59 106H57V107H59ZM70 106H69V108H70ZM78 106H79V105H78ZM90 106H91V105H90ZM109 106H111V108H112V104H111V103H110ZM116 106L118 107V104H117ZM119 106H120V105H119ZM156 106H157V105H156ZM156 106H155V108H156ZM170 106H171V105H170ZM197 106H198V105H197ZM200 106H201V105H200ZM237 106L239 107V105H237ZM43 107H44V106H43ZM43 107H42V108H43ZM46 107H47V106H46ZM67 107H65V109H67L66 112L70 111ZM73 107H74V106H73ZM75 107H76V106H75ZM75 107H74V108H75ZM82 107H83V106H82ZM91 107H93V106H91ZM114 107H115V106H114ZM121 107H122V106H121ZM139 107L142 108L141 106H139ZM152 107H154V106H152ZM152 107H151V109H152V110H155V108H152ZM205 107H206V106H205ZM235 107H236V105H235ZM11 108H14V107L12 106ZM25 108H26V107H25ZM25 108H24V109H25ZM27 108H26V109H27ZM29 108H28V109H29ZM42 108H40V109H42ZM52 108H53V107H52ZM52 108H51V109H52ZM61 108H62V107H61ZM77 108H78V107H76V109H77ZM79 108H81V106H80ZM96 108H97V110H99L98 108H100V107L97 106ZM101 108H103V107H101ZM104 108H105V107H104ZM106 108H107V107H106ZM125 108H126V107H125ZM140 108L137 107V109H140ZM159 108H160V107H159ZM194 108H195V105H194ZM196 108H197V107H196ZM243 108H244V107H243ZM14 109H15V108H14ZM18 109H17V110H18ZM37 109L39 110V108H37ZM48 109H49V108H48ZM65 109H64V110H65ZM72 109H73V108H71V110H72ZM81 109H82V108H81ZM85 109H86V108H85ZM122 109H123V108H122ZM143 109H144V108H143ZM143 109H141V110H137V111L139 112V113H138V112L136 111L137 114H135V111L133 110V111H134L133 114H134L135 116H136V115L138 116V114H139V115L141 114L140 111H142ZM156 109H158V108H156ZM192 109H193V107H192ZM208 109H209V108H208ZM0 110H1V109H0ZM11 110H12V109H11ZM11 110H10V111H11ZM17 110H16V111H17ZM43 110H44V109H43ZM43 110H42V111H43ZM46 110H47V108H46ZM46 110H44V112H45ZM49 110H50V109H49ZM83 110H84V109H83ZM94 110L97 111V110L95 109V107H94V109H92V111H93L92 113H93L94 116H95V114H97V113H94V112H95ZM108 110H109V109H108ZM110 110H111V109H110ZM124 110H125V109H124ZM135 110H136V107H135ZM148 110H149V109H148ZM202 110H203V109H202ZM16 111H15V113L18 114V115L16 114V117L19 116V113L22 114V112H23V110H22V112H21L20 110H18L19 112H16ZM36 111H37V110H36ZM47 111H48V110H47ZM50 111H52V110H50ZM61 111H62V110H61ZM74 111H75V109H74ZM99 111H101V110H99ZM102 111L105 112V111H107V109H105V111H104V109H103ZM114 111H115V110H114ZM114 111H113V113H112V110H111V113H112L111 115H114V113L117 115V113L114 112ZM117 111H121V110L118 109ZM128 111H129V110H128ZM128 111H126V112H128ZM130 111H132V109H131ZM143 111H145V110H143ZM143 111H142V112H143ZM150 111H151V110H150ZM156 111H157V110H156ZM192 111H193V110H192ZM195 111H196V109H195ZM200 111H201V110H200ZM244 111H245V110H243V112H244ZM12 112L14 113V110H13ZM12 112H11V113H12ZM44 112H42V113H44ZM71 112H72V111H71ZM75 112H78V113H79L78 110L75 111ZM146 112H147V110H146ZM146 112H145V113H146ZM151 112H152V111H151ZM174 112H175V111H174ZM174 112H173V113H174ZM181 112H182V111H181ZM203 112L205 113V112H207V110H206V111L204 110ZM241 112H242V111H241ZM241 112H240V113H241ZM46 113H47V112H46ZM46 113L43 114V116H42L43 118H44V116H45V117L47 116ZM73 113H74V112H73ZM78 113H76V114H77V117L80 116V114L78 115ZM80 113H81V112H80ZM82 113H83V111H82ZM84 113H85V112H84ZM88 113H89V110L87 111V115H88ZM90 113H91V111H90ZM106 113L108 114V111H107ZM123 113H124V111H123ZM130 113H131V112H129V113H124L123 117H124L125 115H126V117H127V116H128V117H129V116L132 117L133 114L131 113V114H132V115H131ZM207 113H208V112H207ZM246 113H247V112H246ZM49 114H50V113H49ZM51 114H54L53 111L51 112ZM63 114H64V112H63ZM68 114H69V113H68ZM74 114H75V113H74ZM74 114L71 113V116H72V115H73V116H76V115H74ZM98 114H99V113H98ZM100 114H101V113H100ZM107 114H105V115H104V114H101V116H102L101 118H103V116H106ZM128 114H130V115H128ZM168 114H169V113H168ZM188 114H190V113H187V115H188ZM241 114H242V113H241ZM248 114H249V113H248ZM248 114H246V115H248ZM38 115H39V114H38ZM54 115H55V114H54ZM81 115H82V114H81ZM84 115L86 116V113L83 114L82 116H84ZM91 115H92V114H91ZM111 115L108 114L107 117H109V116H111ZM142 115H143V113H142ZM187 115H186V116H187ZM207 115H208V114H207ZM209 115H210V114H209ZM209 115H208V116H209ZM4 116H5V115H4ZM22 116H25V115H22ZM64 116L66 117V115H64ZM64 116H63V117H64ZM67 116H68V115H67ZM73 116H72V117H73ZM85 116H84V117H85ZM120 116H121V114L119 115V117H120ZM155 116H157V115H155ZM155 116H154V118H155ZM178 116H180V115H178ZM186 116H182V117H186ZM193 116H194V115H193ZM197 116H198V114H197ZM239 116H240V115H239ZM5 117H6V116H5ZM5 117H4V119H5ZM20 117H21V116H20ZM20 117H19V118H20ZM32 117H33V115H32ZM34 117H36V116L34 115ZM34 117H33V118H34ZM39 117L42 118L41 115H39ZM63 117L61 118L62 121L65 120V118H63ZM77 117H75V118H77ZM89 117H90V115H89ZM91 117H92V116H91ZM91 117H90V119H91ZM112 117H113V116H112ZM121 117H122V116H121ZM121 117H120V118H121ZM123 117H122V118H123ZM175 117H176V113H175ZM180 117H181V116H180ZM182 117H181V119H180V121H179L180 123H181V121H182ZM191 117H192V116H191ZM206 117H207V116H206ZM210 117H211V116H210ZM244 117H245V116H244ZM249 117H250V116H249ZM21 118H23V117H21ZM21 118H20V119H21ZM25 118H26V116H25ZM25 118H24V119H25ZM58 118H59V116H58ZM66 118H67V117H66ZM85 118L89 119L87 116H86ZM85 118H84V119H85ZM92 118H93V117H92ZM132 118H133V117H132ZM132 118H130V119H132ZM164 118H165V117H164ZM173 118H174V117H173ZM195 118H196V117H195ZM34 119H35V118H34ZM36 119L39 120V119H38V116L36 117ZM36 119H35V120H36ZM63 119H64V120H63ZM71 119H72V118H71ZM71 119H70V120H71ZM94 119H95V118H94ZM127 119H128V118H127ZM136 119H137V118L135 117L133 121L136 122V123L138 122V123H137V124H138L137 126L139 127V130H142V129H144V131L147 130V131L144 132V134L146 135V138H148V137H147V133H151V131L154 132V131L156 130V129L154 130L152 127H150L151 124H148V123H147V124H148V125H147V124H146L147 121H146V122L144 121V123H142V122H141L142 119L139 120V121H138V120L136 121ZM171 119H172V118H171ZM208 119H209V118H208ZM212 119H214V118L212 117ZM219 119H220V118H219ZM2 120H3V118H2ZM2 120H0V121H2ZM21 120H22V119H21ZM31 120H32V118H31ZM31 120H30V121H31ZM37 120H36V124H37V122H40V121H37ZM58 120H60V119H58ZM96 120H97V118H96ZM146 120H148V119H146ZM161 120H162V119H161ZM161 120H159V121H161ZM174 120H176V118H175ZM188 120H189V118H188ZM209 120H211V119H209ZM221 120H222V119H221ZM236 120H237V119H236ZM236 120H234V121H236ZM255 120H256V118H255ZM4 121H5V120H4ZM24 121H25V120H24ZM30 121L28 120V122H30ZM62 121H61V122H62ZM67 121H69V117H68V118L66 119V121H64V122H67ZM99 121H100V120H99ZM114 121H115V120H114ZM124 121L127 122V121L125 120V118H124ZM128 121H129V120H128ZM130 121H131V120H130ZM130 121H129V124H130ZM148 121H150V120H148ZM164 121H165V120H164ZM177 121H178V120H177ZM177 121H176V122H177ZM212 121H213V120H212ZM214 121H215V119H214ZM218 121H219V120H218ZM240 121H241V120H240ZM253 121H254V120H253ZM34 122H35V121H33L32 124H34ZM57 122H59V121H57ZM97 122H98V121H97ZM97 122H95L96 125H97ZM118 122H119V121H118ZM139 122H141V123L139 124ZM151 122H152V119H151ZM162 122H163V120H162ZM162 122H160V123H162ZM173 122H174V121H173ZM204 122H206L205 118H204ZM207 122H208V121H207ZM249 122H250V121H249ZM254 122H255V121H254ZM3 123H4V122H3ZM22 123L26 124V123L23 122V121H22L21 123H19V126H18V127H19L20 129H21L20 124H22ZM59 123H60V122H59ZM72 123H73V122H72ZM74 123L77 125V124L80 123V121H79V123H77V121H76V122L74 121ZM74 123H73V124H74ZM91 123H92V122H91ZM91 123H90V126H91ZM114 123H116V122H114ZM120 123H121V122H120ZM131 123H133V122L131 121ZM166 123H167V122H166ZM194 123H195V122H194ZM215 123H216V125H217L218 122L215 121ZM224 123H225V122H224ZM240 123H241V122H240ZM11 124L14 125V123H11ZM29 124H30V123H29ZM53 124H54V123H53ZM75 124H74V125H75ZM84 124H86V123L84 122ZM84 124H83V126H85ZM163 124H165V123H163ZM173 124H174V123H173ZM201 124H202V123H201ZM241 124H242V123H241ZM252 124H253V122H252ZM17 125H18V122H17ZM17 125H14V126H17ZM30 125H31V124H30ZM34 125H35V124H34ZM34 125H33V126H34ZM66 125H68V124H66ZM76 125H75V129H76ZM80 125H82V123H80ZM157 125H158V124H157ZM166 125H167V124H166ZM210 125H212V124H210ZM213 125H214V124H213ZM227 125H228V124H227ZM232 125H233V124H232ZM232 125H231V126H232ZM242 125H243V124H242ZM242 125H241V126H242ZM257 125H258V124H257ZM1 126H3L2 128L5 127L4 125H1ZM8 126H9V122H8ZM11 126H12V125H11ZM14 126H13V127H14ZM21 126H23V125H21ZM25 126H26V125H25ZM31 126H32V125H31ZM33 126H32V127H33ZM36 126H37V125H36ZM59 126H60V125H59ZM59 126H58V125H56V126L54 125V128H55V127H56V128L58 127V128L60 129V127L62 126V123H61V126H60V127H59ZM83 126H82V127H83ZM90 126H89V127H90ZM104 126H105V125H104ZM104 126H103V127H104ZM192 126H194V125H192ZM202 126H203V124H202ZM239 126H240V125H239ZM245 126H246V125H245ZM13 127H12V129H13ZM32 127H31V128H32ZM38 127H39V126H38ZM38 127H37V128H38ZM43 127H44V128H47V127L49 128L50 126H47V127H46V126H43ZM43 127H42V128H43ZM65 127H66V126H65ZM65 127H62V128H63L62 131L64 130ZM79 127H80V126H79ZM82 127H81V129H82ZM92 127H93V126H92ZM94 127H96V126L94 125ZM94 127H93V128H94ZM130 127H131V126H130ZM130 127H129V128H130ZM181 127H183V126H181ZM194 127H195V129H196V125H195ZM209 127H210V126H209ZM219 127H221V126H219ZM228 127H229V126H228ZM248 127H249V126H248ZM7 128H8V127H7ZM16 128H17V127H16ZM29 128H30V126H29ZM29 128L26 127V129H29ZM37 128H36V129H37ZM39 128L41 129V127H39ZM39 128H38V130H39ZM51 128L53 129L52 126H51ZM67 128H68V127H67ZM77 128H78V126H77ZM84 128H85V127H83L82 130L85 131L86 129H84ZM86 128H87V127H86ZM90 128H91V127H90ZM96 128H97V127H96ZM108 128H109V127H108ZM150 128H151V129H150ZM188 128H189V127H188ZM210 128H211V127H210ZM223 128L225 129V131L228 129L229 132H232V134H231L230 136L234 137V135H233V131H232L231 129H229V128L226 129V127H224V126H223ZM240 128H241V127H240ZM240 128H239V129H240ZM14 129H15V127H14ZM14 129H13V130H14ZM22 129H25V128L22 127ZM26 129H25V130H26ZM52 129L48 130L49 133H51L52 131H54V129H53V130H52ZM73 129H74V127H73ZM81 129H80V130H81ZM88 129H89V128H88ZM91 129H92V128H91ZM91 129H90V130H91ZM102 129H103V128H102ZM134 129H135V127H134ZM152 129H153V130H152ZM206 129H207V128H206ZM219 129H221V128H219ZM235 129H236V128H235ZM235 129H234V131H235ZM251 129H252V128H251ZM15 130H16V129H15ZM15 130L13 131V132H14V135H15V134L17 135L18 133H16ZM43 130H44V129H43ZM45 130H46V129H45ZM45 130H44V132H45ZM55 130H56V129H55ZM71 130H72V127L70 128V131H71ZM76 130H77V129H76ZM76 130H75V131H76ZM92 130H93V129H92ZM92 130H91V131H92ZM96 130H99V128H97ZM164 130H165V128H164ZM177 130H178V129H176V131H177ZM184 130H185V129H184ZM201 130H202V129H201ZM201 130H199V131H201ZM207 130H209V129H207ZM244 130H245V129H244ZM252 130H253V129H252ZM6 131H7V130H6ZM8 131H9V130H8ZM8 131H7V132H8ZM10 131H12V130H10ZM32 131H33V129H32ZM67 131H68V130H67ZM67 131L65 130V133H66ZM73 131H74V130H73ZM101 131H103V130H101ZM157 131H158V130H157ZM160 131H162V129H161ZM160 131H159V132H160ZM165 131H166V130H165ZM165 131H162V133L164 134ZM179 131H180V130H179ZM179 131H178V132H179ZM181 131H183V130H181ZM219 131H220V130H219ZM46 132H47V130H46ZM46 132H45V133H46ZM57 132H58V130H57ZM71 132H72V131H71ZM77 132H78V130H77ZM77 132H76V133H77ZM88 132H89V130H88ZM94 132H95V130H94ZM96 132H98V131H96ZM96 132H95V133H96ZM124 132H125V130H124ZM129 132H131L132 135H135V134L138 132L137 134L139 135V133H140L141 131H136V132H135V130H133V129L131 128ZM142 132H143V130H142ZM167 132H168V131H167ZM5 133H6V132H5ZM11 133H12V132H11ZM11 133H9V135H10ZM21 133H22V132L20 131V134H21ZM41 133H42V132H41ZM41 133H40V132L37 133V130H36V133H35V131H34V134H36V136H34L33 138L35 139V137L39 136V134L41 135ZM49 133L47 132V134H48V136H49V138H50V135H51V134L53 135V133H51L50 135H49ZM58 133H59V132H58ZM92 133H93V131H92ZM95 133H94V134H95ZM98 133H100V132H98ZM98 133H97V134H98ZM192 133H193V132H192ZM192 133H191V134H192ZM195 133H197V132H195ZM227 133H228V132H227ZM37 134H38V135H37ZM47 134H45V135H47ZM54 134H55V133H54ZM71 134H72V133H71ZM73 134H74V133H73ZM73 134H72V136H73ZM78 134H79V133H78ZM80 134H81V133H80ZM85 134H88V133H87V132H83V135H85ZM94 134H92V135H94ZM125 134H127V133L125 132ZM131 134L128 133L129 137H131V136H130ZM141 134H142V133H141ZM141 134H140V135H141ZM144 134H143V135H144ZM165 134H166V132H165ZM168 134H169V133H168ZM170 134H171V132H170ZM170 134H169V135H170ZM172 134H173V135H176V136L178 135V134H174V133H172ZM172 134H171V135H172ZM191 134H190V135H191ZM218 134H219V133H218ZM246 134H247V133H246ZM52 135H51V136H52ZM92 135H91V136H92ZM113 135H114V134H113ZM155 135H156V133H155ZM160 135H161V134H160ZM169 135H167V136H169ZM182 135H183V140L186 139L187 135H186V137H184V134H181V135L179 134V136H181V138H182ZM196 135H197V134H196ZM212 135H213V134H212ZM1 136H3V135H1ZM1 136H0V137H1ZM56 136H57V135H56ZM56 136H55V137H56ZM69 136H70V135H69ZM86 136H87V135H86ZM89 136H90V134H89L87 137H89ZM108 136H110V134H109ZM115 136H116V134H115ZM157 136H158V135H157ZM165 136H166V135H165ZM167 136H166V137H167ZM188 136H189V135H188ZM213 136H214V135H213ZM218 136H219V135H218ZM223 136H224V135H223ZM253 136H254V135H253ZM253 136H252V137H253ZM31 137H32V136H31ZM73 137H74V136H73ZM78 137H79V136H78ZM80 137H83V136L80 135ZM112 137H114V136H112ZM140 137H142V136H140ZM192 137H193V136H192ZM228 137H229V136H228ZM33 138H32V140H33ZM44 138H45V137H44ZM120 138H121V137H120ZM131 138H132V137H131ZM169 138H171V136H169ZM172 138H174V137L172 136ZM176 138H177V137H175V139H176ZM181 138H180V139H181ZM189 138H190V137H187V140H190ZM199 138H200V137H199ZM214 138H215V136H214ZM217 138H219V137H217ZM220 138H221V137H220ZM4 139H5V138H4ZM36 139H37V138H36ZM36 139H35V140H36ZM72 139H73V138H70L69 141L72 140ZM87 139H88V138H87ZM87 139H85V140H87ZM92 139H93V141H94V139H95V135H94V137L92 136ZM92 139H91V137H90V140H92ZM163 139H164V138H163ZM177 139H179V138H177ZM180 139H179V140H180ZM193 139H194V138H193ZM195 139H196V138H195ZM195 139H194V140L191 139V140L194 141V142H193V145H194V143L197 145V147H198L197 149L199 150V154H200V156H203V157H209L211 154H210V151L206 148V145H205V142H206V141L203 142L202 140L199 141V140H197V139L195 140ZM201 139H202V138H201ZM203 139H205V138H203ZM221 139H222V138H221ZM2 140H3V139H2ZM2 140H1V138H0V141H2ZM38 140H39V138H38ZM63 140H64V139H63ZM73 140H74V139H73ZM75 140H76V139H75ZM75 140H74V142H75ZM97 140L100 141L99 139H97ZM158 140H161V138H159ZM191 140H190V141H191ZM211 140H212V139H211ZM217 140H218V139H217ZM14 141H17V139H15ZM18 141H19V139H18ZM18 141H17V142H18ZM45 141H46V140H45ZM47 141H48V140H47ZM51 141H52V140H51ZM69 141H68V142H69ZM102 141H103V140H102ZM166 141H167V140H166ZM228 141H229V140H228ZM253 141H254V138H253L252 142H253ZM41 142H42V141H41ZM49 142H50V140H49ZM53 142H54V141H53ZM53 142H51V143L53 144ZM71 142H72V144H73V141H70L69 143H71ZM87 142H88V140L86 141V143H87ZM119 142H120V141H119ZM119 142H117V143H119ZM168 142H169V141H168ZM179 142H180V141H179ZM182 142H183V141H182ZM184 142H185V141H184ZM34 143H35V142H34ZM59 143H60V142H59ZM61 143L64 144L65 142L62 141ZM69 143L67 144V142H66L64 145L67 144V146H68ZM95 143H96V142H95ZM100 143H101V142H100ZM100 143H98V144H99V145H102V144L104 145V144H105L104 141H103V143H101V144H100ZM111 143H112V142H111ZM190 143H192V142H190ZM244 143H245V142H244ZM2 144L4 145V142H2ZM2 144H1V145H2ZM16 144H17V143H16ZM16 144H13V146L16 145ZM30 144H32L31 141H30V143H29V147H30ZM43 144H45V143H43ZM47 144H48V142H47ZM52 144H50V146H51ZM55 144H56V143H55ZM55 144H53V145H55ZM76 144H77V143H76ZM89 144H90V145H89ZM98 144H96V146H97ZM106 144H107V143H106ZM106 144H105V146H106ZM108 144H109V143H108ZM181 144H182V143H181ZM185 144H186V143H185ZM208 144H209V143H208ZM232 144H233V143H232ZM3 145H2V146H3ZM6 145H7V146H10V145H8V144H6ZM11 145H12V144H11ZM40 145H41V144H40ZM40 145H39V144L37 145V143H36V147L39 148ZM87 145H88V146H91V147H89V149H90V148H91V149L94 148V147H92L91 142H89L88 144H86V146H87ZM94 145H95V144H94ZM103 145H102V146H103ZM117 145H118V144H117ZM119 145H120V144H119ZM127 145H129V144H127ZM151 145H152V144H151ZM250 145H251V143L248 142V143H245L244 145L240 146L239 156H238V158L236 157L237 159H239V160L241 161V164H242L243 166H244L245 164H247L248 160H250V157H251V154H250V151H249ZM21 146H22V145H21ZM27 146H28V144H27ZM67 146H65L64 148L67 149V148L69 147V146H68V147H67ZM71 146H72V148H73V145H71ZM74 146H75V145H74ZM96 146H95V147H96ZM105 146H104V147H105ZM115 146H116V145H115ZM132 146H133V145H132ZM139 146H141V145H139ZM144 146H146V145L144 144V145H143V148H144ZM182 146H185V145L182 144ZM25 147H26V144H25ZM41 147H42V146H41ZM41 147H40V148H41ZM61 147H63V145H62ZM66 147H67V148H66ZM107 147H108V146H107ZM112 147H113V146H112ZM121 147H122V146H121ZM125 147H126V146H125ZM133 147H134V150H135V149H136V148H135V145H134ZM176 147H178V146H176ZM220 147H221V146H220ZM40 148H39V149H40ZM50 148H51V147L48 148V146H47V147H46V150H47V149L49 150ZM64 148H62V149H64ZM74 148H75V147H74ZM79 148H80V147H79ZM105 148H106V147H105ZM108 148H109V147H108ZM119 148H120V147H119ZM130 148H131V147H130ZM157 148H158V147H157ZM162 148H163V147H162ZM164 148H165V147H164ZM179 148H180V147H179ZM9 149H10V148H9ZM16 149H17V147H16ZM18 149H19V148H18ZM26 149H27V148H26ZM26 149H25V151H26ZM31 149H32V148H31ZM35 149L37 150V148H35ZM42 149H44V148H42ZM51 149H53V148H51ZM91 149H90V150H91ZM114 149H115V148H114ZM132 149H133V148H132ZM138 149H139V148H137V150H138ZM141 149H142V147H141ZM144 149H145V148H144ZM148 149H149V148H148ZM148 149H147V150H148ZM150 149H151V148H150ZM152 149H153V148H152ZM154 149H155V148H154ZM154 149H153L152 151H154ZM183 149H184V148H183ZM259 149H260V148H259ZM68 150H69V149H68ZM71 150H72V149H71ZM95 150H96V149H92V151L96 152L97 150H96V151H95ZM106 150H107V149H106ZM110 150H111V149H110ZM110 150H108V151H110ZM129 150H130V149H129ZM161 150H162V149H161ZM161 150H160V151H161ZM14 151H15V150H14ZM18 151H19V150H18ZM20 151H21V150H20ZM27 151H28V150H27ZM30 151H32V150H30ZM34 151H35V150H34ZM66 151H67V150H64V151L62 150L61 152H66ZM69 151H70V150H69ZM81 151H83V150H81ZM92 151H90V152H92ZM132 151H133V150H132ZM166 151H167V150H166ZM168 151H169V150H168ZM181 151H182V150H181ZM194 151H195V150H194ZM215 151H216V150H215ZM12 152H13V151H12ZM12 152H11L10 154H12ZM55 152H56V151H55ZM55 152H54V153H55ZM67 152H68V151H67ZM67 152H66V154H67ZM71 152H74V150H72ZM71 152H68V155H70ZM90 152H88V153L90 154ZM149 152H150V151H149ZM164 152H165V151H164ZM178 152H179L178 154H180V151H178ZM32 153L34 154V152H32ZM44 153H45V152H44ZM85 153H86V152H85ZM99 153H101V152H99ZM99 153H97V154L95 153V154L93 155V152H92L91 154L97 158V157L99 156ZM102 153H103V152H102ZM102 153H101V155H102ZM125 153H126V152H125ZM153 153H154V152H153ZM194 153H195V152H194ZM7 154H8V153H7ZM49 154H50V153H49ZM56 154H58V151L55 153V156H54V157L57 156ZM63 154H64V153H63ZM111 154H112V153H111ZM111 154H110V155H111ZM154 154H155V153H154ZM162 154H165V153H162ZM184 154H185V153H184ZM35 155H37V154H35ZM64 155H65V154H64ZM71 155H72V154H71ZM71 155H70V156H71ZM85 155H86V154H85ZM96 155H98V156H96ZM104 155H105V152H104ZM104 155H103V157H104ZM126 155H127V154H126ZM168 155H169V154H168ZM171 155H172V154H171ZM174 155H175V154H174ZM14 156H15V155H14ZM44 156H45V155H44ZM58 156H61V154H60V155L58 154ZM70 156H69V157H70ZM83 156H84V155H83ZM83 156H82V157H83ZM88 156H89V155H88ZM88 156H87V157H88ZM189 156H190V155H189ZM194 156H195V155H194ZM194 156H193V157H194ZM252 156H253V155H252ZM48 157H49V156H48ZM50 157H51V156H50ZM64 157H65V156H63L62 158H64ZM87 157H85V158H87ZM89 157L92 158V156H89ZM100 157H101V156H100ZM100 157H99V158H100ZM108 157H109V160L111 161L109 155H108ZM166 157H167V155H166ZM168 157H169V156H168ZM57 158H58V157H57ZM62 158H60V159H62ZM91 158H90V159H91ZM101 158H102V157H101ZM101 158H100V159H101ZM175 158H177V157H175ZM182 158H184V159H182V161H183V160L185 161V157L183 156ZM199 158H200V157H199ZM6 159H8L7 156H6ZM6 159H5L6 162H7V161H10V162H11V160H6ZM64 159H65V158H64ZM71 159H72V158H71ZM74 159H75V158H74ZM88 159H89V158H88ZM104 159H106V158L104 157ZM113 159H114V158H112V160H113ZM153 159H154V158H153ZM159 159H160V160H164V157H163V155L161 156V155L159 154V152H156V155H155V161H158ZM165 159H166V158H165ZM169 159H171V157H170ZM172 159H173V157H172ZM14 160H15V159H14ZM16 160H17V159H16ZM18 160H20V159L18 158ZM62 160H63V159H62ZM83 160H85V159H83ZM91 160H92V159H91ZM94 160H95V159H94ZM96 160L98 161L99 159H96ZM96 160H95V162H96ZM101 160H103V159H101ZM107 160H108V158H107ZM120 160H121V159H120ZM180 160H181V158H179L178 161H180ZM187 160H188V157H187ZM251 160H252V159H251ZM20 161L22 162V159H21ZM52 161H53V160H52ZM67 161H68V160H67ZM104 161H105V160H104ZM117 161H118V160H117ZM170 161H171V160H170ZM174 161H175V159H174ZM188 161H190V160H188ZM216 161H217V160H216ZM253 161H255V160H253ZM6 162H3V161H2V163H6ZM14 162H16V161H14ZM17 162H19V161H17ZM21 162H20L19 164H21ZM26 162H27V161H26ZM28 162H29V161H28ZM32 162H33V161H32ZM32 162H31V163H32ZM56 162H57V161H56ZM78 162H79V161H78ZM89 162H90V161H89ZM89 162H87V163H89ZM91 162H92V161H91ZM98 162H99V161H98ZM122 162H123V161H122ZM142 162H143V161H142ZM158 162H160V161H158ZM175 162H177V159H176ZM194 162H195V161H194ZM197 162H198V161H197ZM249 162H250V161H249ZM0 163H1V162H0ZM7 163H8V162H7ZM38 163H39V162H38ZM60 163H61V162H60ZM63 163H64V162H63ZM70 163H72V161H70ZM92 163H93V162H92ZM92 163H91V164H92ZM102 163H103V161H102ZM114 163L116 164L117 162H115V160H114ZM127 163H128V162H127ZM127 163H126V165H122V163H121V165H119V164H118V165H119L120 167H121V166H123V167L125 166V168H126V166L128 165ZM136 163H137V162H136ZM136 163H134V164H136ZM179 163H180V162H179ZM183 163H184V162H183ZM186 163H187V162H185L184 164H186ZM189 163H190V162H189ZM237 163H238V162H237ZM250 163H251V165H253L252 162H250ZM12 164H13V163H12ZM19 164H18V165H19ZM27 164H28V163H27ZM54 164H55V162H54L52 165H51V164H50V165H51V166H54ZM80 164H81V163H80ZM89 164H90V163H89ZM110 164H111V163H110ZM134 164H133V165H134ZM156 164H157V163H156ZM170 164H171V163H170ZM173 164H174V163H173ZM255 164H256V163H255ZM255 164H254V165H255ZM6 165H7L6 167H8V169H11V168H12V167H10V165H8V164H6ZM31 165H32V164H31ZM48 165H49V164H48ZM92 165H93V164H92ZM95 165H96V163H95ZM118 165H116V166H118ZM157 165H158V164H157ZM188 165H189V164H188ZM191 165H193V164H191ZM194 165H195V166H194L195 169L198 170V172H199L201 175H203V176H201V178L203 177L202 180H201V182H202L201 184H203L202 186H204V187L206 188V191H207V190H210V189H208L209 187H214V188H216V187H224L226 190H229V189H230V188H228V185L224 184V182H222V181L218 178V171H217L216 165H215V163H214L213 161H209L210 172H209L208 175H207V172L205 171V168L203 167L202 164H198V165L194 164ZM219 165H220V164H219ZM238 165H239V164H238ZM248 165H249V164H248ZM254 165H253V166H254ZM257 165H258V164H257ZM2 166H3V165H2ZM2 166H1V167H2ZM11 166H12V165H11ZM57 166H58V165L55 164V167H54V168H55L56 170H57ZM65 166H67V165H65ZM96 166H97V165H96ZM96 166L93 167V168L95 169ZM119 166H118V167H119ZM130 166H132V163L130 164ZM185 166H186V168L188 167L187 165H185ZM220 166H221V165H220ZM243 166H240V165H239V169H238V170L240 171V167L243 168ZM36 167H37V166H36ZM46 167H48V166H46ZM46 167H45V169H46ZM77 167H78V166H77ZM91 167H92V166H91ZM113 167H114V166H113ZM127 167H128V166H127ZM169 167H170V166H169ZM178 167H179V166H178ZM237 167H238V166H237ZM257 167H258V166H257ZM2 168L5 169L4 167H2ZM19 168H20V167H19ZM40 168H41V167H40ZM50 168H51V167H50ZM69 168H70V166L68 167V169H69ZM93 168H92V171H93ZM121 168H122V167H121ZM130 168H131V167H130ZM134 168H136V167L134 166ZM171 168H172V167H171ZM175 168H176V167H175ZM249 168H250V166H249ZM249 168H248V169H249ZM0 169H1V168H0ZM3 169H2V170H3ZM6 169H7V168H6ZM6 169H5V170H6ZM8 169H7V170H8ZM12 169H13V168H12ZM12 169H11V170H12ZM30 169H31V168H30ZM30 169H29V170H30ZM33 169H34V168H33ZM45 169H44V170L42 169L43 172H45ZM58 169H59V168H58ZM63 169H66V168H63ZM159 169H160V167H159ZM2 170H1V171H2ZM7 170H6V171H7ZM11 170H10V171H11ZM21 170H22V168L19 169V171H20L19 174H20V175L23 174V173H22L23 170H22V171H21ZM34 170H35V169H34ZM49 170H50V169H47V171H49ZM51 170H52V169H51ZM60 170H61V169H59V171H60ZM66 170H67V169H66ZM66 170H65L64 172H66ZM86 170L89 171L88 169H86ZM99 170H100V169H99ZM110 170H112V169H110ZM169 170H170V169H169ZM169 170H168V173H169ZM187 170H188V168H187ZM193 170H194V169H192V171H193ZM196 170H195V171H196ZM229 170H232V169H229ZM243 170H244V172H245V169H244V168H243ZM246 170H247V169H246ZM1 171H0V172H1ZM12 171H13V170H12ZM15 171H17V169H16ZM15 171H14V172H15ZM40 171H41V170H40ZM47 171H46V172H47ZM59 171H58V173H59ZM62 171H63V170H62ZM62 171H61V172H62ZM69 171H71V170H69ZM90 171H91V170H90ZM90 171H89L88 173H90ZM97 171H98V170H97ZM147 171H148V170H147ZM155 171H156V170H155ZM227 171H228V170H227ZM232 171H233V170H232ZM4 172H5V171H3L2 173H4ZM14 172H12V175H13ZM33 172H34V171H33ZM46 172H45V173H46ZM61 172H60V173H61ZM64 172H62V173H64ZM67 172H68V170H67ZM73 172H74V171H73ZM94 172H95V171H94ZM94 172H93V173H94ZM109 172H110V171H109ZM148 172H149V171H148ZM166 172H167V171H166ZM171 172H172V171H171ZM182 172H183V171H182ZM233 172H234V171H233ZM254 172H255V171H254ZM2 173H1V174H2ZM25 173H26V172H25ZM41 173H42V172H41ZM58 173H57V174H58ZM62 173H61V174H62ZM69 173H70V172H69ZM88 173H87V174H88ZM106 173H108V172H106ZM122 173H124V172H122ZM159 173H160V172H158L157 174H159ZM234 173H235V172H234ZM238 173H239V172H238ZM242 173H243V171H242ZM257 173H259V172H257ZM257 173H255V174H257ZM4 174H5V173H4ZM14 174L16 175V173H14ZM17 174H18V171H17ZM19 174H18V176H14V175H13V176H14V179H17V178H15V177H18V179H20ZM46 174H47V173H46ZM50 174H51V173H50ZM53 174H54V173H53ZM53 174H51L50 176H52ZM66 174H67V173H65V174H63V175H66ZM87 174H86V176H87ZM135 174H136V173H135ZM148 174H149V173H148ZM162 174H165V172H163ZM190 174H191V173H190ZM6 175H7V174H6ZM24 175H25V174H24ZM33 175H34V174H33ZM41 175H42V174H41ZM43 175H44V174H43ZM47 175H48V174H47ZM47 175H46V176H47ZM54 175H56V174H54ZM69 175H70V174H68V176H69ZM74 175H75V174H74ZM77 175H78V174H77ZM81 175H84V174H81ZM88 175L90 176V178L93 176V177H92V178H94L93 180L90 179V178H89V179L92 180V181H94V180L96 179V177L98 176V172H97V176H96V177H94V175H96V172H95L94 175H93V174H91V175L88 174ZM111 175H112V173H111ZM111 175H110V176H111ZM182 175L185 176L184 172H183ZM188 175H189V174H188ZM238 175H242V174H238ZM245 175H246V173H245ZM10 176H11V175H10ZM30 176H31V175H30ZM56 176H57V175H56ZM72 176H73V175H71V176H69V177H71L72 179L75 178V177H72ZM75 176H76V175H75ZM89 176H88V177H89ZM102 176H103V175H102ZM107 176H108V175L106 174V177H107ZM113 176H114V175H113ZM138 176H139V175H138ZM141 176H142V175H141ZM147 176H148V175H147ZM147 176H146V178H147ZM149 176H150V175H149ZM178 176H179V175H178ZM186 176H187V175H186ZM192 176H193V175H192ZM243 176H244V173H243ZM247 176H248V175H247ZM249 176H250V175H249ZM254 176H256V175H253V178H254ZM11 177H12V176H11ZM11 177H9V178H11ZM22 177H23V175H22ZM31 177H32V176H31ZM48 177H49V176H48ZM66 177H67V176H66ZM69 177H68V178H69ZM77 177H78V176H77ZM81 177H82V176H81ZM106 177H105V178H106ZM181 177H182V176H181ZM235 177H236V175H235ZM256 177H258V176H256ZM24 178H25V176H24ZM53 178H54V177H53ZM57 178H58V177H57ZM57 178L55 177V179H57ZM59 178H61V175H59ZM59 178H58V180H59ZM64 178H65V176H64L62 179H60V182H63L62 180H63ZM71 178H69V179L71 180ZM84 178H85V176H84ZM116 178H117V177H116ZM161 178L165 179L166 177H161ZM201 178H200V179H201ZM226 178H227V177H226ZM236 178H237V177H236ZM242 178H243V177H242ZM250 178L253 179L252 177H250ZM22 179H23V178H22ZM22 179H21V180H22ZM31 179H32V178H31ZM33 179H34V178H33ZM45 179H46V178H45ZM85 179H86V178H85ZM100 179H101V177H100ZM158 179H159V178H158ZM178 179H179V178H178ZM227 179H229V178H227ZM231 179H232V178H231ZM4 180H5V179H4ZM6 180H7V179H6ZM11 180H12V178H11ZM21 180H20V181H21ZM50 180H52V179H50ZM58 180H56V182H57ZM67 180H68V179H66L65 181H67ZM77 180H78V179H77ZM82 180H84V179L82 178ZM97 180H98V177H97ZM97 180H96V181H97ZM109 180H111V179L109 178ZM161 180H162V179H161ZM195 180H196V178H195ZM235 180H236V179H235ZM238 180H239V179H238ZM238 180H236V181H238ZM255 180H256V179H255ZM12 181H13V180H12ZM12 181H11V182L9 181V183L12 184ZM18 181H19V180H18ZM36 181H37V180H36ZM42 181H43V179H42ZM42 181H41V182H42ZM48 181H49V179H48ZM71 181H72V180H71ZM73 181H74V185L76 186V184H77L78 182L76 183L74 179H73ZM78 181H79V180H78ZM197 181H198V180H197ZM225 181H226V180H225ZM239 181H240V180H239ZM251 181H252V180H251ZM262 181H264L263 178H262ZM13 182H15V181H13ZM16 182H17V180H16ZM16 182L13 183L12 186H18L17 184H20V183H16ZM37 182H38V181H37ZM52 182H55V180H52ZM52 182L49 181V183H52ZM86 182H87V180H86ZM198 182H199V181H198ZM198 182H197V183H198ZM227 182H228V181H227ZM255 182H256V181H255ZM2 183H3V180H2ZM9 183H8V180H7V183H6V184H9ZM32 183H33V182H32ZM83 183H84V182H83ZM134 183H135V182H134ZM151 183H152V182H151ZM169 183H171V182H169ZM192 183H193V182H192ZM228 183H229V182H228ZM232 183H233V181H232ZM251 183H252V182H251ZM253 183H254V182H253ZM14 184H16V185H14ZM43 184H44V182H43ZM52 184H53V187L51 186ZM52 184H49V186L53 188V189H52V191H53L55 187H54V183H52ZM65 184H66V183L61 184V185H63V186H69V188H70V185H68V184H69V180H68L67 184H66V185H65ZM70 184H73V182H71ZM98 184H100V183H98ZM137 184H138V183H136L135 185H137ZM175 184H176V183H175ZM198 184H199V183H198ZM261 184L263 185V183H261ZM44 185H45V184H44ZM46 185H47V184H46ZM57 185H58V184H57ZM88 185H89V182H88ZM101 185H103V184H101ZM135 185H134V186H135ZM144 185H145V184H144ZM170 185H172V184H170ZM238 185H239V184H238ZM241 185H242V184H241ZM253 185L255 186V184H253ZM36 186H37V185H36ZM36 186H35V187H36ZM55 186H56V185H55ZM72 186H73V185H72ZM72 186H71V188H72ZM99 186H100V185H99ZM114 186H115V185H114ZM146 186H147V185H146ZM174 186H176V185H174ZM202 186H201V187H202ZM234 186H235V185H234ZM239 186H240V185H239ZM254 186H253V187H254ZM7 187H8V188H7ZM7 187L5 186V191H7V189L11 190V189H10V188H11L10 186L7 185ZM31 187H32V186H31ZM56 187H57V186H56ZM115 187H116V186H115ZM196 187H197V186H196ZM263 187H264V186H263ZM0 188L2 189L1 186H0ZM3 188H4V186H3ZM6 188H7V189H6ZM19 188H20V187H19ZM19 188H18V189H19ZM37 188H38V187H37ZM90 188H91V187H90ZM90 188H89V190H90ZM120 188H121V187H120ZM127 188H129V187H127ZM147 188H148V187H147ZM150 188H151V187H150ZM192 188H193V187H192ZM202 188H203V187H202ZM35 189H36V188H35ZM72 189H74V188H72ZM91 189H92V188H91ZM241 189H243V188H241ZM93 190H95V189H93ZM105 190H106V189H105ZM115 190H117V189H115ZM125 190H126V189H125ZM193 190H194V189H193ZM198 190H199V189H198ZM212 190H213V189H212ZM236 190H237V189H236ZM251 190H252V189H251ZM255 190H257V189H255ZM260 190H261V189H260ZM39 191H40V189H39ZM58 191H59V190H58ZM63 191H64V190H63ZM68 191H69V189H68ZM103 191H104V190H103ZM103 191H102V192H103ZM112 191H114V189H113ZM137 191H138V190H137ZM137 191H136V192H137ZM139 191H140V190H139ZM201 191H202V190H201ZM214 191H215V190H214ZM220 191H221V190H220ZM240 191H241V190H240ZM240 191H239V193H240ZM245 191H246V190H245ZM1 192H2V190H1ZM16 192H17V190H16ZM16 192H13V193H12V190H11V193H12V194H15ZM56 192H57V191H56ZM59 192H60V191H59ZM69 192H70V191H69ZM91 192H92V191H91ZM97 192H98V191H96L95 193L97 194ZM99 192H101V191H99ZM107 192H108V191H107ZM199 192H200V191H199ZM199 192H198V193H199ZM207 192H208V191H207ZM209 192H211V191H209ZM212 192H213V191H212ZM222 192H223V191H222ZM252 192H253V190H252ZM5 193H6V192H5ZM11 193H10V194H11ZM28 193H29V192H28ZM28 193H27V194H28ZM72 193H74V192H71V194H72ZM84 193H85V192H84ZM92 193H93V192H92ZM103 193H104V192H103ZM109 193H110V192H109ZM112 193H113V192H112ZM120 193H122V192H120ZM141 193H142V192H141ZM227 193H229V192L226 191V194H227ZM0 194H1V193H0ZM7 194H8V193H7ZM30 194H31V193H30ZM40 194H42V191H40ZM52 194H53V193H52ZM96 194H95V195H96ZM99 194H101V193H99ZM105 194H106V193H105ZM105 194H103V195H105ZM137 194H138V193H137ZM199 194H200V193H199ZM210 194H211V193H210ZM249 194H251V193L249 192ZM249 194H248L247 196H249ZM1 195H2V194H1ZM8 195H9V194H8ZM18 195H19V194H18ZM22 195H23V193H22ZM32 195H33V194H32ZM32 195H31V197H32ZM54 195H55V193H54ZM93 195H94V194H93ZM97 195H98V194H97ZM103 195H102V196H103ZM106 195H109V194H106ZM133 195H134V194H133ZM141 195H142V194H141ZM160 195H161V194H160ZM211 195H212V194H211ZM211 195H209V198H210ZM227 195H228V194H227ZM253 195H254V194H253ZM263 195H264V194H263ZM6 196H7V195H6ZM12 196H14V195H12ZM12 196H11V199H10V200H8V198H9L10 196H9L8 198H7V197H5V198L2 197V198H0V202H1L2 199H3V200H4V199H7V202H9V204H10L11 200H12V202H13V201H16V199H14V197L12 198ZM40 196H41V195H40ZM51 196H52L51 200L54 199V198H53V195H51ZM90 196H92V195L89 194L88 197L91 198ZM99 196H100V195H99ZM102 196H101V198H102ZM112 196H113V194L111 195V197H112ZM134 196H135V195H134ZM175 196H176V195H175ZM183 196H184V195H183ZM229 196H230V195H229ZM229 196H228V197H229ZM243 196H244V195H243ZM243 196H241V197H243ZM247 196H246V197H247ZM15 197H16V196H15ZM17 197H18V196H17ZM22 197H23V196H22ZM31 197H30V198H31ZM43 197H44V196H43ZM59 197H61V196H59ZM80 197H81V196H80ZM108 197H110V196H108ZM116 197L118 198L119 196H116ZM116 197L114 196L113 199H115ZM141 197H142V196H141ZM141 197H140V198H141ZM154 197H156V196H154ZM157 197H158V196H157ZM239 197H240V196H239ZM20 198H21V197L19 196V198H18L19 201H18V200H17V201H18L19 203H21V204H22V203L24 204V202L26 203V201L29 200L28 195H27V198H26V199H28V200H25L24 202H23L24 197H23V199H21L22 202H20ZM158 198H160V197H158ZM158 198H157V200L160 201V200H162L164 197H163L162 199H158ZM177 198H179V197L177 196ZM191 198H192V197H191ZM191 198H189V199H191ZM13 199H14V200H13ZM33 199H34V197H33ZM33 199H31V201H32ZM37 199H38V197H37ZM41 199H43V198H40V200H41ZM74 199H75V198H74ZM118 199H119V198H118ZM126 199H127V198H126ZM129 199H130V198H129ZM133 199H134V198H133ZM148 199H152V198L149 197ZM154 199L156 200V198H154ZM168 199H169V197H168ZM168 199H167V200H168ZM218 199H219V198H218ZM218 199H217V200H218ZM236 199H238V198H236ZM35 200H36V196H35ZM35 200H34V201H35ZM68 200H69V199H68ZM68 200H67V202H66V200H65L64 205H65L66 203H70V204H72V203H71V202H72L71 200H73V199L69 200V201H71V202H68ZM115 200H116V199H115ZM143 200H144V199H143ZM155 200H154V201H155ZM157 200H156V201H157ZM163 200H164V199H163ZM169 200H172V199H169ZM175 200H176V199H175ZM220 200H221V199H220ZM251 200H252V198H251ZM4 201H5V200H4ZM31 201H29V202H31ZM43 201H44V204H45V203H46L45 200H41L40 202H43ZM49 201H50V200H49ZM54 201H55V199H54ZM54 201L49 202L48 205L52 204ZM134 201H135V200H134ZM173 201H174V200H173ZM177 201H178V200H177ZM177 201H176V202H177ZM232 201H233V200H232ZM238 201H239V200H238ZM262 201H264V200H262ZM262 201H261V202H262ZM12 202H11V207H12V205L14 204V203H12ZM29 202L26 203V204L28 205V208L26 207L27 210H29V209L31 208V206L29 207V205H30V204H28ZM36 202H37V201H36ZM47 202H48V200H47ZM55 202H56V201H55ZM57 202L60 203V201H57ZM128 202H129V201H128ZM163 202H164V203H165V202L170 203L169 201H166V199H165V201H163ZM176 202H173V204H172V203H170V204H171V205H174V203H175V205H176ZM178 202L180 203V201H178ZM178 202H177V203H178ZM181 202H183V200H182ZM218 202H219V201H218ZM248 202H249V201H248ZM255 202H256V201H255ZM38 203H39V199H38ZM61 203H62V200H61ZM76 203H77V201H76ZM76 203H74V205H75ZM79 203H81V201H80ZM82 203H83V202H82ZM88 203H89V202H88ZM113 203H114V202H113ZM119 203H120V202H119ZM137 203H138V201H137ZM141 203H142V202H141ZM141 203H140V204H141ZM159 203H162V201L159 202ZM179 203H178V204H179ZM211 203H212V202H211ZM222 203H223V202H222ZM9 204H8V205H9ZM31 204H32V203H31ZM41 204H42V203H41ZM56 204H57V203H56ZM126 204H127V202H126ZM132 204L135 205L134 203H132ZM143 204H144V203H143ZM143 204H142V205H143ZM145 204H146V203H145ZM166 204H167V203H166ZM178 204H177V205H178ZM220 204H221V203H220ZM263 204H264V202H263ZM263 204H262V207H263ZM24 205H25V204H24ZM36 205H37V204H36ZM52 205H55V203H53ZM52 205H51V206H52ZM67 205H68V204H67ZM87 205H88V204H87ZM111 205H112V204H111ZM133 205H132V206H133ZM137 205H139V203H138ZM213 205H214V204H213ZM222 205H223V204H222ZM25 206H26V205H25ZM51 206H50V207H51ZM71 206H72V205H71ZM88 206H90V205H88ZM139 206H140V205H139ZM145 206H146V205H145ZM209 206H210V205H209ZM223 206H224V205H223ZM231 206H232V205H231ZM13 207H14V205H13ZM45 207H46V206H45ZM52 207H53V206H52ZM54 207H55V206H54ZM58 207H59V206H58ZM74 207H75V206H74ZM136 207H138V206H136ZM136 207H135V208H136ZM142 207H143V206H142ZM146 207H147V206H146ZM167 207H168V206H167ZM190 207H191V206H189V208H190ZM195 207H196V206H195ZM210 207H211V206H210ZM210 207H209V208H210ZM8 208H9V206H8ZM16 208H17V207H16ZM40 208H41V207H40ZM40 208H39V209H40ZM62 208H63V207H62ZM79 208H80V207H79ZM82 208H83V207H82ZM91 208H92V207H91ZM126 208H127V207H126ZM131 208H132V207L129 206V210H130ZM138 208H139V207H138ZM175 208H176V206H175ZM177 208H178V206H177ZM179 208H180V207H179ZM181 208H182V207H181ZM229 208H230V207H229ZM9 209H11V208H9ZM34 209H35V208H34ZM39 209H38V210H39ZM52 209H53V208H52ZM60 209H61V208H60ZM89 209H90V208H89ZM92 209H93V208H92ZM108 209H109V208H108ZM121 209H122V208H121ZM168 209H169V208H168ZM168 209H167V211H168ZM2 210H3V209H2ZM19 210H20V209H19ZM124 210H125V209H124ZM132 210H133V209H132ZM138 210H139V209H138ZM169 210H170V209H169ZM178 210H179V209H178ZM178 210H177V211H178ZM181 210H182V209H181ZM208 210H209V209H208ZM11 211H12V209H11ZM15 211H16V210H15ZM60 211H61V210H60ZM62 211H64V210H62ZM113 211H114V210H113ZM116 211H117V210H116ZM170 211H171V210H170ZM179 211H180V210H179ZM4 212H6V211H4ZM18 212H19V211H18ZM34 212H36V210H35ZM108 212H109V211H108ZM184 212H186V211L184 210ZM27 213H29V212L27 211ZM66 213H67V211H66ZM142 213H143V212H142ZM181 213H182V212H181ZM188 213H190V212H188ZM188 213H187V214H188ZM207 213H208V212H207ZM207 213H204V216H205V214H207ZM213 213H214V212H213ZM216 213H217V212H216ZM222 213H223V212H222ZM91 214H92V213H91ZM115 214H117V212H116ZM150 214H151V213H150ZM168 214H169V213H168ZM183 214H184V213H183ZM214 214H215V213H214ZM181 215H182V214H181ZM201 215H202V214H201ZM209 215H211V214H209ZM223 215H224V214H223ZM1 216H2V215H1ZM8 216H9V215H8ZM23 216H24V215H23ZM27 216H28V215H27ZM131 216H132V215H131ZM160 216H161V215H160ZM182 216H183V215H182ZM10 217L13 218L12 215H10ZM10 217H9V218H10ZM19 217H20V216H19ZM29 217H30V215H29ZM49 217H50V216H49ZM51 217H52V216H51ZM57 217H58V216H56V219H57ZM67 217H68V216H67ZM122 217H123V216H122ZM133 217H134V216H133ZM138 217H139V216H138ZM141 217H142V216H141ZM161 217H162V216H161ZM180 217H181V216H180ZM198 217H199V216H198ZM218 217H219V216H218ZM6 218H7V217H6ZM12 218H10V219H12ZM15 218H16V220H17V216H16ZM15 218L13 219L14 221H16ZM52 218L55 219L54 216H53ZM63 218H65V217H63ZM157 218H158V217H157ZM182 218H183V217H182ZM196 218H197V217H196ZM201 218H202V217H201ZM246 218H247V217H246ZM246 218H245V219H246ZM10 219H8V220H10ZM61 219H62V217H61ZM61 219L59 220V223L61 222ZM80 219H81V218H80ZM80 219H79V220H80ZM110 219H111V218H110ZM136 219H137V218H136ZM183 219H184V218H183ZM183 219H182V220H183ZM205 219H206V217H205ZM242 219H244V218H242ZM245 219H244V220H245ZM6 220H7V219H6ZM13 220H11V221L13 222ZM57 220H58V219H57ZM62 220H63V219H62ZM65 220H67V219L65 218ZM65 220H64V222H65ZM102 220H103V219H102ZM108 220H109V219H108ZM108 220H107V221H108ZM131 220H132V219H131ZM131 220H130V221H131ZM133 220H134V219H133ZM139 220H141V219H139ZM139 220H138V221H139ZM203 220H204V219H203ZM246 220H248V219H246ZM11 221H7V222H8V225L11 223ZM75 221H76V220H75ZM75 221H74V222H75ZM93 221H94V220H93ZM103 221H104V220H103ZM114 221H115V220H114ZM180 221H181V220H180ZM191 221H192V220H190V222H191ZM196 221H197V219H196ZM200 221H201V220H200ZM17 222L20 223V221H18V220H17ZM17 222H16V223H17ZM42 222H43V221H42ZM44 222H45V221H44ZM46 222H47V221H46ZM64 222H63V223H64ZM66 222H68V221H66ZM74 222H73V225H74L73 227L76 226V225L74 224ZM79 222H80V221H79ZM81 222H84V221L81 220ZM81 222H80V223H81ZM110 222H111V221H110ZM125 222H127V221L125 220ZM128 222H129V221H128ZM131 222H132V221H131ZM147 222H148V221H147ZM193 222H195V221H193ZM234 222H235V221H234ZM237 222H239V221L237 220ZM246 222H248V221H246ZM251 222H252V221H251ZM5 223H6V222H5ZM16 223L14 224L15 226H16ZM19 223H18V224H19ZM30 223H31V222H30ZM57 223H58V222H57ZM61 223H62V222H61ZM61 223H60V224H61ZM63 223H62V224H63ZM71 223H72V222H71ZM80 223L77 224V226H78V225L81 226L82 224H80ZM102 223H103V222H102ZM112 223H113V222H112ZM112 223H111V225H112ZM129 223H130V222H129ZM141 223H143V225L146 226V224H145L144 222H141ZM149 223L152 225L151 222H149ZM173 223H174V221H173ZM213 223H214V222H213ZM223 223H224V222H223ZM223 223H222V224H223ZM239 223H240V222H239ZM18 224H17V226H18ZM21 224H23V223H21ZM21 224H20V225H21ZM32 224H33V223H32ZM32 224H31V225H32ZM36 224H38V223H36ZM36 224L33 225L34 232H31V234L33 233V234H35V237H36V236L38 237V234H37L38 231H36L37 229L34 228V226H35ZM60 224H59V225H60ZM62 224H61V225H62ZM86 224H87V223H86ZM91 224H92V223H91ZM105 224H106V222H105ZM108 224H109V223H108ZM108 224H107V228L109 227ZM115 224H117V223H115ZM131 224H132V226L134 225L133 223H131ZM131 224H130V225H131ZM135 224H136V227H138V225L140 226L139 223H135ZM147 224H148V223H147ZM150 224H148L147 227H149ZM153 224H154V223H153ZM183 224H184V223H183ZM201 224H202V223H201ZM204 224L206 225V223H204ZM207 224H208V223H207ZM211 224H212V223H211ZM234 224H236V223H234ZM10 225H11V224H10ZM12 225H13V224H12ZM14 225H13V226H14ZM31 225H30V226H31ZM64 225L67 226V225H70V223H68L67 225H66V224H64ZM99 225H100V224H99ZM102 225H103V224H102ZM109 225H110V224H109ZM118 225H119V224H118ZM127 225H128V223H127ZM175 225H176V224H175ZM198 225H199V223H198ZM213 225H214V224H213ZM213 225H212V227H210L211 229L213 228ZM3 226H4V225H3ZM23 226H25V225H23ZM27 226H28V225H27ZM30 226H29V227H30ZM65 226H64V227H65ZM70 226L72 227V224H71ZM77 226H76V227H77ZM86 226H87V225H86ZM91 226H92V225H91ZM104 226L106 227V225H104ZM124 226H125V225H124ZM134 226H135V225H134ZM176 226H177V225H176ZM181 226H182V225H181ZM216 226H217V225H216ZM237 226H239V225H237ZM11 227H12V226H11ZM29 227H28V230L30 229ZM64 227H63V228H64ZM82 227H83V226H82ZM100 227H102V226H100ZM112 227H113V226H111V228H112ZM130 227H131V226H130ZM136 227H135V229H136ZM140 227H142V225H141ZM152 227H154V226H152ZM207 227H208V226H207ZM228 227H230V226H228ZM2 228H3V227H2ZM14 228H16V227H13V229H14ZM24 228H25V227H24ZM36 228H37V227H36ZM46 228H47V227H46ZM59 228H60V227H59ZM68 228H69V227H68ZM91 228H92V227H91ZM103 228H104V227H103ZM113 228H115V226H114ZM113 228H112V229H113ZM120 228H121V227L119 226V228L117 227V228H115V229H119V230H121L122 228H121V229H120ZM143 228H144V227H143ZM162 228H163V227H162ZM162 228H160L159 226H157V227L150 228V229L148 228V229H149V230H151V229L153 230V229H154V230H156V232H157V231L162 232V231H163ZM164 228H165V227H164ZM186 228H187V227H186ZM11 229H12V228H11ZM26 229H27V227H26ZM50 229H51V228H50ZM54 229H55V228H54ZM71 229H73V228H71ZM71 229H70V230H71ZM93 229H94V228H93ZM109 229H110V227H109ZM115 229H113V230L115 231ZM131 229H132V228H131ZM167 229H168V228H167ZM46 230H47V229H46ZM46 230H44V233H45ZM64 230H65V229H64ZM70 230H69V231H70ZM74 230H76V228H74V229L71 230V231L73 232ZM154 230H153V232H154ZM227 230H228V229H227ZM30 231H31V229H30ZM35 231H36L37 233H35ZM50 231H52V229H51ZM62 231H63V230H62ZM69 231L66 230V232H67V233H65L66 236H67V234H69V233H68ZM71 231H70V232H71ZM78 231H79V230H78ZM95 231H96V230H95ZM110 231H111V230H110ZM110 231H109V232H110ZM114 231H113V232H114ZM166 231L168 232V230H165V231H163V232L166 233ZM3 232H4V231H3ZM28 232H29V231H28ZM74 232H75V231H74ZM76 232H77V231H76ZM87 232H88V231H87ZM122 232H123V231H122ZM126 232H127V231H126ZM181 232H182V231H181ZM226 232H227V231H226ZM0 233H2V232L0 231ZM7 233H8L9 235H12L13 232H7ZM7 233H5L6 235L3 234V238H4L5 236L8 235ZM25 233H26V231H25ZM55 233H56V232H55ZM79 233H80V232H78L77 235L81 236V235H82V232H81V234H79ZM84 233H85V232H84ZM84 233H83V234H84ZM120 233H121V232L119 231V234H120ZM128 233H129V232H128ZM164 233H163V234H164ZM168 233H169V232H168ZM174 233H175V232H173V234H174ZM176 233H177V232H176ZM176 233H175V234H176ZM178 233L181 234L180 231H179ZM185 233H186V232H185ZM185 233H184V234H185ZM29 234H30V233H29ZM31 234H30V235H31ZM41 234L43 235L42 232H41ZM61 234H62V233H61ZM70 234H71V233H70ZM90 234H91V233H90ZM94 234H95V232H94ZM114 234H115V233H114ZM117 234H118V233H116V235H117ZM121 234H124V233H121ZM121 234H120V235H121ZM157 234H158V233H157ZM179 234H177V236L180 237ZM4 235H5V236H4ZM30 235H29V236H30ZM45 235H46V234H45ZM116 235H115V236H116ZM125 235H126V234H125ZM154 235H155V234H154ZM260 235H261V234H260ZM12 236H13V235H12ZM26 236L28 237V235H26ZM43 236H44V235H43ZM69 236H70V235H69ZM74 236H75V235H74ZM82 236H83V235H82ZM95 236H97V235H95ZM95 236H94V237H95ZM115 236H114V237H115ZM118 236H119V235H118ZM122 236H123V235H122ZM185 236H186V235H185ZM185 236H184V235L182 236V234H181V237L184 238ZM189 236H190V235H189ZM189 236H188V238H190ZM191 236H192V235H191ZM194 236H195V235H194ZM216 236H217V235H216ZM241 236H242V235L240 234V237H241ZM7 237H8V236H7ZM33 237H34V236H32V237H30V238L34 239ZM45 237H46V236H45ZM62 237H63V236H62ZM75 237H76V236H75ZM75 237H74V238H75ZM87 237H88V236H87ZM91 237H92V235H91ZM119 237L122 238L121 236H119ZM119 237H118V239H119ZM13 238H14V237H13ZM16 238H17V237H16ZM18 238H19V237H18ZM25 238H26V237H25ZM64 238H65V237H64ZM70 238H72V237L70 236ZM70 238H69V239H70ZM106 238H108V237H106ZM110 238H111V237H110ZM116 238H117V236H116ZM127 238H128V237H127ZM164 238H165V237H164ZM168 238H169V237H168ZM168 238H167V240H168ZM191 238H192V237H191ZM194 238H195V237H194ZM59 239H60V238H59ZM69 239H67V240H69ZM111 239H112V238H111ZM118 239H117V241H118ZM124 239H125V238H124ZM184 239H186V238H184ZM221 239H222V238H221ZM221 239H220V240H221ZM241 239H242V238H241ZM19 240H20V238H19ZM64 240H66V239H64ZM76 240H77V241H75V244L79 241V239H77V237H76ZM80 240H82V239H80ZM119 240H120V239H119ZM127 240H128V239H127ZM142 240H143V239H142ZM144 240H145V239H144ZM163 240H165V239H163ZM187 240H189V239H187ZM190 240H191V239H190ZM209 240L211 241V237H210ZM24 241H25V240H24ZM32 241H33V243H34V240H32ZM41 241L43 242V240H41ZM72 241H73V239L71 240V242H72ZM124 241H125V240H123V238H122V241H120V243H121V242L124 243ZM140 241H141V240H140ZM181 241H182V240H181ZM29 242H30V240L28 241V243H29ZM37 242H38V241H37ZM42 242H41V243H42ZM60 242H61V241H60ZM63 242H64V241H63ZM73 242H74V241H73ZM73 242H72V244H73ZM100 242H101V241H100ZM112 242H113V241H112ZM127 242L129 243L130 241H127ZM127 242H126V243H127ZM164 242H165V241H164ZM167 242H168V241H167ZM182 242H183V241H182ZM184 242H185V240H184ZM187 242H188V241H187ZM189 242H190V241H189ZM218 242H219V241H218ZM256 242H257V241H256ZM22 243H23V242H22ZM33 243H32V244H33ZM66 243H67V242H66ZM82 243H83V241H82ZM82 243L80 244V241H79V245L77 244V245H78L77 247H79L80 245H82ZM95 243H96V242H95ZM126 243H124V244H126ZM135 243H136V242H135ZM138 243H140V242L138 241ZM152 243H153V241H152ZM192 243H193V242H192ZM209 243H210V242H209ZM24 244H25V242H24ZM24 244H23V245H24ZM32 244H30V245L32 246ZM38 244H39V242L36 244V246H37ZM64 244H65V243H64ZM64 244H63V245H64ZM67 244H68V243H67ZM75 244H73V245L75 246ZM113 244H114V243H113ZM129 244H130V243H129ZM194 244H197V242L194 243ZM194 244H193V245H194ZM198 244H200V243H198ZM217 244H218V243H217ZM252 244H253V243H252ZM2 245H3V243H2ZM51 245H52V243H51ZM73 245H72V246H73ZM89 245H90V244H89ZM92 245H93V244H92ZM97 245H98V244H97ZM97 245H96V246H97ZM102 245H104V244H102ZM114 245H115V244H114ZM126 245H127V244H126ZM164 245H165V244H164ZM189 245H190V244H189ZM201 245H204L203 247L205 248V244H201ZM201 245H200V246H201ZM257 245H258V244H257ZM260 245H261V244H260ZM36 246H35V248H36ZM42 246H43V245H42ZM59 246H60V245H59ZM74 246H73V248H72L73 251L75 250ZM84 246H85V245H84ZM84 246L81 247V248H84ZM133 246H134V245H133ZM160 246H161V245H160ZM198 246H199V245H198ZM208 246H209V245H208ZM210 246H212V245H210ZM251 246H252V245H251ZM251 246H250V248H251ZM261 246H262V245H261ZM4 247H6V246H4ZM29 247H30V246H29ZM40 247H41V246H40ZM40 247L37 246V248H40ZM43 247H44V246H43ZM47 247H48V246H47ZM94 247H95V246H94ZM99 247H100V246H99ZM99 247H98V248H99ZM131 247H132V246H131ZM135 247H136V246H135ZM148 247H149V246H148ZM148 247H147V248H148ZM152 247H154V245H153ZM183 247H185V246L183 245ZM191 247H192V246H191ZM203 247H202L203 250H207V248L204 249ZM229 247H230V246H229ZM14 248H15V247H14ZM35 248H34V249H35ZM37 248H36L35 250H37ZM45 248H46V243H45ZM65 248H66V247H65ZM91 248H92V247H91ZM102 248H103V247L101 246V249H102ZM110 248H111V245H110ZM124 248H125V247H124ZM133 248H134V247H133ZM159 248H160V247H159ZM187 248H188V247H187ZM194 248H196V247H194ZM200 248H201V247H200ZM200 248H198V249H200ZM208 248H209V247H208ZM247 248H248V247H247ZM252 248H253V247H252ZM257 248H258V247H257ZM4 249H5V248H4ZM34 249H33V250H34ZM42 249H43V248H42ZM58 249H60V248H58ZM67 249H68V248H67ZM76 249H78V248H76ZM89 249H90V247H89ZM89 249H85V250H89ZM94 249H95V248H94ZM122 249H123V248H122ZM128 249H129V251H130V247H129ZM135 249H136V248H135ZM135 249H134V251H135ZM179 249H180V248H179ZM202 249H201V250H202ZM235 249H236V248H235ZM248 249H249V248H248ZM261 249H262V248H261ZM33 250H32V252H33ZM38 250H39V249H38ZM40 250H41V249H40ZM52 250H53V248H52ZM52 250H51V251H52ZM90 250H91V249H90ZM119 250H120V249H119ZM126 250H127V248H126ZM131 250H132L131 252H132V254H133L134 251H133L132 248H131ZM164 250H165V249H164ZM201 250H200V253H201ZM203 250H202V251H203ZM230 250H231V249H230ZM4 251H5V250H4ZM42 251H43V250H42ZM42 251L40 252V254L42 253ZM51 251H49V252H51ZM67 251H68V250H67ZM75 251H79V250H75ZM75 251H74V252H75ZM81 251H82V250H81ZM83 251H84V249H83ZM195 251H196V250H195ZM208 251H209V250H208ZM228 251H229V250H228ZM253 251H254V250H253ZM5 252H6V251H5ZM36 252H38V251H36ZM36 252L34 251V253H36ZM44 252H46V250H44ZM44 252H43V253H44ZM47 252H48V251H47ZM49 252H48V253H49ZM79 252H80V251H79ZM84 252H85V251H84ZM90 252H91V251H90ZM90 252H89V253H90ZM131 252H130V254H131ZM159 252H160V251H159ZM164 252H166V251H164ZM164 252L162 251V255L165 254ZM192 252H193V251H192ZM196 252H197V251H196ZM205 252H206V251H205ZM219 252H220V251H219ZM8 253H9V252H8ZM8 253H6V254H8ZM22 253H23V252H22ZM34 253H31V254L34 256ZM48 253H47V254H48ZM58 253H59V252H58ZM77 253H78V252H77ZM77 253L75 252L74 254H77ZM80 253L82 254V252H80ZM86 253H88V252H85V256L87 255V261H88V264H89V262L92 264V262L94 263V262L98 261V260H96L94 257L91 256V255H92V252H91V254H86ZM110 253H111V252H110ZM117 253H118V252H117ZM127 253H128V250H127ZM127 253H126V254H127ZM139 253H140V252H138V255H139ZM163 253H164V254H163ZM178 253H179V252H178ZM188 253H190V252L188 251ZM188 253H187V254H188ZM202 253H203V252H202ZM207 253H208V252H207ZM247 253H248V252H247ZM15 254H16V253H15ZM19 254H20V253H19ZM31 254H30L29 256H31ZM45 254H46V253H45ZM50 254H51V253H50ZM52 254H54V251H53ZM59 254H60V253H59ZM107 254H108V253H107ZM132 254H131V255H132ZM136 254H137V253H135L134 256H135ZM141 254H142V253H141ZM195 254H196V253H195ZM220 254H221V252H220ZM244 254H245V252H244ZM257 254H258V253H257ZM38 255H39V254H38ZM43 255H44V254H43ZM57 255H58V254H57ZM94 255H95V254H94ZM108 255H109V254H108ZM193 255H194V254H193ZM222 255H224V256L227 258V260H229L230 262H231V260H232V262H233V259L235 258V256L229 255V254L226 253V252H223ZM234 255H235V254H234ZM245 255H246V254H245ZM252 255H254V254H252ZM25 256H26V255H25ZM29 256H27V260H29ZM33 256H32V258H34V259H37V258H38V257L35 258V257H33ZM40 256H42V255H40ZM50 256H51V255H50ZM50 256H49V255H46V258H47V257H50ZM63 256H66V255H63ZM67 256H68V255H67ZM78 256H79V253H78ZM83 256H84V255H83ZM125 256H126V255H125ZM128 256H129V255H128ZM128 256H127V257H128ZM141 256L143 257L144 255L142 254ZM164 256H165V258H166V257L168 258L167 253H166ZM185 256H187V255H185ZM195 256H196V255H195ZM5 257H7V256L5 255ZM53 257H55V256H53ZM129 257H131V256H129ZM132 257H133V256H132ZM137 257H138V256H137ZM144 257H145V256H144ZM153 257H154V255H153ZM183 257H184V256H183ZM242 257H243V256H242ZM255 257H256V256H254V258H255ZM43 258H44V256H43ZM43 258H42V259H43ZM66 258H67V257H66ZM83 258H84V257H83ZM83 258H82V259H83ZM85 258H86V257H85ZM85 258H84V259H85ZM135 258H136V256H135ZM138 258H140V257H138ZM145 258H146V257H145ZM145 258H144V259H145ZM162 258H163V257H162ZM179 258H180V256H179ZM249 258H250V257H249ZM251 258H253V257L251 256ZM254 258H253V259H254ZM3 259H4V258H3ZM30 259H31V257H30ZM39 259L41 260L40 257H39ZM48 259H49V258H48ZM70 259H71V258H70ZM82 259H81V260H82ZM97 259H98V258H97ZM133 259H134V257H133ZM163 259H164V258H163ZM237 259H238V258H237ZM239 259H242L241 256H240ZM247 259H248V258H247ZM253 259H252V260H253ZM255 259H256V258H255ZM8 260H9V259H8ZM8 260H7V261H8ZM12 260H13V258H12ZM12 260H11V261H12ZM23 260H24V257H23ZM31 260H32V259H31ZM37 260H38V259H37ZM43 260H45V259H43ZM43 260H42V261H43ZM46 260H47V259H46ZM51 260H53V259L51 258ZM51 260H50V261H51ZM78 260H79V259H78ZM115 260H116V259H115ZM130 260L132 261V259H130ZM130 260H128V262H130ZM169 260H170V259H169ZM176 260H177V259H176ZM176 260H175V261H176ZM252 260H251V261H252ZM262 260H263V259H262ZM262 260L259 258V261H262ZM7 261H5V262H7ZM11 261H10V262H11ZM42 261H40V262L38 261V263H39V264H42ZM68 261H69V260H68ZM68 261H67V263H68ZM82 261H83V260H82ZM85 261H86V259H85ZM85 261H84V262H85ZM116 261H117V260H116ZM134 261H135V259H134L132 262H134ZM162 261H163V260H162ZM166 261H167V260H166ZM195 261H196V260H195ZM199 261H200V260H199ZM220 261H221V260H220ZM234 261H235V260H234ZM257 261H258V259H257ZM21 262H23V261L20 260V263H21ZM26 262H28V261H25V263H23V264H29V263H26ZM32 262H33V261H32ZM77 262H78V261H77ZM99 262H100V260H99ZM123 262H124V261H123ZM125 262H126V260H125ZM125 262H124V263H125ZM132 262H131V263H132ZM185 262H186V261H185ZM190 262H191V261H190ZM216 262H219V261H216ZM216 262L213 263V264H216ZM226 262H227V261H226ZM254 262H256V261H254ZM20 263H19V264H20ZM59 263H60V262H59ZM62 263H63V262H62ZM86 263H87V262H86ZM100 263H101V262H100ZM131 263H130V264H131ZM136 263H137V259H136ZM136 263H134V264H136ZM183 263H184V262H183ZM196 263H197V262H196ZM221 263H222V262H221ZM257 263H258V262H257ZM262 263H263V262H262ZM7 264H8V263H7ZM17 264H18V263H17ZM21 264H22V263H21ZM30 264H31V263H30ZM33 264H34V263H33ZM60 264H61V263H60ZM63 264H64V263H63ZM84 264H85V263H84ZM117 264H118V263H117ZM127 264H129V263H127ZM180 264H181V263H180ZM184 264H186V263H184ZM222 264H223V263H222ZM232 264H235V262L232 263Z\"/></svg>",
    "mask_w": 264,
    "mask_h": 264
}]
</instances>
